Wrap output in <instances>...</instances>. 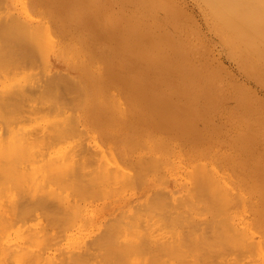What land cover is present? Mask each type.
I'll use <instances>...</instances> for the list:
<instances>
[{
	"label": "rangeland",
	"instance_id": "obj_1",
	"mask_svg": "<svg viewBox=\"0 0 264 264\" xmlns=\"http://www.w3.org/2000/svg\"><path fill=\"white\" fill-rule=\"evenodd\" d=\"M0 1H3L2 2V4H0V6L2 5V7H0V8H2V9H0V14L2 15L3 13V16H5V15H7V16H5L4 18H3V16H1L0 15V25L1 26H3L2 24H4L3 23V21L5 20L6 21V24H4V26H6L7 25V23L9 22V20L8 19H10V18H7V17H9V14H10V12H12V13H14V15L13 14H10V15H13V16H16V17H14V20L13 19H11L12 20V22H9L10 24H12V26H11V28H12V30H11V28L9 29V31H10V33L12 34V32H14L15 30V33H13L12 35L9 33V31H8V29L7 28H9L10 27V24H8L9 25V27L7 26V27H5V29L7 30V33H9L10 35H11V38H10V35H9V37H7V33H6V31H5V29H2V27L0 26V30H1V32L0 33H3V35H4V37L2 36V37H0V38H5V35H6V37L8 38V40L7 41H9V42H11L12 43V46L13 47H15L14 49H16V52H14V49L12 48V47H10L11 45L9 44V43H6L7 41H5L4 39V43L6 44V46H8L7 44H9V47H8V49L10 48V50L15 54L16 53V57H14L13 59L12 58H8V57H12V55L14 56V54L10 51V50H7V49H4L5 51H10V52H8V53H11V56H8V57H4L5 56V51L2 49V47L0 46V50L2 49L4 52L2 53V51H0L2 54H4L3 55V57L1 56V58L0 59H4V58H6V59H4V60H8V63H9V65L7 64V62H5L4 60H0V61H2V62H0V65L2 64L3 65V63L5 62V64H7V66H8V68L10 69V66L12 65V70L14 71V72H16V71H18L19 69L16 67V65L18 64H20L21 63V61L22 60H24L25 59V57H23V51H28L27 52V55H28V53L31 51L30 49H31V47H35V46H37V48H36V50H40L39 49V47L40 46H45V48L46 47H48V49L46 48H44V50L43 49H41V50H43V51H45V50H48L47 51V54L46 55H44V52L42 51V53L40 52H38L37 54L35 53V51L33 52V48H32V53L34 54V55H37L38 56V59L36 58L35 60L36 61H34V55L32 56V58H31V55H32V53H31V55L29 56L28 55V57H26V62H27V65H28V61H30V60H28V59H33V60H31L30 62H31V65L34 67H30V68H28L27 66H25L26 64L25 63H23V62H25V60L22 62V64L23 65H19V68H20V71H18V73L16 72V73H9L10 75H11V77H10V75L8 76V74L6 73L8 70H7V68H6V65L4 64L3 66H1V68L2 69H0V71L1 70H3V72L1 71L0 72V75H2V76H0V89H5L6 90V88L4 87V85L9 89V90H7V92L5 91V90H0V101L1 100H3V98L5 97V95H7V97H5L4 98V100L5 99H7V98H12V99H14V100H16L15 98H13V95H15V94H18L17 93V91L19 92V89L18 90H16V87H17V84H18V82H19V84H18V86L20 85V88H21V85L23 86V88L25 87V86H27V88L25 89V90H27V89H30L29 91L31 92V87H30V85L29 84H31L32 82V85L31 86H33V85H35L37 82L39 83L40 81L39 80H41V78H40V76H42V81H43V84H42V81H41V85L43 86V88L44 87H46V85L44 86V84H46V83H48V85H47V87L48 86H52V89H53V87H55L54 89H56L57 87H58V83H56V85L57 86H54V84L53 83H51V82H53V80H54V82H55V80H56V77L57 76H55V75H57L56 74V72L58 73H61V74H64V73H66L67 75H61V74H59V75H61L62 76V78H63V76H70L69 78L71 79V80H73L71 83L73 84H71L72 86H71V88H70V85L68 84V83H66V82H68V81H63V85H62V87H64V85H66L67 84V86H69L68 88H67V86L66 87H64L65 88V91L64 92H61L62 90H64L62 87H61V85H60V83L62 84V82H61V80H63L62 78H61V76L59 77V75H58V80L57 81H59L60 80V78H61V80H60V83H59V87L58 88H60V90H58V89H56V90H52L51 88H49L48 87V89H49V91H47L46 90V92H50L52 95L54 94V96H55V94L56 93H53V91L55 92V91H60V93L59 92H57V93H59V94H57V96L58 95H61L62 96V94L61 93H65L66 94V88H67V90H69V92H72L73 90V88L72 87H74V88H77V89H74V92H73V94L71 95L70 94V96H72V97H70L69 96V92H67V94H66V96H69L68 97V99H64L63 97H65L64 95L65 94H63V97H61L62 99H60V96H58L57 97V100H56V98H54L50 93V95L52 96V98H50L51 96L48 94V93H45L44 92V90H42V92L40 91L41 89H42V86H41V88H40V85L38 86V87H35L36 89L38 88L39 89V91L40 92H35L36 93V95H37V93H41V95H40V97L38 98L39 100H40V102L42 101V97L41 96H43V98H44V95H42V93L43 94H45V98L47 99V95L49 96L48 98H50L52 101H50V99H43L44 100V103L42 102V103H40V102H38L39 100H37V97L39 96H36V95H34L33 93V95L36 97H27V95L26 96H24L25 94L23 93V92H25V90L23 91L22 90V88H21V90L23 91V92H21V90H20V92L22 93H20L21 95H23L24 97H27V98H30L31 99V103H30V101L29 102H27V101H24V103L25 102H27L28 104H26L25 106L26 107H28V105H29V103H30V105H29V107L31 108L32 107V105L33 104H37V103H39L40 105L42 104V106H40L39 107V109H41V111H39V113H36V115L37 114H39V116L45 121L46 119V127H48V124H49V126H51L52 128H59L60 129V133H61V128L63 129V127H65V126H61V125H63V123H65V125L67 124L66 122H68V120H65V119H67V116H69V114L71 113V109H72V117H69V118H71L70 120H75L76 119V121H73V122H71L72 124L73 123H75V125H77L78 126V128H79V130H80V128H82L80 131H81V133L80 132H76L77 134L79 133V135L81 136H79V135H77L76 133V135H77V137L76 136H74V132H75V130H77V129H75V127L73 126L72 128L73 129H75V130H73L72 128H70V130H68V131H72L71 133V136L73 135L75 138H72V137H69L70 135L68 134V133H66V132H68V131H66L65 132V135H64V133L62 134L61 133V138L63 137L62 135H64V139H63V141L62 142H60L59 141V139L61 140V138H59L58 136V140H57V137H54V139H53V134L52 135H50L51 133V131L49 132L46 128H45V126H44V121H42V120H39L40 118H38L39 116H37L36 117V115H35V117H34V114H33V118H32V115H31V119H33L34 121H37V118H38V121H37V123L35 124L34 123V121L33 120H30L31 122H33V123H31L30 124V121L28 120L29 118H28V116L30 117V115H27V114H29L28 112H29V110H30V112H32L31 111V109H29L28 110V108H25L23 105V108H22V110H25V112H23V111H21V107H19L20 108V111L21 112H23L22 114H24L25 115V113H26V111H28L27 113H26V115L25 116H27V120L26 119H24L25 117L24 116H22V119H24V120H26L27 122H28V124H30V125H28L27 124V122L25 121L24 122V120H23V122L21 121L22 119H21V117H20V115L21 114H19L18 116H17V114L18 113H20V112H18V110H19V108L17 107V110H16V108H14V106H18V105H20V103H21V101H23V99H21L18 95H20V94H18L17 96H18V98L20 99V103L18 102V104L17 105H14L13 106V109H15L16 110V112L14 111L13 112V109L12 108H10V110L15 114V115H13L14 117L16 116V118L18 117V118H20L19 120H20V122H18L19 120L18 119H16V118H14V121L15 120H17V122L16 123H13L11 120V117H9L7 114H10L11 113V111L9 110V107H12L11 105V102H12V100H7L8 101V106H9V102H10V106L8 107V109L7 110H9L10 111V113H7L6 112V110H5V113H7L6 115L4 114V113H2V115H1V113H0V119H1V117L3 116V115H5L4 116V120H5V123L7 122V123H9L8 124V126L11 128V129H14L12 132H13V134H17V133H19V132H21L20 134H24V135H26L25 133H26V129H28L27 131H28V134L30 135V136H32L29 132H31L30 130H29V128H31V127H33L34 125H39V127L40 128H43L42 126H44V128L46 129V132L47 133H45V129L44 130H42L41 132H40V129L38 128H36V130H38V134H37V136H39L40 135V137H38L39 139L41 138V140H42V137H44V134L43 133H45V134H47V137L49 138V136H52V137H50L49 139H51L52 140V142L54 141V140H56V141H58L59 143H57L56 141H54L53 143H55V145L52 143V145H51V148H52V151L54 152V153H50V145L49 144H51L50 143V140H49V142L47 141L48 139H47V137H46V139H43L42 141H40L39 139H36V138H32L33 140H37L38 142H40V143H38V144H36L35 142H37L36 140H35V142H33L34 144H36V145H40L41 144V142H43V141H47V145H49V146H47V148L48 149H43V148H45V144H46V142H44V146H43V144H41V146H43V147H41L42 149H40L41 151H43L44 152V154H46L47 153V155H46V157H49V158H51L52 156H54V155H56L57 157H58V155L60 156L61 155V153H62V149H60L61 147L63 148V153H66V155L64 154V159H65V163L66 164H68L69 163V165H70V167L68 166V165H66L67 166V169H65L66 171H64V168H63V172H62V174L61 175H63L64 174V172H66L65 173V175H63V177H61L60 176V178L59 179H56L55 181H58V182H56V183H58L59 184V182H60V184L59 185H61L62 184V186L60 187V186H58L57 188H56V186L55 185H58V184H55V185H53L54 184V179L52 180V185L53 186H51V184L49 185V184H45V187L46 188H48V190H49V188L50 187H54V188H51V189H56V191L58 192V190H61L62 192H63V194L64 195H66V197L64 196V197H62L64 200L65 199H69V200H63V202H65L64 204H63V206H62V204H58L57 206L59 207V208H57V206L56 207H54L55 208V210L57 209H60L61 210V214H62V212H63V210L65 209V207H64V205L67 207V204L68 205H70V207L68 206L67 208L68 209H66V210H64V211H68L69 209V211L71 212H63V213H65L66 215H67V213L68 214H70L71 216H79L78 218H80V219H78V218H74L75 219V222H74V225H72V226H70V225H68V224H70L68 221H67V225H68V227H67V229H66V231L64 230V235H63V239H58V233L55 231V230H57V228H56V226H58V225H54L55 223H57V222H55L54 224L53 223H51V227H50V224H48V222L50 223V219H49V217L48 216H46V218L44 217L45 215H44V213H43V210H41L40 211V208L38 209V208H35L36 210L35 211H33L34 209H31L33 212H31V214L29 213V214H25V215H28V216H30V217H32L31 215H32V213L34 214V217H36L37 216V214L36 213H34V212H37L38 213V215H40L41 213H43V219H42V216H40V220L42 219L43 220V222L45 221H47L46 219H48V222H46V224H45V222H44V224L45 225H42L41 226V224H43V223H40L41 221H39V222H37V219H38V217H36L35 219H34V217H32V219H30V217H28V216H26L27 217V219H26V221H25V223L24 224H22L21 225V229L22 228H24V229H27L28 227H29V225L30 226H33V228L32 227H30V229H34V227L37 229V231H42L43 229H41V228H43L44 226H46V227H44V229L45 230H43L44 232H47V234L48 235H45V238H47L48 237V239H46V240H48L45 244V247H47L48 245H50L49 246V248L47 247L46 249H44L45 247H44V242L46 241L45 240V238H43V235L44 234H46V233H43L42 232V236H40L39 237V235H41V233L40 232H36V233H38L37 235L38 236H36V238L35 239H37V237H38V239L37 240H34V242H36V244L34 245L36 248H40V247H43V248H41V249H44V250H46V252H47V255H49V256H52V255H54V256H58V257H65L67 254L66 253H68V251L70 252L71 251V249L72 250H74L73 251V253H76V251L78 252L79 251V254L80 255H82L83 254V252L84 251H86L87 250V239H90V237L93 239H95V241H96V245L97 246H100V247H97V248H100V249H95L94 248V250L92 249V251H91V248L92 247H94V241H92V239H90L89 240V249H90V253L88 252V250H87V252H85L84 254L85 255H87L88 253H89V255L85 258V259H87L88 260V262L86 261L85 262V259H83L81 256V258H80V260L81 259H83L84 260V262H83V260L82 261H80V260H78V261H80V262H83V264H87V263H89L90 264V255H91V259H93V257H94V255H95V257L98 255V254H100V252L102 251V246H101V243H102V245H103V242H99L101 239H103L104 240V242H106V239L105 238H101L99 235L101 234V236H102V234L104 233H106V231H103V230H105L104 228L105 227H109V226H107L108 225V222H111L110 224H113L114 223V221L115 220H113V219H115V217L114 216H116V214L117 215H119L120 214V212H121V214L120 215H123L122 216V219L123 220H125L124 222H126L127 224H129L128 222H130V226H135V223H136V221L137 220H139L138 221V224L136 223V228L137 227H139L138 229L140 230V228H142L143 230H142V232L141 231H139V233L137 232L138 231V229L136 230V228H135V233H132L133 231H131V233L133 234V235H135L133 238H132V236L133 235H131V233L129 232L131 229H129V233H130V235H128L126 232H127V230H128V227H126L127 229L125 230V228H123V226H129V225H126L124 222H123V220H119L118 219V221H122L121 223H119V225L121 224V227H120V229L122 228V229H124L123 231H121V232H123V234H124V232L126 233L125 235L127 236V237H129V239H131L132 238V241L134 242L135 240H133V239H135L136 238V236H137V239H140L139 241H142V243H140V242H137V241H135L134 243H133V246L131 245L132 243V241L130 240V242H129V244H130V248H132L133 250H140L141 249V251H134L135 253H133V251H132V253H131V255L129 254L128 255V253H127V255L128 256H136L137 254L138 255H141V257H138V255L136 256V257H138V258H140V260H142V259H147V257H148V259L146 260V261H148L149 259L151 260V258H152V262L150 263V264H168L169 262H170V264L171 263H175L176 261H174V259H176L177 260V264H182L183 263V260H182V263L180 262L181 260H180V258L182 259L183 257V259H185L186 260V258H188L189 256H191V258L193 257V259H195L196 257V259L198 260L199 259V261H197L196 259H195V261L193 262V261H191L190 260V258H189V263H191V262H193L194 264H212V260H214L213 262V264H217L218 262H217V260L216 259H218L217 257H219V259H218V261H220V262H222L223 261V258H224V256H226L225 258H224V260L226 261V262H228V258H230V261L232 260L233 262H232V264H238V263H240V264H264V232L262 233V231H264V228L262 229L261 227H264V223H262V222H260V221H257V219H258V214H259V212H260V215H261V217H263V213H264V191H262V190H264V46H263V44H264V31H263V28H264V24H262V23H264V18H262V17H264V12H263V8L262 9H260L259 7H256V5H254V4H256V2H254V1H256V0H253V2H251L252 0H248L247 1V6H248V4H249V8L251 9L253 6L252 5H254L255 7H256V9H255V7H253L252 9H251V13H248V12H246L247 14H249V18L250 19H252L251 21L253 22V19L257 16L256 14L259 12V9H260V12H259V14H258V17L257 18H259V15H260V18H262L261 20H263V21H261L260 20V22H258V23H261V25L260 24H257V19L255 18L254 20L256 21L255 23L257 24V27H258V29H257V27L256 26H253V27H255V28H253V29H251V28H249L250 26L248 25V24H250V19L248 18V16H247V19H246V15L244 16V15H240V12L242 11V13H245V12H243V9L244 10H247V11H250V9H248V8H246L245 7V5H244V7L242 8V6L240 7V9L242 8V10L240 11V9L238 10V11H236V12H238V13H236V14H234V15H236V16H234V15H232V16H234L233 18H231L230 16H229V18H224L222 15V17H223V19H228L229 21L232 19V21H233V25L235 24V26H234V28H232V27H230V26H227V25H224L225 23V21H223V19L221 20L220 18H219V20L217 19L218 17H216V12L217 11H215V13H212L213 12V6L211 5V8L212 9H210V6H209V0H207V2L208 3H205V2H201V0H0ZM13 1V2H12ZM23 1V4L21 3ZM200 1V2H199ZM205 1V0H204ZM260 0H258L257 1V3H260L259 2ZM216 1H213V3H215ZM1 3V2H0ZM202 3V4H201ZM251 3H252V5H251ZM254 3V4H253ZM263 3H264V1H263ZM206 4V5H205ZM23 5V6H22ZM261 5V4H260ZM208 6V7H207ZM216 6H217V3H216ZM215 6V8H214V10H216V9H220L221 8V10H222V7H223V5H221L220 6V8L219 7H216ZM250 6H252V7H250ZM264 6V4H262V7ZM259 8V9H258ZM23 9H25L26 11H24ZM255 9V10H254ZM6 10V11H5ZM207 10V11H206ZM221 10H219V11H221ZM252 10H253V12H252ZM256 10H257V13H256ZM24 11V12H23ZM27 11H28V13L30 14H33V16L34 17H32V15H27L28 13H27ZM218 11V13H221L222 14V12H224V11H221V12H219ZM235 10H233V12H231V14H233V13H235L234 12ZM240 11V12H239ZM255 11V12H254ZM27 14H26V13ZM207 12H209V14L208 15H206V13ZM212 13V14H211ZM224 13H226V12H224ZM256 13V14H255ZM228 14H229V12H228ZM240 15V17L242 18V19H246V22L248 23V21H249V23L247 24V23H242V19H240V17H238L239 15ZM250 14H253V15H250ZM262 14V15H261ZM212 15H213V17L215 18H213L212 17ZM225 15H227V14H225ZM13 16H12V18H13ZM220 16V17H221ZM228 16V15H227ZM243 16H244V18H243ZM251 16V17H250ZM255 16V17H254ZM252 17H254V18H252ZM2 18L4 19V20H2ZM16 18V19H15ZM19 19V20H18ZM236 19V20H235ZM238 19H240V20H238ZM249 19V20H248ZM15 20H17V21H15ZM22 20V21H21ZM214 20V21H213ZM221 20V21H220ZM238 20V21H237ZM259 20V19H258ZM8 21V22H7ZM16 24H15V23ZM222 22V23H221ZM240 22V23H239ZM23 23V24H22ZM17 24H21V25H23V26H20L19 25V27H18V25ZM216 24V25H215ZM222 24V25H221ZM236 25H238V26H236ZM244 27H243V26ZM250 25H253V24H250ZM263 25V26H262ZM4 26H3V28H4ZM15 26H17L18 27V29H16L15 28ZM45 26H46V28H48V29H50V31H53L54 33H52L53 35H54V37L52 36V35H50L51 33H49V32H47V34H49L50 35V37L49 36H47V34H44V33H46V31H49V30H47L46 28H45ZM217 26L219 27L218 29H217ZM227 26V27H226ZM232 26V25H231ZM23 28V29H21V30H19V28ZM237 27V28H236ZM248 27V29L246 30L245 28H247ZM252 27V26H251ZM262 27V28H261ZM26 28L28 29L27 31H26ZM223 28H225V30L223 29ZM242 30H241V29ZM46 29V30H45ZM233 29V30H232ZM239 29V30H238ZM260 29H262L261 31H260ZM3 30V31H2ZM17 30H19V31H23L25 34H26V36L24 35V40H22V41H25V39L27 40V41H25L24 43L21 41V34L17 31ZM223 30V31H222ZM228 30V32H226ZM250 30V31H249ZM255 30H256V32H255ZM259 30V31H258ZM4 31H5V33L6 34H4ZM29 31V32H28ZM240 32V34H243V37L240 35V34H238L239 32ZM22 32V33H23ZM28 32V33H27ZM30 32H32V33H30ZM237 32V33H236ZM249 32V33H248ZM252 32L253 33H257V34H254V35H257L259 38H263L262 40L261 39H259L257 36H255L256 38H254V36H253V34H252ZM261 32V34H263L262 36H260V33ZM20 34V35H18V37L15 39V40H18V38L20 39L19 41H15L16 43L17 42H19V44H20V41L22 42V44H20V45H18V43H17V47H16V43L14 42V39H12V38H15L16 36H17V34ZM42 33L44 34L43 36H42ZM95 33V34H94ZM231 35H230V34ZM233 33V34H232ZM251 33V34H250ZM15 34H16V36H15ZM32 34H33V36H32ZM238 34V35H237ZM2 34H0V36H1ZM93 35V36H92ZM223 36V39L221 38V37H219V36ZM226 35V36H225ZM234 35V36H233ZM240 35V36H239ZM249 35V36H248ZM252 35V36H251ZM13 36V37H12ZM15 36V37H14ZM29 36H31V38L29 37ZM92 36V37H91ZM97 36V37H96ZM26 37V38H25ZM36 39H35V38ZM47 37H49V38H47ZM53 39H52V38ZM99 37V38H98ZM124 37V38H123ZM226 37V38H225ZM232 37V40L230 39ZM233 37L234 38H236V39H233ZM246 37V38H245ZM253 37V38H252ZM7 38H5V39H7ZM28 38H29V40H28ZM258 38V39H257ZM10 39H12V40H10ZM35 39V40H34ZM125 39V40H124ZM222 39V40H221ZM238 39V40H237ZM253 39V40H252ZM37 40V41H36ZM39 40H43L44 42H48L49 43V45H50V47L49 46H46V44L44 45V44H42L41 43V41L40 42H38ZM76 40V41H75ZM227 40H229V41H227ZM257 40V42H255ZM261 42H259V41ZM1 41L2 40H0V43H1ZM32 41H35V45L33 46L32 45ZM232 43H231V42ZM240 41V42H239ZM250 41V42H249ZM3 42V41H2ZM31 43L30 45H32V46H30L29 44H25V43ZM43 42V43H44ZM96 42V43H95ZM37 43V44H36ZM247 43V44H246ZM258 43V44H257ZM263 43V44H262ZM5 44H3V46L5 47ZM34 44V43H33ZM38 44H40V46L38 47ZM1 45H2V43H1ZM21 45H22V47H21ZM30 46V47H27L28 48V50H24V48H26L25 46ZM256 45V46H255ZM261 45V49L260 48H258L259 46ZM20 48H19V47ZM7 48V47H6ZM19 48V49H18ZM22 48V49H21ZM26 48V49H27ZM30 48V49H29ZM243 48H244V50H243ZM247 48H248V50H247ZM263 49V50H262ZM23 50V51H22ZM30 50V51H29ZM35 50V49H34ZM232 50H235V52L234 51H232ZM21 51V52H20ZM60 51V52H59ZM250 53H249V52ZM263 51V52H262ZM46 52V51H45ZM69 53V54H68ZM109 53V54H108ZM252 53V54H251ZM22 54V55H21ZM43 54V57H42V59L43 60H45L46 59V62H45V64H48L46 67L44 66V64L43 65H40V61H38L39 59H41V58H39V57H41V56H39V55H42ZM254 54V55H253ZM20 55H21V57L23 58H21L22 60H20ZM26 55V56H27ZM24 56H25V54H24ZM36 56V57H37ZM46 56V57H45ZM45 57V58H44ZM8 58V59H7ZM19 58V60L17 61V59ZM13 60L12 62L10 61L9 62V60ZM16 59V60H15ZM43 60H41V62H43ZM14 61H16V63L17 64H15L14 63ZM114 61V62H113ZM127 62L128 63V65H127V68H125V67H123L121 64H122V62ZM19 62V63H18ZM33 62L35 63V64H33ZM39 62V63H38ZM43 62V63H44ZM10 63H11V65H10ZM38 63V64H37ZM14 64H15V67L13 68V66H14ZM25 64V65H24ZM37 64V65H36ZM131 66H130V65ZM17 65V66H18ZM30 65V64H29ZM40 65V66H39ZM243 65V66H242ZM5 66V67H4ZM22 66H25V67H27V68H21ZM41 68V71L43 70V72H41V71H38V70H40L39 68ZM42 66V67H41ZM43 66H44V68H43ZM5 68H6V70H5ZM33 68V69H32ZM114 68V69H113ZM254 68V69H253ZM260 68V69H259ZM15 69H16V71H15ZM27 69H28V71H27ZM47 69V70H46ZM103 69V70H102ZM11 70V69H10ZM30 70V71H29ZM46 70V74H48V75H46L45 74V71ZM58 70V71H57ZM102 70V71H101ZM119 70V71H118ZM255 70V71H254ZM5 71V72H4ZM13 71H10V72H13ZM56 71V72H55ZM106 71V72H105ZM122 71V72H121ZM261 71V72H260ZM9 72V71H8ZM25 72H26V74L28 73V75H26L25 74ZM30 72V73H29ZM35 72H37L36 74H35ZM39 72H41L40 74H39ZM52 72H54L55 73V75L53 74H51ZM254 72V73H253ZM142 74V75H146V77H144V79H146L148 82H149V86H147V88L148 89H151L152 91L154 90L153 88H155V90L157 89H159L158 91L160 92H163L164 94H167L169 91L168 90H170V89H175L176 90V92L178 93L176 96L177 97H179L180 96V98H181V106H180V110L183 112V113H180L181 114V116L183 117V123H184V127H185V129H184V133L182 134V133H178V132H176V131H174V130H171L170 128H166L165 126H160L159 128L157 127L158 125H156L155 123H154V121L152 120V118H150L151 116L148 114V116H146V113H145V111H144V109H143V107L140 105V103H139V101H140V98H139V95H135L133 92H129V89L128 88H126L125 87V84H124V81L125 80H132L135 76H138V74ZM4 74V75H3ZM7 74V75H6ZM18 74V75H17ZM23 74H25V75H23ZM31 74V75H30ZM43 74V75H42ZM48 76V78L45 76ZM106 74V75H105ZM139 74V75H140ZM251 74V75H250ZM35 77H34V76ZM259 75V76H258ZM18 76H21V77H18ZM26 76V77H25ZM37 76V77H36ZM39 76V77H38ZM46 78H45V77ZM54 76V77H53ZM110 78H109V77ZM147 76H150V77H147ZM3 77V78H2ZM6 77V78H5ZM16 77L17 78H19L18 80L19 81H17L16 80ZM25 77V78H24ZM33 77H34V79H33ZM50 77H51V79H50ZM152 77H153V79H152ZM255 77V78H254ZM259 77V78H258ZM10 78H11V80H10ZM14 78V79H13ZM21 78L24 80H21ZM31 78H32V80H31ZM40 78V79H39ZM9 79V80H8ZM36 79V80H35ZM37 79H38V81H37ZM43 79H45V81H46V83H45V81L43 80ZM47 79V80H46ZM49 79V80H48ZM69 79V80H70ZM7 80V81H6ZM30 80V81H29ZM65 80H68V79H66V77H65ZM75 80V81H74ZM5 81H6V83H5ZM20 81H22V82H20ZM29 81V82H28ZM34 81H37L36 83L34 82ZM49 81V82H48ZM146 81V82H147ZM154 82V84L155 83H157V84H155V85H152V84H150L151 82ZM260 81V82H259ZM262 81V82H261ZM15 83V85H13L12 83ZM17 82V83H16ZM24 82V83H23ZM78 82V83H77ZM100 82V83H99ZM22 83V84H21ZM27 83H29L28 85H26ZM66 83V84H65ZM74 83H76V84H80V85H78L80 88H83V91H82V89H79V87H77L76 86V84H74ZM2 84V85H1ZM10 84V85H9ZM23 84H25V86L23 85ZM103 84H105V85H103ZM113 85L114 86V88H113V86L109 89L110 91H111V93H110V91H108V89H107V86L109 87V85ZM8 85H9V87H8ZM36 85H38V84H36ZM76 87H75V86ZM89 85V86H88ZM110 85V86H111ZM14 87V94L13 95H11L12 94V91H10V87ZM30 88H29V87ZM117 88V90H118V92H117V90H116V88ZM70 88V89H69ZM120 89V91L122 90L123 92H121V93H119V89ZM32 89H34V87L32 88ZM36 89H35V91H36ZM105 89H106V91H105ZM147 89V90H148ZM199 89H201V90H199ZM11 90H13V88L11 89ZM15 90H16V93H15ZM75 90H77V91H75ZM82 91V92H80V91ZM116 90V91H115ZM155 90L153 91V92H155ZM28 91V92H29ZM38 91V90H37ZM52 91V92H51ZM113 91H115V93L113 94ZM193 91V92H192ZM8 92H11V93H8ZM28 92H26V94H28ZM29 92V93H30ZM33 92V91H32ZM77 93L76 95H74V93ZM109 92V93H108ZM1 93H2V95H1ZM6 93H8V94H10V96L8 95V94H6ZM78 93H80V95L78 94ZM83 95H82V94ZM117 93H118V95L120 94L121 95V97H120V95H119V98H118V96H117ZM122 93H124V94H122ZM47 94V95H46ZM110 94H112V95H110ZM115 94H116V96H117V98L116 97H114L115 96ZM29 95H31V93L29 94ZM28 95V96H29ZM74 95V96H73ZM4 96V97H3ZM9 96V97H8ZM16 96V95H15ZM14 96V97H15ZM22 96V97H23ZM83 97L82 98V100L80 99L81 97ZM125 96H126V98H125ZM192 96H194V97H192ZM195 96L197 97L196 99H193V100H191V98H195ZM218 96L220 97V98H218ZM23 97V98H24ZM76 97H77V99H80V101H81V105L79 106L78 104V106H76V107H74V105L73 104H75L76 105V103H78L75 99H76ZM78 97H80V98H78ZM96 97V98H95ZM105 97V98H104ZM124 97V98H123ZM32 98H34L36 101H37V103L35 102V100L33 101V99ZM67 98V97H66ZM72 98V99H71ZM106 98H108V101H106ZM114 98H116L117 100H121L122 99V101H124V100H126V101H124V102H122V103H120L121 105H119V107H120V109H119V107H117L118 105L116 104V101L117 100H113ZM29 99V100H30ZM57 101V103H53V101H55V100ZM69 99H70V101H69ZM73 99L76 101V103L73 101ZM13 100V101H14ZM24 100H26L25 98H24ZM28 100V99H27ZM49 100V101H48ZM60 100V102H58ZM63 100V102H61ZM64 100H66V101H64ZM120 100L118 101V104H119V102H120ZM16 101H14L13 102V104L16 102ZM48 101V102H47ZM114 101V102H113ZM128 101L130 102V103H132L131 105H129V107H131V108H129L127 105L128 104H130V103H128ZM137 103H136V102ZM182 101H183V103H182ZM221 101V102H220ZM259 101V102H258ZM3 102V101H2ZM2 102H1V104H2ZM16 102V103H17ZM45 102H47L46 103V105L47 104H50V107H46V106H44V109L45 108H52L51 106H52V103H53V108L52 109H50L51 111L52 110H55V108H56V110L55 111H58L59 109H58V105H62V103H63V106H59V107H61L62 109H60L61 110V114H62V116H61V114H60V116H59V113L60 112H56L55 113V111H53V113H50V110H47L49 113H50V116H49V114H47L46 112V114H42L43 115V117H42V115H41V113H43V110H42V108H43V105H45ZM52 102V103H51ZM67 102V103H66ZM70 102H71V104H70ZM94 102H96V103H94ZM185 102V103H184ZM261 102V103H260ZM15 103V104H16ZM23 103V104H24ZM60 103V104H59ZM69 103V104H68ZM80 103V102H79ZM108 103V104H107ZM128 103V104H127ZM6 104L7 103H5V101H4V104H2L3 105V107H4V105H5V107H7L6 106ZM22 104V103H21ZM58 104V105H57ZM68 104V106H64V105H67ZM85 104H86V106H85ZM122 104H124V106H122ZM125 104H127L126 106H125ZM193 104V105H192ZM96 105H98V106H96V108H97V110H96V108H95V106ZM117 105V106H116ZM21 106V105H20ZM70 106H71V108H70ZM85 106V107H84ZM92 106H94V108H95V110L98 112V111H100V116H99V114L96 112V111H94V109H92ZM124 108V111L126 112H124V111H121V108L122 107ZM132 106H134L133 107V109H132ZM42 107V108H41ZM55 107V108H54ZM67 109H66V108ZM72 107H74L75 108V110L73 111V108ZM78 107V108H77ZM126 107H128V108H126ZM138 108V109H136V108ZM189 107V108H188ZM219 107V109H217ZM33 109H35V108H38V106H34L33 105V107H32ZM69 108V109H68ZM99 108H101L100 110H99ZM122 108V109H123ZM197 108V109H196ZM201 108V109H200ZM263 108V109H262ZM1 109H2V106H1ZM0 109V112L2 111ZM32 109V110H33ZM38 109V110H39ZM126 109H130L129 111L128 110H126ZM140 109H142V110H140ZM190 109H191V111H190ZM132 110H133V112L135 111L136 112V110H137V114H136V116L135 115H132L133 114V112H132ZM203 110V111H202ZM221 110V111H220ZM33 111H35V110H33ZM37 111V110H36ZM198 111V112H197ZM200 111V112H199ZM68 112H70V113H68ZM74 112V113H73ZM103 112V113H102ZM218 112V113H217ZM223 112V113H222ZM229 112V113H228ZM262 112V113H261ZM13 113H11V114H13ZM34 113V112H33ZM58 113V116H55V114H57ZM128 113H130V114H128ZM201 113V114H200ZM202 113H203V115H202ZM222 113V114H221ZM227 113H228V115H227ZM30 114H32V113H30ZM52 114V115H51ZM190 114H191V118L192 119H189L190 118ZM232 116H231V115ZM55 117H54V116ZM64 115H66V118H65V116ZM74 115L75 116H77V117H74ZM103 115V116H102ZM139 115H140V118L142 119H139L138 117H139ZM144 115V116H143ZM230 115V116H229ZM7 116L9 117V120L8 121H6L7 120ZM11 116V115H10ZM13 116H12V118H13ZM49 118H48V117ZM52 116V117H51ZM189 116V117H188ZM6 117V118H5ZM24 117V118H23ZM57 117V118H56ZM94 117V118H93ZM144 117V118H143ZM149 117V118H148ZM226 117V118H225ZM46 118V119H45ZM103 118V119H102ZM187 118V119H186ZM223 118V119H222ZM3 119V118H2ZM58 120V121H55V120ZM62 119H64L63 120V122H61V120ZM94 119V120H93ZM105 119V120H104ZM194 119H195V121H194ZM50 120V121H49ZM55 121V122H57V125L59 126V127H56V125H55V122H51V121ZM69 120V121H70ZM103 120H104V122H103ZM152 122H151V121ZM186 120H188V121H186ZM191 122H193V123H190V121ZM209 120H212L213 121V124H212V121H209ZM1 121V120H0ZM42 121V122H41ZM66 121V122H65ZM100 121V122H99ZM60 122H61V125H60ZM76 122H77V124H76ZM128 123V122H130V123H132V124H130V123H128L130 126H132L133 128H135L136 126V128L135 129H133L132 127H131V129H133V131L132 130H130V134H125L122 138L123 139H125V142H126V138L127 139H129V138H131L132 137V139H133V137H135V140L134 141H136V139L138 140H142L141 141V143L139 142V144H137V142H135V146H134V143H131V145H133V146H130V148L131 149H133L132 151H128L129 150V148H128V150H127V148L124 146V143H123V140H121V139H119V141H118V135H117V133L118 132H121L123 129H124V127H125V125H126V123ZM197 122V123H196ZM2 123H4V122H2ZM6 123V124H7ZM18 123H20V124H18ZM42 125V123H43V125L42 126H40V124ZM48 123V124H47ZM50 123H54L53 125L52 124H50ZM71 123H69L68 122V126H69V124L72 126V124ZM86 123V124H85ZM199 123V124H198ZM15 124V125H14ZM17 124V125H16ZM133 124H134V126H133ZM209 124L211 125V126H209ZM74 125V124H73ZM123 126V128L121 127V126ZM201 125V126H200ZM216 125V127H214V126ZM12 126V127H11ZM14 126H16V128L14 127ZM60 126H61V128H60ZM67 126V125H66ZM76 126V127H77ZM109 127V128H111V130L113 131L112 133H114L115 135L114 136H116V138H113L112 136V133L109 135L110 137H108L107 138V133L109 132V131H111L109 128H106V127ZM130 126H128V127H126L127 129H129L130 128ZM18 127H19V129H18ZM70 127V126H69ZM68 127V128H69ZM104 127V128H103ZM116 127V128H115ZM120 127V128H119ZM101 128H102V131H101ZM122 128V129H121ZM126 128H125V131L126 132H128L129 133V131L128 130H126ZM163 128V129H162ZM236 128V129H235ZM35 129V128H34ZM49 129H51V128H49ZM59 129L57 130V133L58 134H60L59 133ZM72 129V130H71ZM92 129H93V131H92ZM103 129H105V130H103ZM106 129H109L108 130V132H106L107 130ZM119 129H121V131H118ZM165 129V131H167L168 132V134L166 133V132H164V131H161V130H164ZM202 129H205L206 130V132H205V135L202 137V135H199V133L197 132V131H199V130H202ZM215 129H216V131H215ZM222 129V130H221ZM235 129V130H234ZM238 129V130H237ZM65 130H67V128L65 129ZM64 130V131H65ZM134 130H138V132H136L135 133V131ZM190 130H192V132L191 133H189L190 132ZM219 130V131H218ZM237 130V131H236ZM23 131V132H22ZM24 131H25V133H24ZM32 131H33V129H32ZM54 131H56L55 129H54ZM78 131V130H77ZM83 131V132H82ZM104 131V132H103ZM118 131V132H117ZM124 131V130H123ZM122 131V135L124 134V132ZM209 131V132H208ZM211 131V132H210ZM37 133V131H33L32 133ZM50 134H49V133ZM53 132V131H52ZM101 132V133H100ZM106 132V133H105ZM125 132V133H126ZM133 132V133H132ZM219 132V133H218ZM40 133V134H39ZM54 133V132H53ZM92 133H94V134H92ZM100 133V134H99ZM132 133V134H131ZM139 133V134H138ZM166 133V134H165ZM170 133H171V135H170ZM175 134V136H173L174 134ZM214 133H216V134H214ZM222 133V135H225V136H222V135H220ZM236 133H237V135H236ZM43 134V135H42ZM48 134H49V136H48ZM55 134V133H54ZM84 134V135H83ZM105 134V135H104ZM211 134V135H210ZM19 135V134H18ZM18 135L16 136V137H18ZM29 135H26V136H29ZM35 135V134H34ZM42 135V136H41ZM67 135H69L68 137H67ZM87 135V136H86ZM90 135H91V137H90ZM93 135H95L96 137H97V139H96V137L94 136V140H92L93 138ZM102 135H103V137H102ZM112 135V136H111ZM182 135V136H181ZM210 135V136H209ZM213 135H215L214 137H213ZM20 136H22V135H19V137ZM26 136H24L25 137V139L27 138ZM29 136V137H30ZM46 136V135H45ZM227 136V137H226ZM239 136V137H238ZM23 136H22V138H24ZM32 137H34V136H32ZM36 137V136H35ZM80 137V138H79ZM84 137H85V139H84ZM87 137H89V138H87ZM191 138L190 140L188 139V138ZM230 137V139H228ZM31 138V137H30ZM30 138H28V139H30ZM45 138V137H44ZM67 138H70V139H72V140H70V139H67ZM82 138H83V140H82ZM216 139V140H214V139ZM217 138H220V139H217ZM223 138V139H222ZM225 138V139H224ZM67 141H66V140ZM74 139H76V140H74ZM79 139H81V140H79ZM115 139V140H114ZM132 139H130V140H127V142L126 143H128V141H130L131 142V140ZM163 139H164V141H163ZM181 139V140H180ZM187 139V140H186ZM241 139V140H240ZM68 140L70 141V142H68ZM78 140L79 141H81L80 142V145H79V143H78ZM85 140V141H84ZM110 141V140H112V143H108L107 141ZM162 140V141H161ZM194 140V141H193ZM211 140V141H210ZM214 140V141H213ZM230 140V141H229ZM232 140H233V142H232ZM238 140H240V141H238ZM72 141H75V142H72ZM82 141H84V143L82 142ZM66 142V143H65ZM67 142H68V145H67ZM95 142H97V144L95 143ZM106 142H107V144H106ZM115 142V143H114ZM120 142V143H119ZM122 142V143H121ZM143 142V143H142ZM144 142L147 144V145H144ZM169 142H171V143H169ZM180 142H182V143H180ZM219 143V144H216V143ZM222 142H224L225 143V146L223 145L224 143H222ZM56 143H57V146L58 147H55V149H54V147L53 146H56ZM60 143H62L61 145H60ZM64 143V144H63ZM72 143H74V144H72ZM76 143H77V145H79V149H78V146H76ZM84 144V145H82V144ZM114 143V144H113ZM125 143V144H126ZM166 143H169V144H166ZM180 143V144H179ZM205 143H206V145H205ZM221 143V144H220ZM226 143H228V144H226ZM232 143V144H231ZM235 143H237V144H235ZM241 145V148H239L240 147V145ZM33 144V145H34ZM59 144V145H58ZM70 144H72V146H74V149H75V147H77L76 149H75V151H74V149H73V147L70 145ZM87 144H88V146H87ZM108 144H110V145H108ZM113 144V145H112ZM118 144L119 145V147H118V145H117V147H116V145ZM142 144V145H141ZM156 144V145H155ZM162 144H166V145H169V146H165V145H163V146H165L164 148H163V146H162ZM196 144V145H195ZM198 144V145H197ZM36 145H34V146H36ZM81 145H82V149H81ZM100 145V146H99ZM128 145V144H127ZM130 145V144H129ZM140 145H141V147H140ZM160 145H161V147H160ZM216 146V145H219V147L220 148H218L217 146V148H215L214 149V146ZM221 145L223 146V147H221ZM233 145H234V147H233ZM31 146H32V144H31ZM30 145L28 146V148L27 149H35V147L33 148V147H31ZM67 146H69V147H67ZM83 146H87L88 148H90V150L92 151H94V154L92 153L91 155H90V152L91 151H89V153H84V152H88V148L87 147H83ZM137 146V147H136ZM142 146H143V148H142ZM145 146H147V147H145ZM177 146H178V148H177ZM202 146H203V148H202ZM204 146H205V148H204ZM212 146H213V148H212ZM229 148H228V147ZM37 147V146H36ZM64 147H65V149H64ZM108 147L110 148V149H108ZM113 149H112V148ZM136 147V148H135ZM145 147V148H144ZM199 147V148H198ZM225 147V148H224ZM242 147H244L243 148V152L241 151V149H242ZM38 148V147H37ZM36 148V149H37ZM56 148H58V150H57V152H56ZM67 148H69L68 149V151H67ZM176 148L177 149H180V150H178V151H182L181 153H184V154H180V152H178L177 150H176ZM202 148V149H201ZM226 148H227V150H226ZM233 148V149H232ZM236 148V149H235ZM239 148V149H238ZM25 149V148H24ZM27 149H25V150H27ZM39 149V148H38ZM59 149H60V151H59ZM86 149H87V151H86ZM94 149H96L97 150V152H95L96 150H94ZM100 149H102V151L100 150ZM112 149V150H111ZM122 149H123V151H122ZM130 149V150H131ZM136 149V150H135ZM224 150V152L226 153V156H225V153L223 154V153H221V152H219V150ZM45 150H47V152L45 153ZM64 150L66 151V152H64ZM79 150V151H78ZM81 150V151H80ZM85 150V151H84ZM98 150H100V152L98 153ZM116 150V151H115ZM139 150V151H138ZM197 150V151H196ZM231 150V151H230ZM240 151V153H242L241 154V158H238V157H236V154H238V152ZM24 150H22V153L24 154L25 152H23ZM29 151V150H28ZM28 151H26V153H28ZM34 151V152H33ZM32 152L31 151H29V153L30 154H28L29 156H27L28 157V159L26 158V156H24L23 155V157H21L20 159V162L21 161H23L24 162V160H27L26 161V163H27V168H28V165L31 163V161L33 160L35 163L37 162V160L41 157V155L39 156L38 154H40L39 152H38V150H33ZM49 151V152H48ZM51 151V152H52ZM59 151V152H58ZM80 152V153H82L83 154V157H86V158H84L85 160L84 161H86L84 164H83V162L84 161H82L83 160V157H81L82 155H80V153H78V152ZM103 151H104V155H103ZM105 151H111L110 153H108V152H106L108 155L106 156L105 154ZM113 151V152H112ZM114 151H115V153H114ZM140 152L141 154H139L138 152ZM155 151V152H154ZM194 151V152H193ZM201 151H202V154H201ZM212 153H211V152ZM215 151V152H214ZM238 151V152H237ZM245 151V152H244ZM37 152H38V154H37ZM116 152H117V154H116ZM118 152H120V153H118ZM136 152H137V154H136ZM206 152V153H205ZM207 152H208V154H207ZM209 152H210V154H209ZM232 153V156H231V153ZM25 153V155H27ZM31 153H32V155H31ZM33 153L34 154H36V155H33ZM62 153V154H63ZM67 153H70V154H67ZM72 153V154H71ZM95 153H97V160H95ZM154 153H157V154H154ZM175 153V154H174ZM176 153H178V154H176ZM191 153H193L192 155H190ZM201 155H200V154ZM216 155V157L219 159L220 157H221V159H222V162L220 161V160H218L221 164H218L219 162H217L216 161V159L214 158H212V155H214V154ZM219 153H221V154H219ZM227 153L229 154V157H228V155H227ZM244 153V154H243ZM50 154V155H49ZM58 154V155H57ZM75 154V155H74ZM112 154H115L117 157H118V161H121V163H122V161H123V166L124 165H126L125 166V168L127 169H129L130 168V166H133V168L131 167V169H127V172L129 171V175L127 174V172L125 171V170H121L120 168H121V166H120V164H119V162L117 163V161H115L114 159H116V156H114V158H113V155ZM122 154V155H121ZM139 154V155H138ZM145 155V156H149V157H147V159L145 158L144 159V157L145 156H143V155ZM154 154V155H153ZM187 154V155H186ZM200 157L201 156V158H197L196 156L197 155ZM219 156H218V155ZM245 154H246V156H250V158L249 157H247L246 158V156H245ZM30 155H31V157H30ZM70 155H71V157H70ZM77 155V156H76ZM78 155H79V158L77 159V157H78ZM87 155V156H86ZM137 157H136V156ZM177 155V156H176ZM181 155V156H183V157H179V156ZM203 155H205V156H203ZM214 155V156H215ZM244 155V156H243ZM38 157V159H37V157ZM66 156V157H65ZM73 156V157H72ZM74 156H76L75 158H74ZM89 156V157H88ZM93 157V156H95L94 158H93V160L91 159V157ZM111 156V157H110ZM139 156L141 157V156H143V157H141V159L139 158ZM186 156H187V158L189 157L190 159L192 158V157H194L193 159H196V160H193V161H195V164L193 163V161H192V163L194 164V165H192V168H196V165L198 164L197 163V161H199V163L201 164L199 167H197L196 169H192L191 168V166H190V164H192V163H190L191 161H189L188 162V160H187V158H186ZM213 156V157H214ZM222 156H223V158H222ZM225 156V157H224ZM30 157V158H29ZM34 157H36V160H35V158ZM69 157H70V159L71 160H68L69 159ZM106 157H108V159L110 158L111 160H114V161H110L109 160V163L107 162L108 160H106ZM125 157V158H124ZM126 157H128L129 159L128 160H126L127 158ZM138 158V160L136 159V158ZM152 157H154V158H152ZM176 157H178V160L177 159H174V158H176ZM196 157V158H195ZM203 157H205V158H203ZM208 157H210V158H208ZM230 157H232L231 158V160H230ZM25 158V159H24ZM34 158V159H33ZM53 158H56V157H53ZM66 158H68V159H66ZM80 158H82V159H80ZM122 158V159H121ZM156 158V159H155ZM185 159V160H183V159ZM209 159L210 161H211V163L209 162V160H207V159ZM224 158H226V160L224 159ZM227 158H228V162H230V163H228L227 162ZM252 158H254V159H252ZM30 159H31V161H30ZM74 159V160H73ZM77 161H76V160ZM87 159H90L89 161L87 160ZM103 161H102V160ZM120 159V160H119ZM133 159V160H132ZM152 159V160H151ZM179 159L180 160H182L183 162L182 163H184V165L181 163V161H180V163L184 166H182V165H180V163H178L179 162ZM205 159V163H204V165L202 164ZM223 159H224V161H223ZM234 159V160H233ZM235 159H240L239 161H242V163L244 164V163H246V164H249V166L247 167L246 165L245 166H243L242 164H241V166H243V168H241V166L239 167V163H236L237 162V160L235 161ZM68 162H67V161ZM81 160V161H80ZM100 160L102 161V162H104V164L106 165V167H108V170L107 171H109V174H107V171L105 172V171H103L104 169H106V167L104 168L103 167V163L102 162H100ZM126 161V163H124L125 161ZM216 162H215V161ZM235 161V163H232L233 161ZM32 161V162H33ZM91 161V162H90ZM93 161V162H92ZM96 162V166L94 165V166H92V167H94V168H92L91 167V164H89V163H93V164H95V162ZM128 161V162H127ZM135 161H138V162H135ZM141 161V162H140ZM149 161V162H148ZM154 161V162H153ZM155 161H157V162H155ZM163 161V163H160V162H162ZM178 161V162H177ZM209 163H208V162ZM232 161V162H231ZM30 162V163H29ZM33 162V164L34 165H37L38 167L40 166V164H39V162H37L36 164ZM79 162V163H78ZM88 162V164H89V166H90V169H87L86 170V167H88L89 168V166H88V164H86ZM106 162V163H105ZM111 162H113V163H115V165H113ZM132 162H134L133 163V165H131L132 164ZM159 162V163H158ZM215 162V163H214ZM225 162V163H224ZM19 163V162H18ZM71 163V164H70ZM99 163H101L100 165H99ZM117 163V164H116ZM142 163H144L143 165H142ZM155 163V164H154ZM188 163H189V166H188ZM197 163V164H196ZM222 163H224V164H222ZM226 163H228V165H230V164H232V165H234L233 166V168L235 167V164H239L238 165V168L241 170V169H243V171L246 173V174H243L242 173V170H241V173L240 172H238V174L237 175H239V176H237V178L238 177H240V174L241 175H247V177L248 176H250L249 177V180H247L248 178L246 177V183H248V184H250L252 181H250V178L251 177H254V179L252 178L251 180H256L257 179V183H255L256 184V188L254 187V184H253V182L251 183V184H253V185H249L248 186V184H247V187H245V184H243V191H242V189H240L243 193H245V195L247 196V197H249V195H251L250 196V198H244V196H241L240 195V193H239V195L241 196V198H240V196H239V199H237V197H238V195H236L237 193V191H239V190H235V189H239V186H241V182H243V180H245V176L243 177V176H241L240 178H242V181H241V179H239V180H237V179H235V176H234V174H235V172L238 170V171H240L238 168H237V170H236V168L235 169H233V170H235V172H234V174H232L233 173V170H232V167H231V165H230V167H231V170L232 171H230V167H227V169L225 168L226 166H228ZM119 164V165H118ZM121 164V165H122ZM128 164V165H127ZM146 164V165H145ZM154 164V165H153ZM157 164V165H156ZM158 164L161 166V167H159L158 166ZM210 164H212V166L210 165ZM218 164V166H220V165H224L223 166V169H221V166H220V168L217 170V169H215V167H216V165ZM226 164V165H225ZM20 165H24V167H25V165L26 164H20ZM74 165V166H73ZM80 165H82V166H80ZM84 165V166H83ZM87 165V166H86ZM114 166V169L116 168L117 170L118 169H120V174H119V170L118 171H116V170H114L115 172H118V173H116V174H114L112 171V173L110 172V170H113L112 169V167ZM130 165V166H129ZM140 165V166H139ZM199 165V164H198ZM203 165V166H202ZM207 165H210V166H207ZM214 165V166H213ZM236 165V166H237ZM257 165V166H256ZM259 165L261 166V168L259 167ZM77 166V167H76ZM102 166V167H101ZM134 166H136V167H134ZM139 166V167H138ZM150 166V167H149ZM153 166V168H151ZM179 166H181V167H179ZM185 166H187V167H189V168H186ZM194 166V167H193ZM250 166H252V167H250ZM69 167V168H68ZM84 167V168H83ZM95 167H96V169L99 171V175L102 173L100 170H102L103 171V173H104V175H106L107 177H109V178H105L106 176H104L103 174H102V176L101 177H104V178H101V180L102 181H105L106 180V182L108 181L109 182V179H111L112 180V177H113V175H114V178H113V180L114 181H112V182H115V177L116 176H118V179H116V182L118 181V182H120V184H119V186H120V188H119V186H117V184H118V182L117 183H112L111 181H110V183H108L109 184V190H112L111 191V194H112V192L113 191H116V190H114V189H120V190H118V191H120V192H113L114 194H116V193H118V195L121 197V198H118V196H117V194H116V196L114 195V197H113V194H112V196H110V198H111V200H110V198L108 199L107 197H106V194H107V192H108V190H106L105 189V192H104V189H103V186L105 185L106 186V188H107V183L106 182H102L101 180H100V177L98 178L97 176H98V173L96 172V170H95ZM98 167H100V168H98ZM111 167V168H110ZM143 167V168H142ZM145 167V168H144ZM151 168V169H149V168ZM156 167V168H155ZM203 167V168H202ZM205 167V168H204ZM209 167V168H208ZM212 167H214V169L216 170H214ZM79 168H82V170L81 169H79ZM92 168V169H91ZM104 168V169H103ZM110 168V169H109ZM138 168V169H137ZM140 168V169H139ZM146 168H147V170H146ZM158 168V169H157ZM161 168V172H159V169ZM199 168H201V170L204 172H202L203 173V175H202V173L201 172H198L200 169ZM208 168V169H207ZM212 170H211V169ZM217 168V167H216ZM226 169V171L228 170V172L230 171V173L234 176V179L236 180V182L238 183V181H240L239 182V185L234 181L233 182V178H232V180L230 179L231 177V175L230 176H228V175H226L225 176V178H223V176H221L222 174H221V172L224 174V171H225V169ZM72 171H71V170ZM85 171H84V170ZM94 169V171H92ZM100 169V170H99ZM132 169H135V170H137V171H135L134 172V170H132ZM142 169H143V171H142ZM153 169H154V171H153ZM157 169V170H156ZM188 169V170H187ZM189 169H190V176H191V169L193 170L192 171V173L193 172H195L194 170H197V173H198V175H197V173H195L193 176L196 178L197 177V182H196V180L195 179H192L193 177L191 176L190 177V179H192L191 181H190V179H187V178H189V174H188V172L187 171H189ZM221 169V170H220ZM246 169V170H245ZM248 169H250V170H248ZM253 169V170H252ZM140 170V171H139ZM223 170V171H222ZM68 171H69V173H68ZM72 173H71V172ZM78 171V172H77ZM86 171H88V172H86ZM91 171V172H90ZM151 171V172H150ZM153 171V172H152ZM161 174H159L158 172ZM177 171L180 173V171H181V174H183V175H179V173H177ZM185 171L187 172V173H185ZM217 171H219V173L221 174H219V173H216ZM248 171H249V173H248ZM253 171V172H252ZM83 172H85V173H83ZM94 172H96L95 174H94ZM101 172V173H100ZM123 172V173H122ZM124 172H126V174L124 173ZM133 172V173H132ZM169 172V173H168ZM228 172H226V173H228ZM250 172H252L251 174H250ZM75 173H76V175H75ZM79 173V174H78ZM88 173V174H87ZM146 173V174H145ZM150 175H149V174ZM163 173V174H162ZM170 173L171 174H174V175H170ZM185 173V174H184ZM205 173H206V176H205ZM211 173H212V175H211ZM225 173V174H226ZM229 173V174H230ZM240 173V174H239ZM254 173V174H253ZM257 173V174H256ZM67 174V175H66ZM86 174V175H85ZM118 174V175H117ZM141 174V175H140ZM188 174V175H187ZM200 174L202 175V176H200ZM249 174V175H248ZM256 174V175H255ZM88 175H92L91 176V179L90 178H88ZM112 175V176H111ZM146 175V176H145ZM196 175V176H195ZM209 175H211L212 176V178H210L211 176H209ZM219 175H220V177H219ZM253 175V176H252ZM69 176V177H68ZM74 176V177H73ZM77 176V177H76ZM86 176V177H85ZM94 176V177H93ZM95 176L97 177L95 180H98V181H101L102 183H105L103 186L99 183V182H97V181H94V180H92L93 178H95ZM111 176V177H110ZM124 176V177H123ZM127 176V177H126ZM142 176H143V178H142ZM145 176V177H144ZM161 176V177H160ZM182 176H184L185 178H183ZM67 177V178H66ZM76 177V178H75ZM160 177V178H159ZM187 177V178H186ZM217 177H219L220 178V180H218L219 182H221V184L222 185H224L225 186V188L223 187V193H227V195H224V197H226V196H228L229 195V193L231 192H233V190H234V192H233V195L231 194V197L233 196L234 197V195H236L234 198H233V200H237V202L235 201V202H233V200H231L229 197H228V199L229 200H231L232 202H233V204L231 203V201H229V203H227V205H226V201L225 202H222V203H225L224 205L226 206V209H224V211L226 210L227 212H222L221 210V212L224 214V216H223V214L222 213H220L219 211H217L218 210V208H219V206L217 207V208H215V203H212V202H218L219 203V201L221 200V198H222V196L223 195H221V193H222V188L220 187V186H222L221 184H219V182H218V184L219 185H217L214 189H216V190H218L219 189V187H220V191H221V193H220V191L218 192L219 194H217L216 193V195H220V196H216V195H213V193H214V190H213V182H211V179H219V178H217ZM63 178H65V180L63 179ZM68 178H70V180L68 179ZM75 178V179H74ZM87 178V179H86ZM128 178H129V180H128ZM145 178H146V180H145ZM157 178V179H156ZM162 178V179H161ZM167 178V179H166ZM199 178V179H198ZM209 178V179H208ZM221 178H223V179H226L225 180V184H224V181L221 179ZM230 180H229V179ZM89 179V180H88ZM138 179V180H137ZM143 179V180H142ZM160 179V180H159ZM163 179H165L164 181H166V182H164V183H166V184H163L162 182V180ZM183 179V180H182ZM204 179H205V181H204ZM227 179H228V182H230V181H232V183H233V185H231V186H229V184L227 183ZM64 180V181H63ZM88 180V181H87ZM92 180V181H91ZM120 180V181H119ZM134 180V181H133ZM155 180V181H154ZM199 180H200V182H199ZM207 180V181H206ZM79 181H80V184H79ZM85 181V182H84ZM87 181V182H86ZM123 181V182H122ZM138 181V182H137ZM153 181V182H152ZM194 181V182H193ZM203 181V182H202ZM63 182V183H62ZM65 182H67V186L65 187V185H66V183ZM73 184H72V183ZM89 182V183H88ZM92 182V183H91ZM99 183V185H101L102 186V189L103 190H101L100 189V186H97V188L98 189H100L101 191H103V192H101L100 190H98L97 188H95V186L97 185H95V183ZM125 182V183H124ZM129 184H128V183ZM142 182H145V185H144V183H142ZM160 182V183H159ZM198 183L199 182V184H196V183ZM205 182V183H204ZM210 182V183H209ZM245 182V181H244ZM65 183V184H64ZM149 183V184H148ZM191 183V184H190ZM204 183V184H203ZM207 183V184H206ZM216 183V182H215ZM237 184V186H238V188L236 187L235 188V186H234V184ZM261 183V184H260ZM64 184V185H63ZM87 184V185H86ZM91 185V184H93V185H91V186H88V185ZM128 184V185H127ZM148 184V185H147ZM193 184H194V190H192L193 189ZM195 184L196 185H200V188H199V186H195ZM201 184L203 185V186H201ZM258 184H260V186H261V189H260V186L258 187ZM70 185H72V186H70ZM110 185H112V187H115V188H111V186ZM114 185V186H113ZM127 185V186H126ZM143 185V186H142ZM163 185V186H162ZM215 185V184H214ZM226 185H227V188H228V192H226V190H224V189H226ZM50 186V187H49ZM83 186V187H82ZM86 186V187H85ZM94 187V189L95 190H93V187ZM148 186H149V188H148ZM155 186H157V187H154ZM158 186H160V187H158ZM162 186V187H161ZM188 186H191V187H188ZM63 187H65V188H67V191H68V189H69V191H68V193H66L67 191L66 190H64L63 189ZM69 187H71V189L69 188ZM78 187H79V189H78ZM89 188V190L87 191V189ZM117 187V188H116ZM133 187V188H132ZM137 187H140V188H138L137 189ZM142 187H144V189L142 190ZM181 187V188H180ZM199 188L198 189V191L199 192H197L196 190H195V188ZM217 187H218V189H217ZM230 187V188H229ZM245 187V188H244ZM249 187V188H248ZM254 187V188H253ZM60 188V189H59ZM105 188V187H104ZM126 188H129V189H126ZM131 188V189H130ZM148 188V189H147ZM161 188H162V190H165L166 192H167V194H166V192L165 191H162L161 190ZM190 188H191V190H190ZM209 188V189H208ZM212 188V189H211ZM232 188V189H231ZM247 188V189H246ZM252 188V189H251ZM258 188V189H257ZM84 189V190H83ZM108 189V188H107ZM128 190V191H126V190ZM135 189V190H134ZM137 189V190H136ZM153 189H155V190H153ZM160 191H159V190ZM176 190L175 192H173V190ZM189 189V190H188ZM211 189V190H210ZM249 189V190H248ZM53 190V191H54ZM95 192V195H93L92 196V194L94 193L93 191ZM96 190H98V192H96ZM134 190V191H133ZM141 190L142 191V193L143 192H147L148 194L147 195H149L150 194V192H152V190L154 191V192H152L149 196L151 197V199H152V201H147V203H146V200H150V198H149V196H147V195H145L144 193L143 194H141V191L139 192V191ZM160 192H158V191ZM188 190V191H187ZM201 190V191H200ZM203 190L205 191V192H203ZM215 190V191H216ZM256 190V191H255ZM260 190V191H259ZM51 191V190H50ZM70 191H72L73 192V195H71L72 194V192H70ZM76 191V192H75ZM127 192V194H126V192ZM137 191V192H136ZM155 191H157V193H155ZM189 191H191L192 193H190ZM193 191H195L194 193H196L195 195L197 196L198 194L200 195V196H197V197H200V198H197L196 197V199H195V196L193 195L194 193H193ZM211 191H213V192H211ZM236 191V192H235ZM247 191H249V192H247ZM260 192L259 194L260 195H262L261 196V198H259V194H258V192ZM60 192V191H59ZM85 192V193H84ZM87 192V193H86ZM92 192V193H91ZM110 192V191H109ZM108 192V193H109ZM130 192V193H129ZM163 192L165 193V194H163ZM241 192V193H242ZM251 192V193H250ZM66 193V194H65ZM71 193V194H70ZM77 193V194H76ZM82 193V194H81ZM89 193V194H88ZM105 194V196H102V200L101 199H98L100 196V194ZM134 193V196L132 195V197L131 196H129V195H131V194H133ZM136 193V194H135ZM139 193V194H138ZM162 193V194H161ZM202 195H201V194ZM207 193H212V194H207ZM222 193V194H223ZM234 193H236V194H234ZM248 193H250V194H248ZM61 193H59V196L61 197L62 196V194L60 195ZM99 194V195H98ZM103 194V195H104ZM110 194V193H109ZM109 194H107L108 196H109ZM121 194V195H120ZM124 194V195H123ZM152 194H155V196L154 195H152ZM160 194V196H158ZM187 194H191L190 196H192V197H194V199L192 198V197H189V195H186ZM253 194H254V196H256L257 194H258V199H260L261 201H258L257 202V204H256V202H254L256 199H255V197H254V201H253ZM68 195H70L71 196V199L73 198V196H77L76 198V201H75V197H74V199H72V200H70V197L68 196ZM87 197H86V196ZM90 195V197H88ZM98 195V196H97ZM129 196V197H126V196ZM163 195H166V196H163ZM168 195V196H167ZM170 195V196H169ZM185 195V196H184ZM244 195V194H243ZM95 196V197H94ZM139 196V197H138ZM145 198H144V197ZM189 197V201H190V199H191V201L190 202H188L187 203V201H185L186 203H187V205H186V203L185 202H183L182 200H184L183 198L184 197ZM207 197V198H203V197ZM214 196H215V198H214ZM69 197V198H68ZM82 197V198H81ZM96 197H97V199H96ZM107 199H106V198ZM122 197H126V198H122ZM142 197H143V199H142ZM153 197H154V200H156L155 202L153 201ZM156 197V198H155ZM158 197H160V198H158ZM167 197V198H166ZM168 197H169V199H168ZM177 197V198H176ZM216 197H220V199H216ZM224 197L222 198V200L224 201ZM85 198V199H84ZM92 200H91V199ZM115 198V199H114ZM128 198H129V200H128ZM137 200H136V199ZM146 198H148V199H146ZM175 198L177 199V201L178 202H180V201H182V203H184V204H181V202L180 203H178V202H176V200H175ZM180 198V199H179ZM211 198H213V199H215L216 201H214V200H212ZM262 198H263V201H262ZM94 199H96V200H94ZM119 199H121V201H123V202H121V201H117V200ZM123 199V200H122ZM126 199V200H125ZM131 199H133V201H131ZM135 199V200H134ZM157 199H159L158 201H157ZM164 199H166V200H164ZM167 199H168V201H167ZM182 199V200H181ZM204 199H206V200H204ZM210 199V200H209ZM226 199V198H225ZM227 199V200H228ZM240 199H241V201H240ZM245 199H246V201H245ZM247 199H249L248 200V202H247ZM79 200H82V201H79ZM85 200H86V202H85ZM90 200V201H89ZM99 200H100V202H99ZM104 200H105V204H104ZM107 200V201H106ZM110 200V201H109ZM115 200V201H114ZM139 200V201H138ZM186 200H188V199H186ZM193 200V201H192ZM194 200H195V202L197 201H200V202H202V203H204L205 205L203 206V204L202 203H200V202H198V203H195V204H193L194 203ZM203 200H204V202H203ZM242 200H244V201H242ZM71 201V202H70ZM74 201H75V203H74ZM77 201H79V202H77ZM96 203H95V202ZM130 201V202H129ZM143 201V202H142ZM166 201H167V203H166ZM206 201V202H205ZM210 201V202H209ZM252 202V204H251V202ZM257 201V200H256ZM66 202H67V204H66ZM82 202V203H81ZM91 204H90V203ZM100 204H99V203ZM108 202V204H109V209H108V207L106 208H104V206H107L106 205V203ZM110 202V203H109ZM115 202V203H114ZM118 202V203H117ZM126 202V203H125ZM128 202L131 204H129V206H128ZM136 202H138V203H136ZM143 203V204H141V203ZM144 202H145V205L146 206H144ZM150 202H152V203H150ZM161 202V203H160ZM170 202H172V204H174V205H176V209L179 207V210L177 209H175V211H178L179 213H182V212H180V210L181 211H186L187 212V210L188 211H190L191 210V212H187V213H185V212H183L182 214H187L186 216L188 217L187 219H190V221L189 222H191L192 220L191 219H195L193 222H191L192 224H195L196 225V227H195V225H191V223L188 225L186 222H184V224L182 223V221L180 222H178V220H179V218H180V215L181 214H179L178 212H176V215L177 214H179V217H178V215L177 216H175V213H170L171 212V210L173 211L174 209H172V208H174V207H169V203ZM174 202V203H173ZM243 202V203H242ZM260 202V203H259ZM80 203V204H79ZM135 203V204H134ZM164 203V204H163ZM177 203V204H176ZM220 203H221V201H220ZM220 203H219V205H220ZM248 203V205H246V204ZM259 203V204H258ZM72 204H74V207H73V205ZM76 204V205H75ZM81 204H83V205H81ZM90 204V205H89ZM101 204H102V206H101ZM116 206H115V205ZM119 204H120V206L122 205V206H124V204H127V206L125 205L124 207H120L119 206ZM134 204V205H133ZM137 204V209H135L136 207H135V205ZM152 206V208L151 209H149V207H150V205ZM191 204V205H190ZM196 204H202V205H200L199 207H198V205L196 206ZM228 204H230V205H228ZM233 206H232V205ZM244 204V205H243ZM250 204V205H249ZM261 204V205H260ZM50 205V204H49ZM54 205V204H53ZM96 205H98L97 207H98V209H97V207H96ZM104 205V206H103ZM132 205H133V207H134V209H132L133 207H132ZM138 205H140V206H138ZM143 205V206H142ZM167 207L168 208V210L164 207ZM180 205H184V206H180ZM188 205H190V207L188 206ZM192 205H195V208H193L194 206H192ZM213 205V206H212ZM216 205H217V203H216ZM252 205H253V207H255V206H257V207H255V208H251L252 207ZM258 205H260V206H258ZM71 206H72V208H71ZM81 206V207H80ZM84 206V207H83ZM96 208H95V207ZM116 208H115V207ZM131 206V207H130ZM163 208H162V207ZM178 206V207H177ZM210 207V209H209V207ZM230 206V207H229ZM231 206H232V208H231ZM236 206V207H235ZM244 206H246V208L244 207ZM251 206V207H250ZM53 206H50V208H49V206H48V209L49 210H51V208H52ZM62 207H64V208H62ZM99 207H100V209H99ZM103 207V208H102ZM128 207V208H127ZM154 207V208H153ZM158 207V208H157ZM186 207V208H185ZM191 207L193 208V209H191ZM211 207H212V209L214 210V213L217 211V212H219L218 213V215L219 214H221L222 216L221 217H227L228 219V221L224 218V219H222L221 217H219L218 215H216V216H218L217 218H216V216H214V214L210 211L211 210ZM229 207V208H228ZM241 207H243V208H241ZM259 207V208H258ZM260 207L262 208L263 207V209H260ZM54 208H52V210H54ZM82 210H81V209ZM91 209L90 211H89V209ZM93 208H94V210H93ZM102 208V209H101ZM117 208H120V209H118V210H116ZM127 208V209H126ZM145 210H144V209ZM162 208V209H161ZM169 208L171 209V210H169ZM181 208H183V209H181ZM190 208V209H189ZM198 210H197V209ZM204 208V209H203ZM258 208V209H257ZM42 209V208H41ZM71 209L72 210H74V211H71ZM103 209H106L107 211H103ZM111 209V211H109ZM121 209H123V210H125L126 209V211H122ZM130 209H131V213H130ZM186 209V210H185ZM200 209V210H199ZM206 209H209V211L207 212L206 211V213H208L207 215L208 216H206L205 214V211L204 210H206ZM215 209H217V210H215ZM220 209V208H219ZM222 209V208H221ZM229 209V210H228ZM235 209L237 210V211H235ZM243 209V210H242ZM257 209V210H256ZM260 209V211L257 213V215H256V211H258ZM39 210V211H38ZM54 210V211H55ZM78 210V211H77ZM95 210H97V211H95ZM102 211V212H99V211ZM113 210H115V212H113ZM121 210V211H120ZM138 210L140 211V212H138ZM148 210V211H147ZM154 211V213H153V211ZM193 210V211H192ZM194 210H196L195 212H197V211H199V212H202V211H204V212H202V213H200V214H197V213H195L194 212ZM212 210V211H213ZM244 210H246V211H244ZM248 210H250L251 211V213L252 212H254V214L252 215V216H249V215H251V214H249L250 213V211H248ZM252 210H254V211H252ZM256 210V211H255ZM53 211V212H54ZM89 211V212H88ZM109 211V214L110 215H106V214H108V213H106V212H108ZM137 213H136V212ZM143 211V212H142ZM161 211H163V212H161ZM169 211V212H168ZM243 211V212H242ZM51 212V211H50ZM53 212H51V214L53 213ZM57 212V211H56ZM72 212H73V214H76V215H73L72 214ZM74 212H76V213H74ZM124 212V213H123ZM145 212V213H144ZM150 212V216L151 217H153V215H155V216H158V218H157V220L155 221L154 220V223H152L153 221H151L152 219H151V217H148L149 215L147 214V213H149ZM156 212V213H155ZM174 212V211H173ZM230 212V213H229ZM245 212V213H244ZM248 212V213H247ZM263 212V213H262ZM58 213H60V211L58 212ZM58 213H57V216H58ZM105 213V214H104ZM114 213H115V215H114ZM119 213V214H118ZM125 213H130L131 214V217L129 218V216L130 215H128V217L125 215ZM140 215H139V214ZM144 214V216H145V218H147V222L149 223V225H148V223H147V225H146V223H144L146 226H148V228H149V226H151V228H154L155 227V225L158 223V221L160 220H162L161 221V225L163 224H165L164 226L162 225H160V223H158V227H157V225H156V228H154V229H156V230H154V229H152L153 231L151 232V229L149 228V230H150V232L149 231H146L145 232V229L146 228H144V227H146V226H144L143 225V227H142V225L141 224H143V223H140V221L141 222H144V216H142L143 214ZM167 213H168V216H167ZM190 213H192V215H190ZM195 215H194V214ZM203 213H205V214H203ZM209 213H212V214H209ZM229 213V214H228ZM239 213V214H238ZM54 214L55 213H53V218H55L54 217ZM81 214V215H80ZM103 214V215H102ZM113 214V215H112ZM136 214V215H135ZM151 214H153V215H151ZM169 214H170V216H169ZM171 214H172V216H171ZM174 214V215H173ZM184 214V215H185ZM202 214V215H201ZM216 214V213H215ZM248 214V215H247ZM263 214V215H262ZM24 215V216H25ZM100 215H102L101 217H100ZM111 215H112V217H111ZM139 215V216H138ZM184 215H182V219H184L185 218V216ZM188 215H190V217L188 216ZM210 215V216H209ZM61 216H63V214L61 215ZM60 216V217H61ZM70 216V217H71ZM104 216V217H103ZM108 216V217H107ZM141 216V217H140ZM174 216V217H173ZM184 216V217H183ZM198 216V217H197ZM211 216H213V219H212V217ZM257 216V219H256V221H254L255 220V217ZM25 217V218H26ZM68 217V216H67ZM84 218V219H82V218ZM94 217V218H93ZM100 217V218H99ZM107 217V218H106ZM109 217H111V218H109ZM116 217H118V216H116ZM136 217V218H135ZM173 217V218H172ZM176 217H178V218H176ZM205 217V218H204ZM252 217L254 218V219H252ZM29 218V219H28ZM45 218V219H44ZM59 218V217H58ZM72 218V217H71ZM96 218V219H95ZM102 218V219H101ZM113 218V219H112ZM119 218H120V216H119ZM208 218H209V220H210V218L212 219V221H213V224H214V221L217 219H219V218H221L222 220H224V222L223 223H225V224H227V222H229V224H232L233 223V225H232V227H234V228H236L235 230L236 231H234L233 230V228L231 227V225H229L231 228H232V230H233V232H232V230L229 232V230H228V228H226V230H228V232L227 233H231V234H233L232 236H231V234L230 235H228V236H230V237H232V238H234V234H236V236L238 235V233H239V236H240V239H238L239 237H237L236 238V236H235V238L234 239H231L230 237V240H231V242H229L230 240H228V241H226V243L228 242L229 244L231 243V245L233 244V243H236L235 245L233 244V247L231 246V245H228V247H229V250H231L230 249V247H232V248H234V246H235V249L234 250H236V251H232L231 250V252H228V248H226V253H228V255H224L223 256V253H222V251H218V250H216V252L218 251V252H221L220 254L219 253H217V255H215V249H212V248H215L216 246H218V247H220L221 245H222V241H221V245H217V244H220L219 242L217 243V241L218 240H220V239H222L220 236V239L219 238H217V237H215L216 239H211V238H213L214 237V233H212V236L213 237H211V232H213V230H217L216 228H215V225H213V227L215 228V229H213V228H210V226L212 227V225H210V224H212L211 222H210V224H208L209 225V227L208 226H206L207 224H205V223H207L209 220H208ZM216 218V219H215ZM243 218H246L245 220L243 219ZM20 219H22L23 220V217H21ZM19 219V220H20ZM57 219V218H56ZM78 219V220H77ZM86 219H88V222H87V224H84L83 225V223L82 224H80L82 221L84 222V220L85 221H87ZM103 220V221H101V220ZM112 219V220H111ZM117 219V218H116ZM121 219V218H120ZM135 219H137V220H135ZM141 219V220H140ZM154 219V218H153ZM155 219H156V217H155ZM159 219V220H158ZM167 219V220H166ZM176 219H178V220H176ZM181 219V218H180ZM199 219H201L200 221H198ZM248 219V220H247ZM264 219V218H263ZM262 218H260L259 220H262L263 222H264V220H263ZM15 219L13 218L12 220H11V222L12 221H14ZM17 221V219H16V221H14L15 222V224L14 223H12V224H14L13 225V227L11 228V230L12 229H14V228H16V227H18V226H20V221ZM39 220V219H38ZM51 220H55V219H51ZM63 220V222H64V220H66V218L64 219H61V221ZM68 220H70V219H68ZM90 220V221H89ZM128 220V221H127ZM129 220H131V221H133V222H131V221H129ZM150 220V221H149ZM174 220L176 221V223L174 222ZM203 220H205V223L203 222ZM206 220H208V221H206ZM56 221H58V220H56ZM61 221H59V222H61ZM71 221H72V219H71ZM97 221H99V222H97ZM108 221V222H107ZM146 221V220H145ZM159 221V222H160ZM171 221H172V223H171ZM183 221H185V219L183 220ZM187 221V220H186ZM198 221V222H197ZM218 221H221L220 219L218 220ZM227 221V222H226ZM23 222H24V220H23ZM22 222V223H23ZM37 222V225L39 226L40 225V228L39 227H37V225L35 224ZM52 222V221H51ZM95 224H94V223ZM101 222H103V223H105V225L104 224H102ZM113 222V223H112ZM116 223H117V221H115ZM188 222V221H187ZM200 222V223H199ZM201 222H202V224H201ZM250 222V223H249ZM260 222V223H259ZM38 223H40V224H38ZM117 223V224H118ZM131 223H132V225H131ZM150 223H152V224H155L154 225V227H153V225L151 224L150 225ZM173 223H174V225H173ZM199 223V224H198ZM209 223V222H208ZM238 223V224H237ZM246 223V224H245ZM252 223V224H251ZM35 224V225H34ZM47 224H48V226H47ZM64 224L66 225V222H64ZM64 224H62L63 225V228L65 229V226H64ZM91 224V225H90ZM95 226H94V225ZM122 224H125V225H123L122 226ZM134 224V225H133ZM171 224V225H170ZM176 224H182L183 226H187L188 225V228L186 227V228H184V229H186V235H185V237L184 236H182L181 237V235L180 234H182V233H184V231H183V226L182 225H177L176 226ZM198 224V225H197ZM205 224V225H204ZM215 224H217L216 223V221H215ZM218 224H220V222H218ZM225 224H223L225 227H227ZM249 224H251V226H252V228L255 226V228H250L251 226L249 225ZM261 226H260V225ZM98 225H99V227L100 228H98ZM103 226V228H102V230H101V226ZM119 225H118V227H119ZM138 225H140V226H138ZM173 225V226H172ZM191 225V226H190ZM202 225H204L205 227H207L208 228V231H206L207 230V228H205L204 226H202ZM221 225V224H220ZM223 225H221L220 227H222ZM247 227H246V226ZM254 225V226H253ZM257 225H258V227H257ZM54 226H55V228H54ZM59 226H60V224H59ZM84 226H85V228H84ZM91 226H92V229H91ZM97 226V227H96ZM111 226V225H110ZM114 226H117L116 224H114ZM175 226H176V228H175ZM178 226H181V227H178ZM193 226V227H192ZM199 226V227H198ZM237 226V227H236ZM250 226V227H249ZM93 227H95V229L93 228ZM112 227H113V225H112ZM111 227V228H112ZM131 227V228H132ZM164 228L165 230L167 229V233H165L164 232V234H161L162 235V237H163V235H164V238H162L161 237V235L159 234V236H160V238H162V240H159L160 238H159V236L157 237V238H154V237H156L155 235H156V231L158 230L159 232H160V228ZM173 227H174V229H173ZM180 229V228H182V229H180V230H182L183 232H180L179 233V231H178V233L179 234H177V239H175V238H172L174 235H175V232H174V234L171 232V230L173 229L174 231H176L177 232V230H178V228ZM190 227H192V228H190ZM219 227V228H220ZM225 227H223V230H224V232L226 231L224 228ZM229 227V228H230ZM48 228H50L49 229V231H46ZM51 228L53 229L54 228V230L52 231L51 230ZM69 228V229H68ZM113 228H115V227H113ZM112 228V230L114 231L115 229H113ZM117 228V227H116ZM130 228V227H129ZM147 228V229H148ZM169 228V229H168ZM171 228V229H170ZM192 229V230H188V229ZM194 228V229H193ZM257 228V229H256ZM59 230H60V228H58ZM94 229V230H93ZM108 230L110 229V227L109 228H107ZM195 229H197V230H195ZM212 229V231H210ZM243 230L241 233L242 234H240V232L238 231V230ZM254 230V231H252V230ZM259 229V230H258ZM260 229H262V231L260 230ZM61 230H62V228H61ZM91 230V231H90ZM93 230V231H92ZM112 230H110L109 231V233H111L112 232ZM117 230H119V229H117ZM116 230V231H117ZM163 230V229H162ZM165 230H163V231H165ZM187 230H188V232H190V234L188 233L187 234ZM218 230H221V235L222 234H224V233H222V229H218ZM240 230V231H241ZM258 232H257V231ZM55 231V232H54ZM97 231H99V232H97ZM101 231V232H100ZM102 231H103V233H102ZM116 231H114L115 233H116ZM155 231V232H154ZM199 231H202L201 233L199 232ZM207 233H206V232ZM237 231H238V233H237ZM245 231V232H244ZM261 231V232H260ZM49 232V233H48ZM52 233V235H51V233ZM54 232V233H53ZM60 232V231H59ZM97 232V233H96ZM113 232V233H114ZM158 232V233H159ZM168 232H170V233H172V235L170 234L169 236L167 235L168 234ZM195 233V234H193V233ZM215 232V231H214ZM235 232V233H234ZM56 233H57V235H56ZM62 233V232H61ZM108 233V232H107ZM108 233V234H109ZM136 233H138V234H136ZM141 233V234H140ZM146 234L147 236H145L144 234ZM148 233V234H147ZM149 233H151V236L149 235ZM154 233V234H153ZM161 233H163V232H161ZM184 233V234H185ZM200 235H199V234ZM209 233V234H208ZM244 233H246L245 234V236H244ZM50 234V235H49ZM53 234H55L56 236H57V240H59V243H57L58 241L56 240V238H54L53 236ZM75 234V235H74ZM97 234V235H96ZM123 234H121L120 235V237L119 238H117L118 240H123L124 238H123V236H125V235H123ZM166 234V235H165ZM203 234H205L204 236H203ZM215 234H217L216 232H215ZM226 234V233H225ZM60 235V237H62L61 235L62 234H59ZM93 237H92V236ZM95 235V236H94ZM115 235V234H114ZM117 235V234H116ZM179 235V236H178ZM187 235H189V238H188V236ZM192 235H193V237H192ZM218 235H220V234H217V236ZM244 236V238H242L243 236ZM51 236V237H50ZM74 236H76V237H74ZM90 236V237H89ZM98 236H99V238H101L100 240L98 239ZM105 236L106 237H108V235H106L105 234ZM110 236H112V234L110 235L109 234V237ZM118 236H119V234H118ZM125 236V237H126ZM130 236H131V238H130ZM138 236H139V238H138ZM141 236V237H140ZM145 236V240H147V241H145L142 237H144ZM149 236V237H148ZM168 236V237H167ZM170 236H171V239H175L174 241H172L171 239H170ZM190 236H191V238H190ZM195 236V237H194ZM196 236H199V238L197 239L196 238ZM216 236V235H215ZM225 236V235H224ZM242 236V237H241ZM43 238V240H45V241H43L42 240V238ZM73 237V238H72ZM79 237V238H78ZM148 237V238H147ZM152 237H153V239H152ZM166 237V238H165ZM178 237H180V238H178ZM184 237V238H183ZM208 237L210 238V239H208ZM226 238L225 239H227V235L225 236ZM18 238H20V240H21V236L20 237H18ZM39 238L41 239V240H39ZM54 240H56V241H53V239ZM76 238V239H75ZM112 238H114V237H112ZM142 238V239H141ZM159 238V239H158ZM170 240H169V239ZM181 238H183V239H185L186 240V238L188 239V240H186V243L184 242V240H182ZM228 238V239H229ZM243 240H242V239ZM83 239V240H82ZM97 239H98V241H97ZM109 239V238H108ZM115 239V238H114ZM113 239V242L115 241ZM152 239V240H151ZM155 239V240H154ZM156 239H158L159 240V242H158V240H156ZM163 239H165V240H163ZM179 239H181V241H179ZM202 239H205V240H209V243H208V241L206 242L205 240H202ZM237 240L238 239V241L239 240H241V243H242V245L241 246H243V247H241L240 246V244L238 243V241H234V240ZM39 240V242H38V244H40L41 243V241H42V243L40 244V246H36L37 245V241ZM52 240V241H51ZM75 240V241H74ZM103 240H101V241H103ZM124 240H127L128 241V239L127 238H125ZM149 240H150V242L152 243H150L149 242ZM168 240V241H167ZM191 240H192V242H194L195 240L198 242H194V243H192L191 242ZM199 240L202 242H199ZM211 240V241H210ZM214 240H215V242H214ZM49 241H50V243L51 244H53V245H51L50 243H49ZM70 241H73V244L72 243H69ZM82 241H84V243H85V245H87V246H85V248H84V243L82 242ZM112 241V240H111ZM111 241H109V240H107V242L106 243H108V242H111ZM126 241V242H127ZM154 243H153V242ZM158 243H157V242ZM172 243H171V242ZM178 241V242H177ZM189 241V243H190V245H189V243H188V246L187 245H183V244H187V242ZM232 241H234L233 243H232ZM247 242V247H248V244H249V246H250V250H254L255 249V251H253V253H251L252 251H248V249H247V251H246V247H245V249H244V251L242 250L243 248H244V246H246V242ZM255 241V244H256V246L259 248L258 250H260V251H258V250H256L257 248H255L256 246H254V247H252V245H250V244H254L253 242ZM256 241H260L259 243H261V244H259L258 242H256ZM57 243V244H54V243ZM67 242V243H66ZM98 242V243H97ZM113 242H111L112 244H113ZM122 242V241H121ZM143 242H144V245H142L143 244ZM146 242H147V244H146ZM174 242H177V243H175L176 245H174ZM179 242H182V243H179ZM212 242V243H211ZM214 242V243H213ZM224 242V241H223ZM240 242V241H239ZM245 242V243H244ZM249 242H251V243H249ZM69 243V244H68ZM74 243H76V245L74 244ZM94 244L93 246H92V244ZM99 243H100V245H99ZM117 243H119L118 241H117ZM117 243H115V245L117 246ZM123 243H125V241L123 242ZM138 243H139V247L137 246L138 245ZM156 243H157V245H156ZM179 243V244H178ZM199 243H201V244H199ZM205 243H206V245H207V247H206V245H205ZM211 243V244H210ZM216 243V244H215ZM225 243V242H224ZM223 243V244H224ZM227 243V244H228ZM82 244V245H81ZM110 244V243H109ZM111 244V245H112ZM146 244V245H145ZM155 244V245H154ZM173 244V245H172ZM194 244H197V246L196 245H194ZM200 245V247L198 248V246ZM237 244H239V246H237ZM245 244V245H244ZM41 245H43V246H41ZM81 245V246H80ZM96 245H95V247H96ZM107 246H105V244H104V246H105V248L107 249V247H109V245L108 244H106ZM142 245V247H144V249L141 247L140 248V246ZM148 245V246H147ZM152 245V246H151ZM172 245V246H171ZM182 245V248H183V246H185L184 248H188L187 250H182L183 252V255L185 254V256L187 255L186 253H184L185 251L187 252L188 250H190L189 248H190V246L191 245H193V246H191V248H192V251H193V254L195 255H187V257L185 258V256H183V257H181L182 255H180L179 256V254L178 253H176V251L175 250H177V252H181V249L178 247V246H181ZM210 245H212V246H214V247H212V246H210ZM216 245V246H215ZM262 248V250H263V252H262V250H261V248L259 247V246ZM104 246H103V250L104 251H106L107 252V250L106 249H104ZM123 246V245H122ZM125 246V245H124ZM127 246V247H128ZM134 246H135V248L136 249H134ZM145 246H147V247H145ZM154 246H155V248H154ZM187 246V247H186ZM224 247L226 246L227 247V245L225 244V245H223ZM223 246H221L222 248H223ZM236 246L237 247H239V248H241V250H237L236 249ZM53 249H52V248ZM56 247V248H55ZM62 247V248H61ZM111 247V246H110ZM120 247V246H119ZM165 247V248H164ZM173 247H175V248H173ZM194 247V248H193ZM201 247H203V248H201ZM207 249H206V248ZM209 247V248H208ZM221 247L220 248H217V249H221ZM51 248V249H50ZM60 248H61V251H62V249H64L62 252L63 253H61L60 252ZM112 248V247H111ZM121 248H125V247H121ZM121 248H118V249H121ZM138 248V249H137ZM148 248V249H147ZM150 248V249H149ZM151 248H153V249H151ZM178 248V249H177ZM117 249V250H118ZM126 249H128V248H126ZM125 249V250H126ZM155 249V250H154ZM197 249V250H196ZM201 249V250H200ZM210 249H212L211 251L213 252V250H214V252L212 253V252H210ZM225 249V248H224ZM224 249H222L223 250V252L225 253V251H224ZM59 251V253H61V255L60 254H56V252L58 253V251ZM67 250V251H66ZM82 250H83V252H82ZM100 250V252H98L97 253V255H96V251H99ZM109 250H110V248H109ZM108 250V251H109ZM111 250H113V249H111ZM110 250V251H111ZM124 250V251H125ZM144 250H146V251H148V253H149V255L147 256V255H145L144 253ZM149 250H150V252H149ZM172 250H174V251H172ZM206 250V251H205ZM209 250V251H208ZM65 251H66V253H65ZM110 251H109V254H108V252H107V254L108 255H110ZM114 251V250H113ZM121 251V253H123L122 252V249L120 250ZM129 251H130V249H129ZM128 251V252H129ZM151 251H152V253H154L153 255H151L150 253H151ZM158 253H156V252ZM197 252V254L195 253V252ZM199 251V252H198ZM241 251V253H239ZM246 251V252H245ZM51 254H50V253ZM81 252V253H80ZM94 252V253H93ZM103 252V251H102ZM106 252H103V254L104 255H106V257H107V254H106ZM118 253H119V250L117 251ZM174 252V253H173ZM188 252H191V251H188ZM187 252V253H188ZM209 252V253H208ZM236 252V254H234ZM238 252V253H237ZM249 252V253H248ZM70 253H72V251L70 252ZM92 253H93V255H92ZM113 253V252H112ZM116 253V252H115ZM147 252H146V254H148ZM156 253V254H155ZM172 254V256L170 255V254ZM181 253V254H182ZM199 253V254H198ZM204 253V254H203ZM208 253V254H207ZM229 253H231V254H229ZM244 253H246V255L244 254ZM252 255H251V254ZM260 253H263V254H260ZM46 254V253H45ZM56 254V255H55ZM63 254V255H62ZM103 254H100L99 256H101V255H103ZM117 254V253H116ZM133 254V255H132ZM135 254V255H134ZM142 254H144V255H142ZM176 254H178V255H176ZM214 254V255H213ZM221 254H222V256H221ZM241 254H243V255H241ZM65 255V256H64ZM84 255V256H85ZM115 255V254H114ZM124 255V254H123ZM126 255V254H125ZM124 255V256H125ZM151 255V256H150ZM174 255V256H173ZM196 255H198V256H196ZM210 255L212 256V257H210ZM240 255V256H239ZM83 256V255H82ZM83 256V257H84ZM93 256V257H92ZM99 256H97L95 259H93V261L95 260V263L93 262V263H91V264H97L96 262V259L98 260V264H102V262L103 263H105V264H107V262H104V261H102L103 259L102 258H100ZM123 256V257H124ZM144 256V257H143ZM147 256V257H146ZM154 256V257H153ZM156 256V257H155ZM169 256H171L172 258H174V259H172V261H170L171 260V257H169ZM202 256V257H201ZM208 258H207V257ZM216 257V258H214V257ZM239 256V257H238ZM62 257V258H63ZM104 257V260H106L105 259V256H103ZM110 256H108V258H109ZM112 257H114V256H112ZM111 257V258H112ZM116 257V256H115ZM114 257V258H115ZM121 258V259H123V257H121V256H118L117 258ZM135 257V258H136ZM146 257V258H145ZM176 257V258H175ZM180 257V258H179ZM223 257V258H222ZM235 258V260H233V259H231V258ZM238 257V259H236ZM242 257V258H241ZM119 258V259H120ZM133 258V259H132ZM130 257L129 259H126V261L127 260H129V262L128 263H132V260H133V262H134V257ZM153 258H155V259H153ZM162 258V259H161ZM170 258V259H169ZM179 258V259H178ZM203 258V259H202ZM212 258V259H211ZM100 259V260H99ZM102 259V260H101ZM113 259V258H112ZM111 259V260H112ZM120 259V260H121ZM125 259V258H124ZM130 259H131V262H130ZM208 259V260H207ZM211 259V260H210ZM228 259V260H227ZM240 259V260H239ZM57 260V259H56ZM109 260H110V258H109ZM108 260V261H109ZM115 260V259H114ZM135 260H138V259H135ZM144 260V261H145ZM154 260V261H153ZM168 260V261H167ZM179 260V261H178ZM205 260V261H204ZM210 260V261H209ZM249 260H252V261H249ZM43 260H41L40 262H42ZM66 261H69V260H66ZM78 261H75V262H73L74 264H82V263H80V262H78ZM90 261V262H89ZM102 261V262H101ZM107 261V260H106ZM116 261V260H115ZM115 261H111V263L112 264H115L117 261H118V259H117V261L115 262ZM123 261V260H122ZM125 261V262H126ZM174 261V262H173ZM216 261V262H215ZM229 261V262H230ZM239 261V262H238ZM244 261V262H243ZM44 262V261H43ZM42 262V263H43ZM77 262V263H76ZM100 262V263H99ZM110 262V261H109ZM108 262V264H110ZM124 262V263H125ZM137 262V261H136ZM150 262V261H149ZM149 262H146V263H148L149 264ZM179 262V263H178ZM185 262V261H184ZM38 264H42V263H39V262H37ZM45 264H48V263H46V261L44 262ZM43 263V264H44ZM72 264V262H67V264ZM118 263V262H117ZM128 263H126V264H128ZM135 263V262H134ZM134 263H132V264H134ZM142 264L143 262H141V261H138L136 264ZM186 264H188L187 262H185ZM193 263H191V264H193ZM224 263V262H223ZM16 264H20V262L18 263H16ZM23 264V263H22ZM36 264V263H35ZM66 264V263H65ZM122 264V263H121ZM143 264H145V262L143 263ZM219 264V263H218ZM227 264V263H226ZM230 264V263H229Z\"/></svg>",
	"mask_w": 264,
	"mask_h": 264
},
{
	"label": "bare ground",
	"instance_id": "obj_2",
	"mask_svg": "<svg viewBox=\"0 0 264 264\" xmlns=\"http://www.w3.org/2000/svg\"><path fill=\"white\" fill-rule=\"evenodd\" d=\"M202 1L205 2V3H208V2L210 1V2H209L210 9H212L213 7L215 8L216 3H217V6H216V7H219V8H220L221 5H223V7L221 6V7H222V10H221V8H220L219 10L224 11V12H226V13H224V12H222V14H221V13H218L219 10H218V9L214 10V8H213V12H212V13H215V11H217L215 15H216V17H218V18H217L218 20H219V18L222 20L223 17H224V18H229L230 15L232 16V15L238 13V12H236V11H238V10L240 9L241 6H242V8H243L244 5H245L246 8L250 9V8H249V4H248V6L246 5L248 0H209L208 2H207V0H205V1H204V0H201V2H202ZM213 1H216V2L213 3ZM249 1H250V0H249ZM249 1H248V2H249ZM257 1H258V0L254 1V2H256V4H254V3H253V4L256 5V7H259L260 9L263 8L262 10H263V12H264V6L262 7V4H264V3H263L264 0H260V1H259L260 3H257ZM0 2H1L0 4H2L3 1H0ZM12 2H13V1H12ZM199 2H200V1H199ZM251 2H253V0H252ZM21 3L23 4V1H22ZM201 4H202V3H201ZM210 4L213 6L212 8H211V5H210ZM260 4H261V5H260ZM205 5H206V4H205ZM251 5H252V3H251ZM254 5H252V6L255 7ZM22 6H23V5H22ZM252 6H250V7H252ZM0 7H2V5H1ZM207 7H208V6H207ZM245 7H244V8H245ZM253 7H252V8H253ZM256 7H255V9H256ZM242 8L240 9V11L242 10ZM252 8H251V9H252ZM259 8H258V9H259ZM0 9H2V8H0ZM251 9H250V11H247V10H244V9H243V12H245V13H242V11H241V12L239 11V12H240V15H244V16L246 15V19H247V16H248V18H249V14H247L246 12L251 13ZM255 9H254V10H255ZM260 9H259V12H260ZM23 10L26 11L25 9H23ZM233 10H235V11H234L235 13L231 14V12H233ZM5 11H6V10H5ZM24 11H23V12H24ZM206 11H207V10H206ZM221 11H219V12H221ZM230 11H231V12H230ZM228 12H229V14H228ZM252 12H253V10H252ZM254 12H255V11H254ZM259 12L257 13V10H256V13H257V14H256V13H255V14H256L257 16H256V17L254 16V17L257 19V20H256V21H257V24H260V25H261V23H258V22H260V20H261L262 18H264V17L260 18V15H259V18H257ZM25 13H26V12H25ZM27 13H28V11H27ZM27 13H26V14H27ZM212 13H211V14H212ZM3 14H4V13H3ZM3 14H2V15L0 14V15L3 16ZM10 14H13V15H14V13H12V12H10ZM10 14H9V17H7V18H10V19H8V20H9V22H12L11 19L14 20V17H16V16H13V15H10ZM208 14H209V12L206 13V15H208ZM225 14H227L228 16L225 15ZM27 15H29V16L32 15V17L35 16V15L33 16V14H31V13H30V14L28 13ZM221 15H222L223 17H222ZM238 15H239V14H238ZM240 15H239L238 17H240ZM250 15H253V14H250ZM261 15H262V14H261ZM5 16H7V15H5ZM5 16H3V18H4ZM12 16H13V18H12ZM220 16H221V17H220ZM231 16H230V17H231ZM234 16H236V15H234ZM234 16H232L231 18H233ZM244 16H243V18H244ZM212 17H213V15H212ZM250 17H251V16H250ZM254 17H252V18H254ZM3 18H2V20H4ZM213 18H214V17H213ZM255 18H254V19H255ZM15 19H16V18H15ZM214 19H215V18H214ZM229 19H230V18H229ZM240 19H242V18L240 17ZM240 19H238V20H240ZM246 19H242V20H241L242 23H244V24L247 23V22H246ZM249 19H250V18H249ZM249 19H248V20H249ZM254 19H253V22L251 21L252 19H250V24H253V25L248 24L249 21H248V23H247V24L250 26L249 28H251V29L255 28V27H253V26H256V27H257V24L255 23L256 21H255ZM258 19H259V20H258ZM18 20H19V19H18ZM221 20H220V21H221ZM235 20H236V19H235ZM238 20H237V21H238ZM0 21H1V20H0ZM15 21H17V20H15ZM21 21H22V20H21ZM213 21H214V20H213ZM223 21H225V22H224V23H225L224 25H227V26H230V27L234 28L235 24L233 25V21H232V19H231L230 21H229L228 19H226V20L223 19ZM261 21H263V20H261ZM7 22H8V21H7ZM9 22L7 23L6 26H4V24H6V21L4 20V21H3L4 24H2V25L4 26V28H3V26L0 25V26L2 27V29H5V27H7V26L9 27V25H8V24H10ZM12 23H13V22H12ZM14 23H15V22H14ZM221 23H222V22H221ZM239 23H240V22H239ZM0 24H1V23H0ZM15 24H16V23H15ZM22 24H23V23H22ZM262 24H264V23H262ZM17 25H18V27H19V25H20V26H23V25H21V24H17ZM215 25H216V24H215ZM221 25H222V24H221ZM231 25H232V26H231ZM245 25H246V24H245ZM11 26H12V24H10V27L7 28L8 31H9V29L11 28ZM227 26H226V27H227ZM236 26H238V25H236ZM242 26H243V25H242ZM251 26H252V27H251ZM262 26H263V25H262ZM18 27L15 26L16 29H18ZM243 27H244V26H243ZM258 27H259V26H258ZM258 27H257V29H258ZM12 28H13V27H12ZM12 28H11V30H12ZM45 28H46V26H45ZM218 28H219V27L217 26V29H218ZM236 28H237V27H236ZM261 28H262V27H261ZM0 29H1V28H0ZM13 29H14V28H13ZM21 29H23V28H22V27L19 28V30H21ZM46 29L49 30V31H46V33H44V34H47V32H49V33H51V32L54 33L53 31H50V29H48V28H46ZM46 29H45V30H46ZM223 29L225 30V28H223ZM240 29H241V28H240ZM245 29L247 30L248 27L245 28ZM11 30H10V31H11ZM19 30H17V31L21 34V41H22V40H24V35L26 36V34H25L23 31H22V32H23V33H22V32L19 31ZM23 30H24V29H23ZM27 30H28V29L26 28V31H27ZM232 30H233V29H232ZM238 30H239V29H238ZM241 30H242V29H241ZM261 30H262V29H260V31H261ZM2 31H3V30H2ZM5 31H6V33H7V30H6V29H5ZM5 31H4V34H6ZM10 31H9V33H10ZM12 31H13V30H12ZM15 31H16V30H15ZM15 31L12 32V34L15 33ZM222 31H223V30H222ZM249 31H250V30H249ZM258 31H259V30H258ZM263 31H264V28H263ZM0 32H1V30H0ZM28 32H29V31H28ZM28 32H27V33H28ZM226 32H228V30H227ZM238 32H239V31H238ZM255 32H256V30H255ZM9 33H7V37H9V35L11 34V33H10V34H9ZM30 33H32V32H30ZM52 33H51L50 35H52V36L54 37V35H53ZM236 33H237V32H236ZM248 33H249V32H248ZM0 34H2L0 37H2V36L4 37L3 33H0ZM8 34H9V35H8ZM12 34H11V35H12ZM16 34H17V33H16ZM16 34H15V36H16ZM20 34H17L16 37L14 36L15 38H12V39H14V42L20 40V39H19L20 37L18 38V40H15V39L18 37V35H20ZM44 34L42 33V36H43ZM94 34H95V33H94ZM229 34H230V33H229ZM232 34H233V33H232ZM238 34H240V32H239ZM238 34H237V35H238ZM243 34H244V33H243ZM243 34H240V35L243 37ZM250 34H251V33H250ZM252 34H253L254 38H256L255 36L258 35L257 33H253V32H252ZM254 34H257V35H254ZM259 34H260V36L263 35V34H261V32H260ZM11 35H10V38H11ZM13 35H14V34H13ZM50 35L47 34V36H49V37H50ZM230 35H231V34H230ZM240 35H239V36H240ZM32 36H33V34H32ZM92 36H93V35H92ZM92 36H91V37H92ZM225 36H226V35H225ZM233 36H234V35H233ZM248 36H249V35H248ZM251 36H252V35H251ZM7 37H6V35H5V38H7ZM12 37H13V36H12ZM29 37L31 38V36H29ZM43 37H44V36H43ZM49 37H47V38H49ZM96 37H97V36H96ZM219 37H221V38L223 39V36L220 35ZM257 37H258V36H257ZM5 38H0V40L3 41V42L1 41L2 45H1V43H0V46L2 47V49L4 48V49H7V50H10V48L8 49L9 44L11 45L10 47H12V48L14 49L15 47H13V46H14L15 44L12 46V43L9 42V41H7L8 38H7V39H5ZM25 38H26V37H25ZM34 38H35V37H34ZM51 38H52V37H51ZM98 38H99V37H98ZM123 38H124V37H123ZM225 38H226V37H225ZM245 38H246V37H245ZM252 38H253V37H252ZM258 38H259V37H258ZM258 38H257V39H258ZM263 38H264V37H263ZM263 38H262V39H263ZM3 39H4L5 41H7L6 43H9V44H7L8 46H6V44L4 43V40H3ZM12 39H10V40H12ZM35 39H36V38H35ZM35 39H34V40H35ZM52 39H53V38H52ZM222 39H221V40H222ZM230 39L232 40V37H231ZM233 39H236V38L233 37ZM259 39H261V38H259ZM262 39H261V40H262ZM28 40H29V38H28ZM124 40H125V39H124ZM237 40H238V39H237ZM252 40H253V39H252ZM261 40H260V41H261ZM21 41H20V44H22V42L24 43V42L27 41V40L25 39V41H22V42H21ZM36 41H37V40H36ZM40 41H41L42 44H44V45L46 44V46H49V47H50V45H49L48 42H44L43 40H39L38 42H40ZM75 41H76V40H75ZM227 41H229V40H227ZM258 41H259V40H258ZM260 41H259V42H260ZM262 41H263V40H262ZM43 42H44V43H43ZM230 42H231V41H230ZM239 42H240V41H239ZM249 42H250V41H249ZM255 42H257V40H256ZM263 42H264V41H263ZM15 43H16V42H15ZM17 43H18V45H20L19 42H17ZM17 43H16V47H17ZM31 43H32L33 46L35 45V41H32ZM31 43H27V42H26L25 44H29V45H30ZM33 43H34V44H33ZM95 43H96V42H95ZM231 43H232V42H231ZM260 43H261V42H260ZM3 44H5V47L3 46ZM36 44H37V43H36ZM246 44H247V43H246ZM257 44H258V43H257ZM262 44H263V43H262ZM22 45H23V44H22ZM22 45H21V47H22ZM29 45H28V46H25V47L27 48V47L32 46V45H30V46H29ZM39 46H40V44H38V47H39ZM255 46H256V45H255ZM258 46H259V45H258ZM263 46H264V44H263ZM6 47H7V48H6ZM18 47H19V46H18ZM35 47L37 48V46H35ZM35 47H31V49L29 48V49L31 50V51H30V50H29V51L32 53V48H33V52L35 51V53L37 54L38 52H39V53H40V52L42 53V51H43L44 48H45V46L42 45V46L39 47V49L42 47L41 49H43V50H41V49H40V50H36ZM43 47H44V48H43ZM260 47H261V45H260L258 48H260ZM19 48H20V47H19ZM19 48H18V49H19ZM26 48H24V50H28V48H27V49H26ZM46 48L48 49V47H46ZM46 48H45V49H46ZM2 49H1L0 51H2V53H3L5 50L3 49V50H4V51H3ZM21 49H22V48H21ZM34 49H35V50H34ZM37 49H38V48H37ZM260 49H261V48H260ZM243 50H244V48H243ZM247 50H248V48H247ZM262 50H263V49H262ZM10 51H11V50H10ZM10 51H8V52H10ZM12 51H13V50H12ZM12 51H11V52H12ZM22 51H23V50H22ZM37 51H38V52H37ZM45 51H46V52H45ZM45 51H43V52H44V55L47 54V51H48V50H45ZM232 51L235 52V50H232ZM244 51H245V50H244ZM6 52H7V51H5V56H4V57L11 56V53H8V52H7V53L9 54V55H8ZM14 52H16V49H14ZM20 52H21V51H20ZM27 52H28V51H26V52L23 51V57H25V59H26V57H28V55H29V56L31 55L30 52H29L28 55H27ZM59 52H60V51H59ZM248 52H249V51H248ZM262 52H263V51H262ZM2 53L0 52V58H1V56L3 57V55H4V54H2ZM12 53H13V52H12ZM35 53H34V54H35ZM45 53H46V54H45ZM249 53H250V52H249ZM13 54H14V53H13ZM24 54H25V56H24ZM34 54L32 53L31 58H32V56H33ZM68 54H69V53H68ZM108 54H109V53H108ZM251 54H252V53H251ZM7 55H8V56H7ZM21 55H22V54H21ZM21 55H20V60L23 59V58L21 57ZM26 55H27V56H26ZM37 55H38V54H37ZM37 55H34V56H35V57H34V61H36V60H35L36 58L38 59V56H37ZM253 55H254V54H253ZM36 56H37V57H36ZM39 56H41V57H39V58H41V59L38 60V61H40V65H43V64H44V66L46 67L48 64H45L46 59H45V60L42 59L43 54H42V55H39ZM14 57H16V53L14 54V56L12 55V57H8V58H12V59H13ZM45 57H46V56H45ZM45 57H44V58H45ZM8 58H7V59H8ZM21 58H22V59H21ZM31 58L28 59V60H30V61L33 60V59H31ZM4 59H6V58H4ZM4 59H0V60H4ZM25 59H24V60H25ZM15 60H16V59H15ZM18 60H19V58L17 59V61H18ZM24 60L21 61V63H20L21 65H23L22 62H23ZM41 60H43V62H44V61H45V62L43 63V62H41ZM4 61L7 62V64L9 65L8 60H7V61L4 60ZM10 61L12 62L13 60L10 59L9 62H10ZM30 61H28V62H29L28 65H27L26 60H25V62H23V63L26 64V65L24 64L25 66H27L28 68H30V67H33V66L31 65V62H32V61H31V62H30ZM0 62H2V61H0ZM5 62L3 63V65L5 64ZM113 62H114V61H113ZM12 63H13V62H12ZM14 63L17 64L16 61H14ZM18 63H19V62H18ZM38 63H39V62H38ZM38 63H37V64H38ZM7 64H5V65H6L7 70L9 71V72H8V71L6 72V73L8 74V76H9L11 73H16V72L18 73V71H20V68H19V65H20V64H19V65L17 64L18 66L16 65V67L19 69L18 71H16V69H15L16 72H14V71L12 70V65H13V64L11 65V63H10V65H11V66H10V69H11V70L8 68ZM15 64H14L13 68L15 67ZM29 64H30V65H29ZM33 64H35V63L33 62ZM37 64H36V65H37ZM3 65H2V64L0 65V69L3 68V67L1 68V66H3ZM40 65H39V66H40ZM121 65H122L123 67L127 68L128 63L125 61V62H122ZM129 65H130V64H129ZM25 66H22L21 68H24ZM29 66H30V67H29ZM44 66H43V68H44ZM130 66H131V65H130ZM242 66H243V65H242ZM4 67H5V66H4ZM27 67H25V68H27ZM34 67H35V66H34ZM34 67H33V68H34ZM37 67H38V66H37ZM41 67H42V66H41ZM6 68H5V70H6ZM33 68H32V69H33ZM35 68H36V67H35ZM38 68H39V67H38ZM39 69H40V70H38V71H41V68H39ZM113 69H114V68H113ZM253 69H254V68H253ZM259 69H260V68H259ZM46 70H47V69H46ZM46 70L44 71L45 74H46ZM102 70H103V69H102ZM102 70H101V71H102ZM1 71L3 72V70H1ZM1 71H0V72H1ZM10 71H13V72H10ZM27 71H28V69H27ZM29 71H30V70H29ZM57 71H58V70H57ZM118 71H119V70H118ZM254 71H255V70H254ZM4 72H5V71H4ZM20 72H21V71H20ZM41 72H43V70H42ZM41 72H39V74H40ZM55 72H56V71H55ZM105 72H106V71H105ZM121 72H122V71H121ZM260 72H261V71H260ZM9 73H10V74H9ZM29 73H30V72H29ZM36 73H37V72H35V74H36ZM253 73H254V72H253ZM7 74H6V75H7ZM25 74H26V72H25ZM25 74H23V75H25ZM37 74H38V73H37ZM45 74H44V75H45ZM51 74H52V75H53V74L55 75L54 72H52ZM56 74H57V75H55V76H57V77H56L55 82H54V80H53V82H51V83L54 84V86H57L56 83H58V82L60 83V80H61V78H62L61 75H67L66 73L61 74V73H59V72H58V73L56 72ZM59 74H61V75H59ZM139 74H140V73H139ZM139 74H138V76H135L132 80H128V79L125 80V81H124V84H125V87L129 89V92L131 91V92H133L135 95H139V98H140L139 103H140V105L143 107V109H144V111H145V113H146V116H148V114H149V115L151 116L150 118H152V120L154 121V123H155L156 125H158V126H157L158 128H159L160 126H165L166 128H170L171 130H174V131H176V132H178V133H182V134H183V133H184V129H185V127H184V123H183V117H182L181 114H180V113H183V112L180 110V106H181V103H180V102H181V98H180V96H179V97L176 96V95L178 94V93L176 92V90H175V89H170V90H168L169 92H168L167 94H164V93L161 92V91L159 92V91H158L159 89H158V90H157V89L155 90V88H153V89L155 90V92H153L154 90L152 91L151 89H148V88H147V86H149V85H148L149 82H148L146 79H144V77H146V75H142V74L139 75ZM3 75H4V74H3ZM11 75H12V74H11ZM11 75H10V77H11ZM17 75H18V74H17ZM26 75H28V73H27ZM30 75H31V74H30ZM42 75H43V74H42ZM46 75H48V74H46ZM46 75H45V76H46ZM58 75H59V77L61 76V78H60L59 81H57V80L59 79V78H58ZM105 75H106V74H105ZM250 75H251V74H250ZM0 76H2V75H0ZM33 76H34V75H33ZM45 76H44V77H45ZM258 76H259V75H258ZM18 77H21V76H18ZM25 77H26V76H25ZM25 77H24V78H25ZM34 77H35V76H34ZM34 77H33V79H34ZM36 77H37V76H36ZM38 77H39V76H38ZM46 77L48 78V76H46ZM46 77H45V78H46ZM53 77H54V76H53ZM65 77H66V79H68V80H65ZM69 77H70V76H68V77H67V76H63L64 79L62 78L63 80H61L62 84L60 83L61 87H62V85H63V81H65V82L68 81V82H66V83H68V84L70 85V88H71V86L73 85L71 82H72L73 80H71ZM108 77H109V76H108ZM147 77H150V76H147ZM2 78H3V77H2ZM5 78H6V77H5ZM40 78H41V80H39V81H40L39 83L37 82L38 79H37V81H34L35 83L37 82L36 84H38V85L35 84V85L31 86L33 82H32L31 84H29V83L26 84V85H28V84L30 85V87H31V92L29 91L30 89L25 90V89L27 88V86H25V84H23V85L25 86L24 88H23V86L21 85L22 90H23V91L25 90V92H23V91L21 90V88H20V85L18 86V84H19V82H18L17 87H16V90L19 89V92L17 91V93L20 94L21 92H23V93L25 94V95H24V94H23V95H24V96L27 95V97H35V96H34V95H36L35 92H40V91L42 92V90H44V89H45L44 92H45V93H48V92H46V90L48 89V87L52 89V86H48V87H47L48 83H46L45 79H43V80L45 81V83H46V84H44V86L46 85V87L43 88V86L41 85L42 76H40ZM40 78H39V79H40ZM109 78H110V77H109ZM254 78H255V77H254ZM258 78H259V77H258ZM13 79H14V78H13ZM18 79H19V78L16 77V80H17V81L20 80V79H19V80H18ZM50 79H51V77H50ZM69 79H70V80H69ZM152 79H153V77H152ZM8 80H9V79H8ZM10 80H11V78H10ZM21 80H23V79L21 78ZM31 80H32V78H31ZM35 80H36V79H35ZM46 80H47V79H46ZM48 80H49V79H48ZM6 81H7V80H6ZM6 81H5V83H6ZM23 81H24V80H23ZM29 81H30V80H29ZM29 81H28V82H29ZM74 81H75V80H74ZM146 81H147V82H146ZM20 82H22V81H20ZM48 82H49V81H48ZM259 82H260V81H259ZM261 82H262V81H261ZM16 83H17V82H16ZM23 83H24V82H23ZM59 83H58V87L60 86ZM66 83H65V84H66ZM70 83H71L72 85H71ZM77 83H78V82H77ZM99 83H100V82H99ZM12 84L15 85L14 82H13ZM21 84H22V83H21ZM42 84H43V81H42ZM74 84H76V83H74ZM150 84L155 85V84H157V83L154 84V82L152 81ZM1 85H2V84H1ZM5 85H6V84H5ZM5 85H4V87L6 88V90H5V89H3V90H5V91L7 92V90H9V89H8ZM9 85H10V84H9ZM9 85H8V87H9ZM39 85H40V88H41V86H42V89H41L40 91H39L40 88L38 87ZM78 85H80V84H76L77 87H79ZM103 85H105V84H103ZM110 85H111V84H110ZM110 85H109V87L107 86L108 91H110L109 89L113 86V85H111V86H110ZM66 86H67V84L64 85V87H66ZM74 86H75V85H74ZM76 86H75V87H76ZM88 86H89V85H88ZM14 87H15V86H14ZM14 87H13V86L10 87V91H12V94H11V95L14 94ZM28 87H29V86H28ZM30 87H29V88H30ZM33 87H34V89H32ZM35 87H38L39 89H38V88L36 89ZM58 87H57L56 89L60 90V88H58ZM64 87H62L64 90H62L61 92H64V91H65V88H64ZM68 87H69V86H67V88H68ZM80 87H81V86H80ZM80 87H79V89H82V91H83V88H80ZM12 88H13V90H11ZM17 88H18V89H17ZM54 88H55V87H53V89H54ZM67 88H66V91L69 92V90H67ZM70 88H69V89H70ZM72 88H73V89H72L73 91L68 93L69 96H70V94H71V95L73 94L74 89H77V88H74V87H72ZM113 88H114V86H113ZM115 88H116V87H115ZM35 89H36V91H35ZM53 89H52V90H53ZM56 89H54V90H56ZM118 89H119V88H118ZM147 89H148V90H147ZM0 90H2V89H0ZM3 90H2V91H3ZM16 90H15V93H16ZM20 90H21V92H20ZM37 90H38V91H37ZM116 90H117V88H116ZM116 90H115V91H116ZM199 90H201V89H199ZM28 91L31 93V95H29L30 93H29ZM32 91H33V92H32ZM47 91H49V89H48ZM75 91H77V90H75ZM79 91H80V90H79ZM82 91H80V92H82ZM105 91H106V89H105ZM115 91H113V94L115 93ZM3 92H4V91H3ZM26 92H28V94H26ZM51 92H52V91H51ZM57 92L60 93V91H55V92L53 91V93H56L55 96H54V94L52 95L50 92H49V93H50L54 98H56V100H57V97H58V96H60V99H62L61 97H63V94H65V93H61L62 96H61V95H58V96H57V94H59V93H57ZM67 92H66V94H67ZM77 92H78V91H77ZM117 92H118V90H117ZM121 92H123V91H122V90L120 91V89H119V93H121ZM192 92H193V91H192ZM8 93H11V92H8ZM8 93H6V94H8ZM32 93H33L34 95H33ZM49 93H48V94H49ZM108 93H109V92H108ZM110 93H111V91H110ZM18 94H15L16 96L13 95V98H15V99L17 98L19 101H18L17 99H16V100L20 103V99L18 98V96H19V97L21 96L20 98L23 99V101H21L22 104L20 103L21 106H20V105H18V106H14V105H17V104H18V102H17L16 100H14V99H12V98H7V99L4 100V98L7 97V95H5V97L3 96V97H4L3 100L0 101V109H1V106H2V109H1L2 111L0 112L1 115H2V113H4L5 115H6L7 113H10V111H11L10 108L13 109V106H14V108H16V110H17V107H18V108L21 107V111L25 112L26 109H25V110H22V108H23V106H24L25 108H28L29 105H30V103H31V99H30V98H27V97H24L23 95H21L22 93H21L20 95H18ZM50 94H49V95H50ZM66 94L64 95L65 97H63L64 99H68V97H69V96H66ZM76 94H77V93L75 92L74 95H76ZM78 94L80 95V93H78ZM81 94H82V93H81ZM122 94H124V93H122ZM1 95H2V93H1ZM8 95L10 96V94H8ZM17 95H18V96H17ZM28 95H29V96H28ZM38 95H39V96H38ZM40 95H41V93H40V94L37 93V95H36V96H38V97H37V100H39L38 98L40 97ZM42 95H44V98H43V96H41V97H42V101H41V102H40V100L38 101V102H40V103H42V102L44 103V100L46 99V98H45V94L42 93ZM46 95H47V94H46ZM51 95H50V96H51ZM74 95H73V96H74ZM82 95H83V94H82ZM110 95H112V94H110ZM119 95H120V94H119ZM119 95H118V93H117L118 98H119ZM9 96H8V97H9ZM14 96H15V97H14ZM22 96H23L26 100H24V98H23ZM52 96H51L50 98H52ZM112 96H113V95H112ZM117 96H116V94H115L114 97L117 98ZM0 97H1V96H0ZM10 97H11V96H10ZM48 97H49V96L47 95V99H50V98H48ZM66 97H67V98H66ZM70 97H72V96H70ZM70 97H69V98H70ZM80 97H81V96H80ZM80 97H78V98H80ZM120 97H121V95H120ZM192 97H194V96H192ZM35 98H36V97H35ZM72 98H73V97H72ZM72 98H71V99H72ZM82 98H83V97H81L80 99L82 100ZM95 98H96V97H95ZM104 98H105V97H104ZM116 98H114V99L117 100ZM123 98H124V97H123ZM125 98H126V96H125ZM196 98H197V97L195 96V98H191V100L196 99ZM218 98H220V97L218 96ZM27 99H28V100H27ZM29 99H30V100H29ZM32 99H33V101L35 100L34 98H32ZM43 99H44V100H43ZM47 99H46V100H47ZM52 99H53V98H52ZM80 99H77V97H76L75 100H76L78 103H76V101L73 99V101L76 103V105L72 103V104L74 105V107L78 106L79 104L81 105V101H80ZM112 99H113V98H112ZM114 99H113V100H114ZM7 100H12V102H11L12 105H11L10 102H9V106L11 105L12 107H9V106H8V101H7ZM13 100L16 101L17 103L15 102L16 104H15V103L13 104V102H14ZM46 100H45V101H46ZM54 100H55V99H54ZM56 100L53 101V103H54V102L57 103ZM119 100H120V99H119ZM119 100L116 101V104L118 105V106L116 105L117 107H119V105H121L120 103L126 101V100L122 101V99H121L120 102H119V104H118V101H119ZM2 101H3V102H2ZM4 101H5V103H7V104H6L7 107H5V105H4V107H3L2 104H4ZM24 101H27V102L30 101L28 107L25 106V105L28 104V103H27V102L24 103ZM48 101H49V100H48ZM48 101H47V102H48ZM50 101H52V100L50 99ZM64 101H66V100H64ZM69 101H70V99H69ZM106 101H108V98H106ZM1 102H2V104H1ZM35 102L37 103L36 100H35ZM47 102H45V105H43V108L41 107L42 110H43V113H41V115L47 113V114H49V116H50V113H53V111H55L56 108H57V107H56V108L54 107L55 110H52V111H51L50 109H52L53 106H54L53 103L51 102V103H52V106H51L52 108H49V109H48V108H45V109H44V106H46V107H50V104H47V105H46ZM58 102H60V100H59ZM61 102H63V100H62ZM79 102H80V103H79ZM113 102H114V101H113ZM126 102H127V101H126ZM130 102H131V101H130ZM130 102L128 101V103H130ZM135 102H136V101H135ZM220 102H221V101H220ZM258 102H259V101H258ZM23 103H24V104H23ZM66 103H67V102H66ZM94 103H96V102H94ZM128 103H127V104H128ZM136 103H137V102H136ZM182 103H183V101H182ZM184 103H185V102H184ZM260 103H261V102H260ZM59 104H60V103H59ZM68 104H69V103H68ZM68 104H67V105H64V106H68ZM70 104H71V102H70ZM72 104H71V105H72ZM77 104H78V105H77ZM107 104H108V103H107ZM127 104H125V106H126ZM131 104H132V103L128 104L127 106L129 107V105H131ZM22 105H23V106H22ZM33 105H34L35 107L38 106V108L33 109V108H32ZM33 105H32L31 108H30V107L28 108V110L31 109L32 112H30V110H29V112L26 111V113H27V112L29 113V114H27V115H30V117L28 116V118H29L28 120H29V121H30V120H33V119H31V115H32V118H33V114H34V117H35L36 113H39V111H41V109H39V107L42 106V104L40 105L39 103H37L36 105H35V104H33ZM39 105H40V106H39ZM57 105H58V104H57ZM60 105H61V104H60ZM60 105H58V109H59V110H58V111H55V113H56V112H60V113H59V116H60V114L62 113L61 110H60V109H62V108L59 107ZM80 105H79V106H80ZM192 105H193V104H192ZM61 106H63V103H62ZM85 106H86V104H85ZM85 106H84V107H85ZM94 106H95V105H94ZM94 106H92V109H94V111H96V110H97L96 106H98V105L95 106L96 110H95ZM122 106H124V104H122ZM122 106H121V107H122ZM8 107H9V110H10V111L7 110ZM74 107H72V108H73V111L75 110ZM128 107H126V108H128ZM133 107H134V106H132V109H133ZM65 108H66V107H65ZM70 108H71V106H70ZM77 108H78V107H77ZM122 108H123V107H122ZM122 108H121V111H124V108H123V109H122ZM129 108H131V107H129ZM135 108H136V107H135ZM188 108H189V107H188ZM23 109H24V108H23ZM32 109L35 110V111H33ZM38 109H39V110H38ZM66 109H67V108H66ZM68 109H69V108H68ZM100 109H101V108H99V110H100ZM119 109H120V107H119ZM136 109H138V108H136ZM196 109H197V108H196ZM200 109H201V108H200ZM217 109H219V107H218ZM262 109H263V108H262ZM5 110H6L7 113H5ZM16 110L13 109V112H14V111L16 112ZM36 110H37V111H36ZM47 110H50V113H49ZM62 110H63V109H62ZM126 110H128V109H126ZM129 110H130V109H129ZM129 110H128V111H129ZM133 110H134V109H133ZM133 110H132V112H133ZM140 110H142V109H140ZM21 111H20V108H19L18 112H20V113H18L17 116H18L19 114H21V115H20L21 119H22V116H24L25 118H24V117H23V118L27 120V116H25L26 113H25V115H24V114H22L23 112H21ZM70 111H71V113H72V109H71ZM130 111H131V110H130ZM190 111H191V109H190ZM202 111H203V110H202ZM220 111H221V110H220ZM13 112L11 111V113H13ZM33 112H34V113H33ZM35 112H36V113H35ZM41 112H42V111H41ZM45 112H46V113H45ZM96 112H97V111H96ZM124 112H125V111H124ZM197 112H198V111H197ZM199 112H200V111H199ZM11 113H10V114H7V115H8L9 117H11L12 120H11V119H10V120H11L13 123H16L17 120L14 121V118H16V116L14 117L13 115H15V114H14V113L11 114ZM16 113H17V112H16ZM30 113H32V114H30ZM68 113H70V112H68ZM71 113L69 114V116H67V119H65V120H68L69 123H71V122H73V121H76V119H75V120H70L71 118H69V117H72V114H71ZM73 113H74V112H73ZM97 113H98L99 116H100V111H98ZM102 113H103V112H102ZM125 113H126V112H125ZM135 113L137 114V110H136V112L134 111L132 115H135V116H136ZM147 113H148V114H147ZM217 113H218V112H217ZM222 113H223V112H222ZM222 113H221V114H222ZM228 113H229V112H228ZM228 113H227V115H228ZM261 113H262V112H261ZM39 114H40V113H39ZM39 114H37L36 117L39 116ZM128 114H130V113H128ZM200 114H201V113H200ZM5 115H3V116L1 117V119H0V120H1V121H0V264H16L17 262H18V263L20 262V264H22V263H23V264H35V263L38 264L37 262L42 263L43 261H44V262L46 261V263H48V264H65V263L67 264V262L70 261V262H72V264H74L73 262L80 260L81 257H82L83 259H85V258L89 255V253L92 251V249H93V250H94V248H95L96 250H97V249H100V248H97V247H100V246H97V245H96V241H95V239H94V238L92 239L90 236H89L90 239H92V241H94V244L96 245V247H95L94 244L91 243L92 246L94 245V247H92V248H91V251H90V249H89V246H90V245H89V244H90V243H89V240H90V239H87V240H86V241H87L86 243H87L88 246L85 245L84 241H82V242L84 243V248H85V246H87V250H88V252H89L87 255L84 254L85 252H87V250L84 251V252H83V250H82V252H83L82 255H83V256L85 255V256L83 257L82 255L79 254V251H78V252L76 251V253H73L74 250L71 249L72 253H70L71 251H70V252L68 251V253H66V251H67V250H66L65 253H66L67 255H66V256L64 255L65 257L62 256L63 258H62V257L60 258V257H58V256H54V255L49 256V255H47L46 250H44V249H46L47 247L49 248V246H50V245H48L47 247H45V245H46L45 243L49 240L48 237L45 238V235H48L47 232H44V231H43V230H45L44 227H46V226H44L43 228H41V229H43L41 232H40V231H37L38 228L36 229V228H35L36 226L34 227V229H30V227L33 228V226H30V225H29V227H28L27 229H24L25 227L22 228V229L20 228L21 225L24 224L25 221H26V219H27L26 216H28V215H25V214H26V213H27V214H29V213L31 214V212H33V211L36 210L35 208H38V209L40 208V211L43 210V213H44V215H45V216H44L45 218H46V216H48L49 219H50V218H51V219H55L54 221L50 219V223L48 222V219H46V220H47L46 222H48V224H50V227H51L55 222H57V223L54 224L55 226L58 225V226H56L57 230H55V231L58 233V236H59L58 239H63V235H64L63 232H64V230L66 231L68 225H70V226L74 225V222H75V219H74V218H78V217H79V216H78V217H77V216H71V215L68 214V213H67V215H66L65 213H63V212H70V211H69L70 209H69L68 211H64V210L68 209V208H67L68 206L70 207V205L67 204V202H68L67 200H69V199H65V200L67 201V202H66L67 207L64 205L65 209H64L63 212H62L63 216H61L62 214H61V210H60V209H58V210L56 209V210H55V208H54V207H56L58 204H59V205L62 204V206H63V204L65 203V202H63L64 199H63L62 197H64V196L66 197V195L63 194V192L61 191L62 189H61V190H58V192H57L56 189L54 190V189H51V188H54L55 186H56V188H57L58 186H60V187L62 186V184L59 185L60 182H61L62 180L59 182V184L56 183V182H58V181H55V180H56V179H59L60 176L63 177V175H65L66 172H64L63 175H61V174H62V172H63V168H64V167H65V168H64V171H66V170H65V169H67V166H66V165H68V166L70 167L69 163H68V164L65 163V159H64V157H63L64 154L66 155V153H63V148L61 147L60 149H62L61 151H62L63 154L61 153L60 156L57 154L58 157H57L56 155H54V156H52L51 158H49L50 156H49V157H46V155H47V153H46L47 150H45V153H46V154H44V152H43L44 150L41 151L40 149H42L41 147H43V146H44V142H46V144H45V148H43V149H48L47 146L50 145L49 148H50V150L52 151L51 145H52V143H53L54 141H56V140H54V141L52 142V140L54 139V137H57V136L59 137V136L61 135V133H62V134L64 133V135H65V132L68 131V130H70V128H72L73 126L75 127V129L78 130V131H77V130H75V129L72 128L73 130H75V132L73 133L74 136L77 137V135H79V133L77 134L76 132H80V133H81L80 130H81L82 128H80V130H79L78 126L75 125V123H73L74 125L71 123L72 126L69 124V126H70V127H69V126H68V122H66V121H65V122L67 123V124H66L67 126L65 125V123H63V125H61V122H63V120H64V119H62L61 122H60V125H61L62 127H63V126H65V127H63V129H62L61 126H60V128H61V130H62L61 133H60V129H59V128H52L51 126H49L48 123H47V124H48V127H46V125H45L46 122H45V121H46L47 119L45 118L46 120L44 121V120L39 116V117H38V118H40L39 120H42V121L45 122V123H44L45 128H46V129L48 128V129H47L48 131H49V130H50V131L52 130V131L55 133V134H54L52 131H51V132L49 131V132L51 133V134H50V133L48 132L50 135L53 134V135H52V136H53V139H52V138H51L52 140L49 139V138L52 137V136H49V134H48V136H49V138H48V137H47V134H45V133H47V132H46V129L44 128V126H42L43 123H42V125L39 123L40 126H42L43 128H40L39 125H34L33 127L29 128V130L31 131V132H29V133H30L32 136H34V137H32V136H30V135L28 134V131H27L28 129H26V133H25V131H24V133H25L26 135H29V136L31 137V138H30L29 136H26V135H24L23 133L20 134L21 132L17 133L16 135L13 134L12 131H13L14 129H11V128L8 126L9 123H7V122H6L7 124L5 123V120H4V116H5ZM10 115H11V116H10ZM51 115H52V114H51ZM137 115H138V114H137ZM202 115H203V113H202ZM230 115H231V114H230ZM230 115H229V116H230ZM8 116H7V120H6V121L9 120V117H8ZM12 116H13V118H12ZM53 116H54V115H53ZM55 116H58V113L55 114ZM55 116H54V117H55ZM61 116H62V114H61ZM64 116H65V118H66V115H64ZM102 116H103V115H102ZM143 116H144V115H143ZM231 116H232V115H231ZM18 117H19V116H18ZM18 117H17L16 119L19 120L20 118H18ZM42 117H43V115H42ZM47 117H48V116H47ZM51 117H52V116H51ZM74 117H77V116L74 115ZM188 117H189V116H188ZM191 117H192V116H191V114H190V118H189V119H192ZM2 118H3V119H2ZM5 118H6V117H5ZM38 118H37V121H38ZM43 118H44V117H43ZM48 118H49V117H48ZM56 118H57V117H56ZM93 118H94V117H93ZM138 118L141 119V118H140V115H139ZM143 118H144V117H143ZM148 118H149V117H148ZM225 118H226V117H225ZM21 119H20V120H21ZM24 119H22L21 121L23 122ZM102 119H103V118H102ZM186 119H187V118H186ZM222 119H223V118H222ZM10 120H9V121H10ZM20 120H19L18 122H20ZM26 120H24V122H25ZM54 120H55V119H54ZM69 120H70V121H69ZM93 120H94V119H93ZM104 120H105V119H104ZM104 120H103V122H104ZM141 120H142V119H141ZM33 121H34V120H33ZM37 121H34V123L36 124ZM42 121H41V122H42ZM49 121H50V120H49ZM55 121H58V120H55ZM55 121L52 120L51 122H55ZM150 121H151V120H150ZM186 121H188V120H186ZM189 121H190V120H189ZM194 121H195V119H194ZM209 121H212V120H209ZM2 122H4V123H2ZM26 122H27V121H26ZM58 122H59V121H58ZM99 122H100V121H99ZM151 122H152V121H151ZM31 123H33V122L30 121V124H31ZM125 123H126V122H125ZM128 123H130V122H128ZM128 123H126V125H125V127H124V129H123L124 131L122 130V131L124 132L123 135L121 134V133H122L121 129L123 128V126L120 125L122 128L118 130V131H121V132H118V131H117V132H118V133H117V135H118V137H117V138H118V141H119V139H121L125 134H130V130L133 131V129H135V128L137 127V126L135 127L134 124H133V126L135 127V128H133V127L130 126ZM190 123H193V122L190 121ZM196 123H197V122H196ZM18 124H20V123H18ZM27 124H28V122H27ZM30 124H28V125H30ZM50 124L53 125L54 123H50ZM76 124H77V122H76ZM85 124H86V123H85ZM130 124H132V123H130ZM198 124H199V123H198ZM212 124H213V121H212ZM14 125H15V124H14ZM16 125H17V124H16ZM55 125H56V127H59V126H58L59 124L57 125V122H55ZM53 126H54V125H53ZM76 126H77V127H76ZM128 126H130L129 129L126 128V127H128ZM200 126H201V125H200ZM209 126H211V125L209 124ZM213 126H214V125H213ZM11 127H12V126H11ZM14 127L16 128V126H14ZM37 127L40 129V132H41L42 130L45 129V130H44L45 133H43L45 138L42 137V140H43V139H46V137H47L48 140H47V139H46V140H47L48 142H49V140H50V143H51V144L47 145V141H43V142H41V144H43V146H41V144H40V145H36V144L40 143V142H38V141L36 140V139H39L38 137H40V135L37 136V134H38V130H36ZM68 127H69V128H68ZM131 127H132L133 129H131ZM214 127H216V125H215ZM34 128H35V129H34ZM38 128H37V129H38ZM49 128H51V129H49ZM66 128H67V130H65ZM103 128H104V127H103ZM106 128H109V127L107 126ZM115 128H116V127H115ZM119 128H120V127H119ZM125 128H126V130L129 131V133L125 131ZM18 129H19V127H18ZM32 129H33V131H37V133H36V132H35V133H32V132H33ZM54 129H55L56 131H54ZM58 129H59V133H60V134L57 133V130H58ZM72 129H71V130H72ZM109 129L111 130V128H109ZM109 129H106V130H107L106 132H108ZM159 129H160V128H159ZM162 129H163V128H162ZM235 129H236V128H235ZM235 129H234V130H235ZM64 130H65V131H64ZM103 130H105V129H103ZM221 130H222V129H221ZM237 130H238V129H237ZM237 130H236V131H237ZM92 131H93V129H92ZM101 131H102V128H101ZM134 131H135V133L138 132V130H137V131L134 130ZM161 131H164V132H166V133L168 134V132L165 131V129H164V130H161ZM215 131H216V129H215ZM218 131H219V130H218ZM22 132H23V131H22ZM71 132H72V131H71ZM71 132H70V131L66 132V133H68V134L70 135V136L67 135V137H68V136H69V137H72V136H73V135L71 136V134H72ZM82 132H83V131H82ZM103 132H104V131H103ZM106 132H105V133H106ZM110 132L112 133L113 131L111 130V131H109V132L107 133V135H108L107 138L110 137V136H109V135L111 134ZM125 132H126V133H125ZM191 132H192V130H190L189 133H191ZM197 132L199 133V135H202V137H203V136L205 135L206 130H205V129H202V130H199V131H197ZM208 132H209V131H208ZM210 132H211V131H210ZM75 133H76L77 135H76ZM100 133H101V132H100ZM100 133H99V134H100ZM132 133H133V132H132ZM132 133H131V134H132ZM166 133H165V134H166ZM218 133H219V132H218ZM18 134H19V135H22L23 137L26 136L27 138H26V139H25V137L22 138V136L19 137ZM34 134H35V135H34ZM39 134H40V133H39ZM43 134H42V135H43ZM92 134H94V133H92ZM138 134H139V133H138ZM173 134H174V133H173ZM214 134H216V133H214ZM17 135H18V137H16ZM42 135H41V136H42ZM45 135H46V136H45ZM64 135H62V136H63V137H62L63 139L65 138ZM80 135H81V134H80ZM80 135H79V136H80ZM83 135H84V134H83ZM104 135H105V134H104ZM112 135H113V136H112ZM112 135H111V136H112L113 138H116V136H117V135L114 136V135H115L114 133H112ZM170 135H171V133H170ZM210 135H211V134H210ZM210 135H209V136H210ZM216 135H217V134H216ZM220 135H222V133H221ZM236 135H237V133H236ZM35 136H36V137H35ZM65 136H66V135H65ZM74 136H73L72 138H75ZM86 136H87V135H86ZM94 136H95V135H93V137H92L93 139H92V140H94ZM125 136H126V135H125ZM125 136H124V137H125ZM173 136H175V134H174ZM181 136H182V135H181ZM214 136H215V135H213V137H214ZM222 136H225V135H222ZM58 137H57V140H58L59 138H61V136H60L59 138H58ZM80 137H81V136H80ZM80 137H79V138H80ZM90 137H91V135H90ZM95 137H96V136H95ZM102 137H103V135H102ZM124 137H123V138H124ZM175 137H176V136H175ZM226 137H227V136H226ZM238 137H239V136H238ZM28 138H30V139H28ZM32 138H36L35 140H36L37 142H35V140H33ZM62 138H61V140L59 139L60 142L63 141ZM87 138H89V137H87ZM123 138H122L121 140H123L124 146L127 148V150H128V148H129L128 151H132V150L134 149V148L131 149L132 147L130 148V146H133V145H131V143H134V146H135V142L138 141L137 144H139V142L141 143V141H142V140H139V139H138V140L136 139V141H134V140H135V137H133V139H132V137H131V138H129V139L126 138V142H127V140L132 139L131 142L128 141V143H126V142H125V139H123ZM67 139H70V138H67ZM84 139H85V137H84ZM96 139H97V137H96ZM108 139H109V138H108ZM188 139L190 140L191 138L189 137ZM213 139H214V138H213ZM217 139H220V138H217ZM222 139H223V138H222ZM224 139H225V138H224ZM228 139H230V137H229ZM39 140L42 141L41 138H40ZM65 140H66V139H65ZM70 140H72V139H70ZM74 140H76V139H74ZM79 140H81V139H79ZM79 140H78V143H79V145H80V142H81V141H79ZM82 140H83V138H82ZM97 140H98V139H97ZM114 140H115V139H114ZM180 140H181V139H180ZM186 140H187V139H186ZM214 140H216V139H214ZM214 140H213V141H214ZM240 140H241V139H240ZM240 140H238V141H240ZM66 141H67V140H66ZM76 141H77V140H76ZM84 141H85V140H84ZM84 141H82V142L84 143ZM110 141H111V142H110ZM110 141L108 140L107 142H108V143H109V142L112 143V140H110ZM161 141H162V140H161ZM163 141H164V139H163ZM193 141H194V140H193ZM210 141H211V140H210ZM229 141H230V140H229ZM33 142H35L36 144H34ZM56 142L59 143L58 141H56ZM68 142H70V141L68 140ZM68 142H67V145H68ZM72 142H75V141H72ZM107 142H106V144H107ZM232 142H233V140H232ZM57 143H56V146H53L54 149H55V147H58V146H57ZM65 143H66V142H65ZM95 143L97 144V142H95ZM114 143H115V142H114ZM114 143H113V144H114ZM119 143H120V142H119ZM121 143H122V142H121ZM125 143H126V144H125ZM142 143H143V142H142ZM169 143H171V142H169ZM169 143H166V144H169ZM180 143H182V142H180ZM180 143H179V144H180ZM222 143H224V142H222ZM31 144H32V146H31ZM33 144L36 145L39 149H38L36 146H34ZM53 144L55 145V143H53ZM61 144H62V143H60V145H61ZM63 144H64V143H63ZM72 144H74V143H72ZM72 144H70V145L72 146ZM81 144H82V143H81ZM113 144H112V145H113ZM127 144H128V145H127ZM129 144H130V145H129ZM147 144H148V143H147ZM147 144L144 142V145H147ZM166 144H162V146H163V145H165V146H169V145H166ZM216 144H219V143L217 142ZM220 144H221V143H220ZM226 144H228V143H226ZM231 144H232V143H231ZM235 144H237V143H235ZM238 144H239V143H238ZM29 145H30L31 147L34 146L35 149H30V148L27 149ZM46 145H47V146H46ZM58 145H59V144H58ZM79 145H77V143H76V146H78V149L80 148ZM82 145H84V144H82ZM82 145H81V149H82ZM97 145H98V144H97ZM108 145H110V144H108ZM115 145H116V144H115ZM117 145H118V144H117ZM117 145H116V147H117ZM141 145H142V144H141ZM141 145H140V147H141ZM155 145H156V144H155ZM195 145H196V144H195ZM197 145H198V144H197ZM205 145H206V143H205ZM223 145L225 146V143H224ZM239 145H240V144H239ZM61 146H62V145H61ZM87 146H88V144H87ZM87 146H83V147L85 148V147H87ZM99 146H100V145H99ZM165 146H163V148H164ZM213 146H214V145H213ZM213 146H212V148H213ZM216 146H217L218 148H220L219 145H216ZM216 146H214V149L217 148ZM34 147H33V148H34ZM67 147H69V146H67ZM72 147H73V149H74V146H72ZM118 147H119V145H118ZM136 147H137V146H136ZM136 147H135V148H136ZM145 147H147V146H145ZM145 147H144V148H145ZM160 147H161V145H160ZM221 147H223V146L221 145ZM227 147H228V146H227ZM233 147H234V145H233ZM24 148L27 149V150H25ZM36 148H37V149H36ZM76 148H77V147H75V149H76ZM87 148H88V147H87ZM111 148H112V147H111ZM142 148H143V146H142ZM177 148H178V146H177ZM177 148H176L177 151L180 150V149H177ZM198 148H199V147H198ZM202 148H203V146H202ZM202 148H201V149H202ZM204 148H205V146H204ZM224 148H225V147H224ZM228 148H229V147H228ZM239 148H241V145H240ZM239 148H238V149H239ZM243 148H244V147H242L241 151L243 150ZM60 149H59V151H60ZM64 149H65V147H64ZM68 149H69V148H67V151H68ZM75 149H74V151H75ZM108 149H110V148L108 147ZM112 149H113V148H112ZM112 149H111V150H112ZM130 149H131V150H130ZM232 149H233V148H232ZM235 149H236V148H235ZM22 150H24L23 152H25V153H26V151H28V150L31 151V152H32L33 150H38V152H39L40 154H38V152H37V154H38L39 156L41 155V157H40L39 159H38L37 156H36V157H37V159H38L37 162H39L40 166L38 167L37 165H34V164H33L34 161L32 160V161H33V162H32L31 159H30L31 163L29 162L30 164L28 165V168L26 167V166H27V163H26L27 160H24V162H23V161L20 162V160H21L20 158L23 157V155L26 156V158L28 159L27 156H29L28 154H30L29 151H28V153H26L27 155H25V153H24V154L22 153ZM57 150H58V148H56V152H57ZM94 150H96V149H94ZM100 150L102 151V149H100ZM100 150H98V153L100 152ZM135 150H136V149H135ZM224 150H225V149H224ZM224 150L222 151V150L220 149L219 152H221V153L224 154V153H225ZM226 150H227V148H226ZM226 150H225V151H226ZM51 151H50V153H54V152H53L54 150H53L52 152H51ZM59 151H58V152H59ZM78 151H79V150H78ZM78 151H77V152H78ZM80 151H81V150H80ZM84 151H85V150H84ZM86 151H87V149H86ZM89 151H91L90 148H88V152H84V153L87 154V153H89ZM115 151H116V150H115ZM115 151H114V153H115ZM122 151H123V149H122ZM138 151H139V150H138ZM138 151H137V152H138ZM196 151H197V150H196ZM230 151H231V150H230ZM238 151H239V150H238ZM238 151H237V152H238ZM33 152H34V151H33ZM48 152H49V151H48ZM64 152H66V151L64 150ZM68 152H69V151H68ZM75 152H76V151H75ZM95 152H97V150H96ZM106 152H108V151H105V153H106ZM110 152H111V151H109L108 153H110ZM112 152H113V151H112ZM137 152H136V154H137ZM154 152H155V151H154ZM178 152H180V151H178ZM181 152H182V151H181ZM181 152H180V154H184V153H181ZM193 152H194V151H193ZM210 152H211V151H210ZM210 152H209V154H210ZM214 152H215V151H214ZM226 152H227V151H226ZM242 152H243V151H242ZM244 152H245V151H244ZM78 153H80V152H78ZM82 153H83V152H82ZM82 153H80V155H82L81 157H83V154H82ZM92 153L94 154V151H93V150L90 152V155H91ZM118 153H120V152H118ZM138 153L141 154L140 152H138ZM205 153H206V152H205ZM211 153H212V152H211ZM221 153H219V154H221ZM230 153H231V152H230ZM232 153H233V152H232ZM232 153H231V156H232ZM67 154H70V153H67ZM71 154H72V153H71ZM116 154H117V152H116ZM139 154H138V155H139ZM154 154H157V153H154ZM154 154H153V155H154ZM174 154H175V153H174ZM176 154H178V153H176ZM192 154H193V153H191L190 155H192ZM199 154H200V153H199ZM201 154H202V151H201ZM201 154H200V155H201ZM207 154H208V152H207ZM213 154H214V153H213ZM233 154H234V153H233ZM241 154H242V153H240V151H239L238 154H236V157L241 158V157H240ZM243 154H244V153H243ZM31 155H32V153H31ZM31 155H30V157H31ZM33 155H36V154L33 153ZM49 155H50V154H49ZM74 155H75V154H74ZM96 155H97V153H95V156H96ZM103 155H104V151H103ZM105 155L107 156L108 154L106 153ZM112 155H113V158H114V156H116L115 154H112ZM121 155H122V154H121ZM138 155H137V156H138ZM142 155H143V154H142ZM184 155H185V154H184ZM184 155H183V156H184ZM186 155H187V154H186ZM196 155H197V154H196ZM214 155H215V154H214ZM214 155H212V158H213V159L216 157V155H215V156H214ZM217 155H218V154H217ZM227 155H228V157H229V154H228V153H227ZM76 156H77V155H76ZM76 156H74V158H75ZM86 156H87V155H86ZM95 156H93V157L90 156V157H91V159L93 160V158H94ZM97 156H98V155H97ZM97 156L95 157V160H97ZM135 156H136V155H135ZM137 156H136V157H137ZM143 156H145V155H143ZM143 156H141V157H143ZM176 156H177V155H176ZM178 156H179V155H178ZM180 156H181V155H180ZM180 156H179V157H180ZM183 156H181V157H183ZM192 156H193V155H192ZM203 156H205V155H203ZM213 156H214V157H213ZM218 156H219V155H218ZM225 156H226V153H225ZM225 156H224V157H225ZM243 156H244V155H243ZM245 156H246V154H245ZM30 157H29V158H30ZM36 157H34L35 160H36ZM53 157H56V158H53ZM65 157H66V156H65ZM70 157H71V155H70ZM70 157H69V159H68V158H66V159L71 160ZM72 157H73V156H72ZM88 157H89V156H88ZM110 157H111V156H110ZM136 157H135V158H136ZM141 157L139 156L140 159H141ZM147 157H149V156H145L144 159H145V158L147 159ZM184 157H185V156H184ZM196 157H197L198 159L201 158V156L199 157L198 155H197ZM196 157H195V158H196ZM226 157H227V156H226ZM247 157L250 158V156H246V158H247ZM34 158H33V159H34ZM78 158H79V155H78L77 159H78ZM84 158H86V157H83V160H82V161L85 160ZM124 158H125V157H124ZM126 158H127L126 160L129 159L128 157H126ZM152 158H154V157H152ZM186 158H187V156H186ZM193 158H194V157H192V158L190 159V158L188 157V158H187L188 162L191 161L190 163H192L193 160H196V159H193ZM203 158H205V157H203ZM208 158H210V157H208ZM216 158H217V157H216ZM216 158H215V159H216ZM222 158H223V156H222ZM231 158H232V157H230V160H231ZM24 159H25V158H24ZM80 159H82V158H80ZM121 159H122V158H121ZM130 159H131V158H130ZM130 159H129V160H130ZM136 159L138 160V158H136ZM155 159H156V158H155ZM174 159H177V160H178V157H176V158H174ZM182 159H183V158H182ZM192 159H193V160H192ZM201 159H202V158H201ZM206 159H207V158H206ZM224 159L226 160V158H224ZM224 159H223V161H224ZM247 159H248V158H247ZM252 159H254V158H252ZM73 160H74V159H73ZM75 160H76V159H75ZM87 160L89 161L90 159H87ZM101 160H102V159H101ZM101 160H100V162L103 161V160H102V161H101ZM106 160H108V161H107L108 163H109V160H110V161H114V160H115V161H117V163H118V162H119V164L121 163V161H118V157H117V156H116V159H114V160H111L110 158L108 159V157H106ZM119 160H120V159H119ZM132 160H133V159H132ZM151 160H152V159H151ZM183 160H185V159H183ZM207 160H209V159H207ZM218 160H220V161L222 162L221 157H220L219 159H218V158L216 159L217 162H219ZM233 160H234V159H233ZM233 160H232V161H233ZM236 160H237L236 163H239V164H240V165L238 164L239 167L241 166V164H242L243 166H245V165H246V166H247V165L249 166V164H246V163L243 164L242 161H239L240 159H239V160H238V159H235V161H236ZM248 160H249V159H248ZM66 161H67V160H66ZM76 161H77V160H76ZM80 161H81V160H80ZM124 161H125V160H124ZM180 161H181V163L183 162V161L180 160V159H179V162H178V161H177V162L180 163ZM203 161H204V162H203L202 164L204 165V163H205L206 161H205V159H204ZM214 161H215V160H214ZM216 161H215V162H216ZM232 161H231V162H232ZM235 161H233L232 163H235ZM18 162H19V163H18ZM37 162H36V163H37ZM67 162H68V161H67ZM85 162H86V161H84L83 164H84ZM90 162H91V161H90ZM92 162H93V161H92ZM94 162H95V161H94ZM127 162H128V161H127ZM135 162H138V161H135ZM140 162H141V161H140ZM148 162H149V161H148ZM153 162H154V161H153ZM155 162H157V161H155ZM201 162H202V161H201ZM201 162H200V163H201ZM207 162H208V161H207ZM209 162L211 163L210 160H209ZM209 162H208V163H209ZM215 162H214V163H215ZM227 162H228V158H227ZM22 163H23V164H26L25 167H24V165H20V164H22ZM34 163H35V162H34ZM36 163H35V164H36ZM78 163H79V162H78ZM102 163H103V167L105 168L106 165L104 164V162H102ZM105 163H106V162H105ZM111 163H112L113 165H115V163H113V162H111ZM117 163H116V164H117ZM122 163H123V161H122ZM122 163H121V164H122ZM124 163H126V161H125ZM133 163H134V162H132L131 165H133ZM138 163H139V162H138ZM158 163H159V162H158ZM160 163H163V161L160 162ZM181 163H180V165H182V164L184 165V163H182V164H181ZM193 163L195 164V161H193ZM193 163L190 164L191 168H192V165H194ZM197 163H198L199 165H198ZM197 163H196V164H197V165H196V168L199 167V166L201 165V164L199 163V161H197ZM224 163H225V162H224ZM224 163H222V164H224ZM228 163H230V162H228ZM228 163H226V164L228 165ZM37 164H38V163H37ZM39 164H38V165H39ZM65 164H66V165H65ZM70 164H71V163H70ZM86 164H88V162H87ZM89 164H91V167L94 166V165L96 166V162H95V164H93V163H89ZM89 164H88V166H89ZM100 164H101V163H99V165H100ZM119 164H118V165H119ZM121 164H120V166H121L120 169H121V170H122V169L125 170V169H126V168H125L126 165L123 166V164H122V165H121ZM143 164H144V163H142V165H143ZM154 164H155V163H154ZM154 164H153V165H154ZM218 164H221V163L219 162ZM218 164L216 165L217 168L215 167V169L218 170V169L220 168V166H221V169H223V166H224V165H220V166H218ZM226 164H225V165H226ZM113 165H112V166H113ZM127 165H128V164H127ZM145 165H146V164H145ZM156 165H157V164H156ZM183 165H182V166H183ZM203 165H202V166H203ZM210 165L212 166V164H210ZM210 165H207V166H210ZM230 165H231V167H232V170L235 169V168H236V170H237V168H238V165H237V164H235V167H234V168H233L234 165H232V164H230ZM230 165L226 166L225 168L227 169V167H230ZM236 165H237V166H236ZM73 166H74V165H73ZM80 166H82V165H80ZM83 166H84V165H83ZM86 166H87V165H86ZM129 166H130V165H129ZM139 166H140V165H139ZM139 166H138V167H139ZM158 166L161 167L159 164H158ZM188 166H189V163H188ZM213 166H214V165H213ZM243 166H241V168H243ZM248 166H247V167H248ZM256 166H257V165H256ZM69 167H68V168H69ZM76 167H77V166H76ZM101 167H102V166H101ZM131 167L133 168V166H130L129 169H131ZM134 167H136V166H134ZM149 167H150V166H149ZM149 167H148V168H149ZM179 167H181V166H179ZM183 167H184V166H183ZM185 167H186V168H189V167H187V166H185ZM193 167H194V166H193ZM231 167L229 168L230 171H232V170H231ZM250 167H252V166H250ZM259 167L261 168L260 165H259ZM83 168H84V167H83ZM92 168H94V167H92ZM92 168H91V169H92ZM98 168H100V167H98ZM104 168H103V169H104ZM110 168H111V167H110ZM110 168H109V169H110ZM142 168H143V167H142ZM144 168H145V167H144ZM151 168H153V166H152ZM151 168H149V169H151ZM155 168H156V167H155ZM196 168H192V169H196ZM202 168H203V167H202ZM204 168H205V167H204ZM208 168H209V167H208ZM208 168H207V169H208ZM212 168L214 169V167H212ZM225 168H224V169H225ZM252 168H253V167H252ZM79 169L82 170V168H79ZM87 169H90V166H89V168L86 167V170H87ZM112 169H113V170H110V172H111V171L113 172L114 170H116V171L119 170V174H120V169H118V170H117L116 168L114 169V166L112 167ZM127 169H128V168H127ZM127 169L125 170L126 172H127ZM129 169H128V170H129ZM137 169H138V168H137ZM139 169H140V168H139ZM157 169H158V168H157ZM157 169H156V170H157ZM192 169H191V176L193 177L192 179H195L196 182H197V177L195 178L193 175H194L195 173H197V170H198V169H197V170H194L195 172H193V173H192V171H193ZM199 169H200V170H199L198 172H201V173H202V172L204 171V170L202 171L201 168H199ZM210 169H211V168H210ZM215 169H214V170H215ZM221 169H220V170H221ZM226 169H225V171H224V174L221 172L222 175L219 173V171H217L216 173H219L221 176H223V178H225L226 175H228V176L231 175V176H230V177H231L230 179L232 180V178H233V182H234V181L236 182L235 179H237V180L241 179V181H242V178L245 176V180H243V182H241L242 184H241V186H239V189H235V190H239V191H237V192L235 191L237 194H236V193H234V194L238 195L237 199H239V196H240V195H241V196H244V198H250V196H251L252 194L249 195V197H247V196L245 195V193L242 192V191H243V187H242L243 184H245V187H247V184H248V183H246V177H247V175H244V176L241 175L242 173H243V174H246V173H245L246 171H245V172L243 171L244 168L241 169V170H242V173H241V170H240L239 168H238V169H239L240 171L237 170V171L235 172V170H233V173H232V174H234V172H235V174H234V176L236 175V176H235V179H234V176L230 173V171L228 172V170L226 171ZM70 170H71V169H70ZM83 170H84V169H83ZM95 170H96V172L98 173V176H97V177H98V178L100 177V180H101V178H104V177H101L102 174L104 175V173L108 170V167H106V169L103 170V171H105L104 173H103L102 170L99 169V170L102 172V173L100 172V173H101V174H100L101 176L99 175V171L96 169V167H95ZM132 170H134V172L137 171V170H135V169H132ZM146 170H147V168H146ZM151 170H152V169H151ZM187 170H188V169H187ZM211 170H212V169H211ZM245 170H246V169H245ZM248 170H250V169H248ZM252 170H253V169H252ZM71 171H72V170H71ZM71 171H70V172H71ZM84 171H85V170H84ZM92 171H94V169H93ZM139 171H140V170H139ZM142 171H143V169H142ZM147 171H148V170H147ZM153 171H154V169H153ZM153 171H152V172H153ZM215 171H216V170H215ZM222 171H223V170H222ZM77 172H78V171H77ZM86 172H88V171H86ZM90 172H91V171H90ZM96 172H94V174H95ZM112 172H111V173H112ZM114 172H115V171H114ZM114 172H113V173H114ZM126 172H124V173L126 174ZM150 172H151V171H150ZM154 172H155V171H154ZM157 172H158V171H157ZM159 172H161V168L159 169ZM159 172H158V173H159ZM187 172H188V174H189V178H187V177H186V178H187V179H190V177H191V176H190V169H189V171H187ZM187 172L185 171V173H187ZM226 172H228V173H226ZM238 172L241 173V174H240V173H239V174H240V177L243 176L242 178H240V177L237 178V176H239V175H237ZM252 172H253V171H252ZM252 172H250V174H251ZM68 173H69V171H68ZM71 173H72V172H71ZM83 173H85V172H83ZM116 173H118V172H115L114 174H116ZM122 173H123V172H122ZM128 173H129V171L127 172V174H128ZM132 173H133V172H132ZM168 173H169V172H168ZM177 173H179V172L177 171ZM185 173H184V174H185ZM203 173H204V172H203ZM203 173H202V175H203ZM225 173H226V174H225ZM229 173H230V174H229ZM236 173H237V174H236ZM248 173H249V171H248ZM69 174H70V173H69ZM78 174H79V173H78ZM87 174H88V173H87ZM105 174H106V173H105ZM107 174H109V171H107ZM107 174H106V175H107ZM129 174H130V173H129ZM129 174H128V175H129ZM145 174H146V173H145ZM148 174H149V173H148ZM159 174H160V173H159ZM162 174H163V173H162ZM188 174H187V175H188ZM253 174H254V173H253ZM256 174H257V173H256ZM256 174H255V175H256ZM66 175H67V174H66ZM75 175H76V173H75ZM85 175H86V174H85ZM106 175H104V176H106ZM117 175H118V174H117ZM140 175H141V174H140ZM149 175H150V174H149ZM160 175H161V174H160ZM170 175H174V174H171V173H170ZM179 175H180V176L183 175V174H181V171H180ZM197 175H198V173H197ZM202 175L200 174V176H202ZM211 175H212V173H211ZM211 175H209V176H211ZM220 175H219V177H220ZM248 175H249V174H248ZM91 176H92V175H91ZM91 176L88 175V178L91 179ZM107 176H108V175H107ZM107 176H106L105 178H109V177H107ZM111 176H112V175H111ZM111 176H110V177H111ZM145 176H146V175H145ZM145 176H144V177H145ZM195 176H196V175H195ZM205 176H206V173H205ZM252 176H253V175H252ZM68 177H69V176H68ZM73 177H74V176H73ZM76 177H77V176H76ZM76 177H75V178H76ZM85 177H86V176H85ZM93 177H94V176H93ZM97 177L95 176V178H93L92 180L97 181V182L100 183L102 180H101V181H98L99 179H98V180H95ZM123 177H124V176H123ZM126 177H127V176H126ZM160 177H161V176H160ZM160 177H159V178H160ZM182 177L185 178L184 176H182ZM219 177H217V178H219ZM226 177H227V176H226ZM249 177H250V176L247 177V178H248L247 180H249ZM66 178H67V177H66ZM75 178H74V179H75ZM113 178H114V175H113V177H112V180L109 179V182H108V181H107V182L110 183V181H111V182L114 181ZM115 178L118 179V176H116ZM142 178H143V176H142ZM210 178H212V176H211ZM223 178H221V179L224 181V184H225V180H226V179H223ZM252 178L254 179V177H251V178H250V181L253 182L254 187H255V186H256L255 183H257V179L254 181V180H251ZM53 179H54V184H53V185H55V184H58V185H55L54 187H50V186H49L50 188H49V190H48V188H46L47 186L45 187V184H46V185H47V184H49V185L51 184V186H53V185H52V183H53L52 180H53ZM63 179L65 180V178H63ZM68 179L70 180V178H68ZM86 179H87V178H86ZM116 179H115V182H112V183H117L118 181L116 182ZM156 179H157V178H156ZM161 179H162V178H161ZM166 179H167V178H166ZM192 179H190V181H191ZM198 179H199V178H198ZM208 179H209V178H208ZM228 179H229V178H228ZM228 179H227V183L229 184V186L233 185L232 181L228 182ZM230 179H229V180H230ZM64 180H63V181H64ZM88 180H89V179H88ZM88 180H87V181H88ZM92 180H91V181H92ZM128 180H129V178H128ZM137 180H138V179H137ZM142 180H143V179H142ZM145 180H146V178H145ZM159 180H160V179H159ZM164 180H165V179L162 180V181H163L162 183H163V184H166V183H164V182H166L167 180H166V181H164ZM182 180H183V179H182ZM218 180H220V178H219V179H215V178H214V179H211V182H213V186H214V187H213V190H214L213 195H216V193L219 194L218 192L220 191V187L222 188V190H221L222 193L224 192V191H223V187L225 188V186L222 185L221 182H219ZM50 181H51L52 183H51ZM65 181H66V180H65ZM70 181H71V180H70ZM87 181H86V182H87ZM119 181H120V180H119ZM133 181H134V180H133ZM154 181H155V180H154ZM204 181H205V179H204ZM206 181H207V180H206ZM217 181L219 182V184L222 185V186L219 187V189H218V187H217L218 190L214 189L217 185H219ZM244 181H245V182H244ZM84 182H85V181H84ZM97 182L95 183V185L97 184V185L95 186V188H97V186H100V189H101V190L104 189V192H105V189L108 190V192L110 191V192H109L110 194L107 192V194H109V196L106 194V197H107L108 199L110 198V196H112V194H113V197H114V195L116 196V194H117L118 198H121V197L118 195V193L114 194L115 192H117V191L120 190V189H118V188L116 187L117 189H114V190H116V191H113L114 193L112 192V194H111V191H112V190H109V189H110V188L108 187L109 184L106 182V180H105V181H102V182H106V183L108 184V185H107V188H108V189H107L106 186L104 185L105 183H102V182H101L104 186L100 183V184L103 186V189H102V186L99 185V183H97ZM122 182H123V181H122ZM137 182H138V181H137ZM152 182H153V181H152ZM193 182H194V181H193ZM196 182H195V183H196ZM199 182H200V180H199ZM199 182L196 183V184H199ZM202 182H203V181H202ZM215 182H216V183H215ZM239 182H240V181H238V183H237V182H236V183L239 185ZM252 182H251V183H252ZM62 183H63V182H62ZM65 183H66V185H65V187H66L68 184H67V182H65ZM65 183H64V184H65ZM71 183H72V182H71ZM88 183H89V182H88ZM91 183H92V182H91ZM124 183H125V182H124ZM127 183H128V182H127ZM142 183H144V185H145V182H142ZM159 183H160V182H159ZM204 183H205V182H204ZM204 183H203V184H204ZM209 183H210V182H209ZM231 183H232V184H231ZM236 183L234 184V186L236 185L235 188H236V187L238 188V186H237ZM251 183L248 184V186H249V185H253V184H251ZM64 184H63V185H64ZM72 184H73V183H72ZM79 184H80V181H79ZM110 184H111V183H110ZM119 184H120V182H118L117 186H119ZM128 184H129V183H128ZM128 184H127V185H128ZM148 184H149V183H148ZM148 184H147V185H148ZM190 184H191V183H190ZM196 184H195V186H199V188H200V185H196ZM206 184H207V183H206ZM214 184H215V185H214ZM230 184H231V185H230ZM260 184H261V183H260ZM260 184H258V187L260 186ZM80 185H81V184H80ZM86 185H87V184H86ZM91 185H93V184H91ZM91 185L89 184L88 186H91ZM127 185H126V186H127ZM70 186H72V185H70ZM110 186H111L112 189L115 188V187H112V185H110ZM113 186H114V185H113ZM142 186H143V185H142ZM162 186H163V185H162ZM162 186H161V187H162ZM201 186H203V185L201 184ZM261 186H262V185H261ZM261 186H260V189H261ZM65 187H63V189L67 191V188H65ZM67 187H68V186H67ZM82 187H83V186H82ZM85 187H86V186H85ZM92 187H93V186H92ZM104 187H105V188H104ZM153 187H154V186H153ZM155 187H157V186H155ZM155 187H154V188H155ZM158 187H160V186H158ZM188 187H191V186H188ZM192 187H193L192 190H194V184H193ZM245 187H244V188H245ZM254 187H253V188H254ZM69 188L71 189V187H69ZM87 188H88V187H87ZM119 188H120V186H119ZM132 188H133V187H132ZM138 188H140V187H137V189H138ZM148 188H149V186H148ZM148 188H147V189H148ZM150 188H151V187H150ZM150 188H149V189H150ZM180 188H181V187H180ZM199 188L196 187L195 190H196L197 192H199V191H198ZM229 188H230V187H229ZM248 188H249V187H248ZM255 188H256V187H255ZM59 189H60V188H59ZM78 189H79V187H78ZM97 189H98V188H97ZM100 189H98V190H100ZM126 189H129V188H126ZM126 189H125V190H126ZM130 189H131V188H130ZM137 189H136V190H137ZM143 189H144V187H142V190H143ZM208 189H209V188H208ZM211 189H212V188H211ZM211 189H210V190H211ZM231 189H232V188H231ZM240 189H242V191H241ZM246 189H247V188H246ZM251 189H252V188H251ZM257 189H258V188H257ZM50 190H51V191H50ZM53 190H54V191H53ZM83 190H84V189H83ZM88 190H89V188L87 189V191H88ZM93 190H95L94 187H93ZM93 190H92V191H93ZM98 190H96V192H98ZM101 190H100V191H101ZM134 190H135V189H134ZM134 190H133V191H134ZM153 190H155V189H153ZM153 190H152V192H154ZM158 190H159V189H158ZM158 190H157V191H158ZM161 190H162V188H161ZM165 190H166V189H165ZM165 190H162V191H165ZM188 190H189V189H188ZM188 190H187V191H188ZM190 190H191V188H190ZM215 190H216V191H215ZM224 190H226V192L229 191L228 188H227V185H226V189H224ZM248 190H249V189H248ZM59 191H60V192H59ZM68 191H69V189H68ZM68 191H67L66 193H68ZM126 191H128V190H126ZM126 191H125V192H126ZM138 191H139V190H138ZM140 191H141V190H140ZM140 191H139V192H140ZM157 191H155V193H157ZM159 191H160V190H159ZM159 191H158V192H159ZM175 191H176V190L174 189L173 192H175ZM200 191H201V190H200ZM217 191H218V192H217ZM221 191H220V193H221ZM255 191H256V190H255ZM259 191H260V190H259ZM262 191H264V190H262ZM70 192H72V191H70ZM75 192H76V191H75ZM93 192H94V191H93ZM101 192H103V191H101ZM118 192H120V191H118ZM136 192H137V191H136ZM152 192H150V194H151ZM165 192H166V191H165ZM189 192L192 193L191 191H189ZM194 192H195V191H193V193H194ZM203 192H205V191L203 190ZM211 192H213V191H211ZM233 192H234V190H233ZM233 192H232V193L230 192V193L233 195ZM241 192H242V193H241ZM247 192H249V191H247ZM257 192H258V191H257ZM59 193L62 194L61 197L59 196ZM66 193H65V194H66ZM84 193H85V192H84ZM86 193H87V192H86ZM91 193H92V192H91ZM120 193H121V192H120ZM129 193H130V192H129ZM143 193H144L145 195L148 194L147 192H143ZM143 193H142V191H141V194H143ZM159 193H160V192H159ZM222 193H221V195H223L222 198L224 197V195H227V193H226V194H225V193L222 194ZM228 193H229V192H228ZM230 193H229L228 196L224 197V201H223L222 198H221V200H220L221 203H220V201H219L220 205H219L218 202H212V203H215V205H214L215 208H217L218 206H219V208H220V209L218 208V210H217V209H215V210H217V211H219L220 213H222V212L224 211V209H226V206H225L224 204L226 203V205H227V203H229V201L233 200V198L236 196V195H234V197H233V196L231 197V194H230ZM239 193H240V195H239ZM250 193H251V192H250ZM250 193H248V194H250ZM259 193H260V192H258V194H259ZM61 194H60V195H61ZM70 194H71V193H70ZM76 194H77V193H76ZM81 194H82V193H81ZM88 194H89V193H88ZM99 194H100V193H99ZM99 194H98V195H99ZM103 194H104V193H103ZM103 194H100V195H99L100 197H99L98 199H101V200H102V196H105V194H104V195H103ZM126 194H127V192H126ZM135 194H136V193H135ZM138 194H139V193H138ZM150 194H149V195H150ZM161 194H162V193H161ZM163 194H165V193L163 192ZM166 194H167V192H166ZM195 194H196V193L193 194V195L195 196V199H196L197 196H200L199 194H198L197 196H196ZM200 194H201V193H200ZM207 194H209V193H207ZM210 194H212V193H210ZM210 194H209V195H210ZM243 194H244V195H243ZM258 194H257L256 196H254V194H253V201H254L255 199L257 200V201H256V200L254 201V202H256V204H257L258 201H261V200L258 199V197H257ZM63 195H64V196H63ZM71 195H73V192H72ZM93 195H95V192L92 194V196H93ZM98 195H97V196H98ZM120 195H121V194H120ZM123 195H124V194H123ZM132 195L134 196V193L131 194V195H129V196L132 197ZM149 195H147V196H149ZM152 195L155 196V194H152ZM185 195H186V194H185ZM185 195H184V196H185ZM187 195H189V197H192V196H193V195L190 196L191 194H187ZM187 195H186V196H187ZM201 195H202V194H201ZM68 196L70 197V200L74 199V197H75V201H76V199H77V198H76L77 196H73L72 199H71V196H70V195H68ZM85 196H86V195H85ZM129 196L127 195L126 197H129ZM150 196H151V195H150ZM150 196H149L150 200H146V203H147V201H152V199H151ZM158 196H160V194H159ZM163 196H166V195H163ZM167 196H168V195H167ZM169 196H170V195H169ZM184 196H183V197H184ZM216 196H220V195H216ZM241 196H240V198H241ZM261 196H262V195L259 194V198H261ZM263 196H264V195H263ZM69 197H68V198H69ZM86 197H87V196H86ZM88 197H90V195H89ZM94 197H95V196H94ZM106 197H105V198H106ZM126 197H122V198H126ZM134 197H135V196H134ZM138 197H139V196H138ZM143 197H144V196H143ZM143 197H142V199H143ZM189 197H187V198L184 197V198H183L184 200H182V199H181V200H182L183 202L187 201V203H188V202L191 201V199H190V201H189ZM202 197H203V196H202ZM228 197H229L231 200H229ZM254 197H255V199H254ZM81 198H82V197H81ZM107 198H106V199H107ZM144 198H145V197H144ZM155 198H156V197H155ZM158 198H160V197H158ZM166 198H167V197H166ZM176 198H177V197H176ZM176 198H175V200H176V202H178ZM192 198L194 199V197H192ZM197 198H200V197H197ZM203 198H207V197H203ZM214 198H215V196H214ZM225 198H226V199H225ZM235 198H236V197H235ZM263 198H264V197H263ZM263 198H262V201H263ZM62 199H63V200H62ZM84 199H85V198H84ZM90 199H91V198H90ZM96 199H97V197H96ZM96 199H94V200H96ZM114 199H115V198H114ZM126 199H127V198H126ZM126 199H125V200H126ZM135 199H136V198H135ZM135 199H134V200H135ZM146 199H148V198H146ZM168 199H169V197H168ZM168 199H167V201H168ZM179 199H180V198H179ZM186 199H188V200H186ZM207 199H208V198H207ZM211 199L214 200V201H216V200L213 199V198H211ZM216 199H220V197H216ZM227 199H228V200H227ZM65 200H64V201H65ZM91 200H92V199H91ZM110 200H111V198H110ZM110 200H109V201H110ZM112 200H113V199H112ZM112 200H111V201H112ZM116 200H117V199H116ZM118 200H119V199H118ZM118 200H117V201H118ZM122 200H123V199H122ZM128 200H129V198H128ZM136 200H137V199H136ZM158 200H159V199H157V201H158ZM164 200H166V199H164ZM169 200H170V199H169ZM204 200H206V199H204ZM204 200H203V202H204ZM209 200H210V199H209ZM248 200H249V199H247V202H248ZM75 201H74V203H75ZM79 201H82V200H79ZM79 201H77V202H79ZM89 201H90V200H89ZM106 201H107V200H106ZM114 201H115V200H114ZM119 201H121V199H120ZM131 201H133V199H131ZM138 201H139V200H138ZM153 201H154V202L156 201V200H154V197H153ZM167 201H166V203H167ZM182 201H180L181 204H184V203H182ZM192 201H193V200H192ZM206 201H207V200H206ZM206 201H205V202H206ZM225 201H226V202H225ZM235 201L237 202V200H233V202H235ZM240 201H241V199H240ZM242 201H244V200H242ZM245 201H246V199H245ZM70 202H71V201H70ZM85 202H86V200H85ZM94 202H95V201H94ZM99 202H100V200H99ZM99 202H98V203H99ZM121 202H123V201H121ZM129 202H130V201H129ZM129 202H128V206H129V204H130ZM142 202H143V201H142ZM168 202H169V201H168ZM180 202H178V203H180ZM198 202H200V201H198ZM198 202H197V201L195 202V200H194V203H193V204L198 203ZM207 202H208V201H207ZM209 202H210V201H209ZM222 202H225V203H222ZM233 202L231 201L232 204H233ZM250 202H251V201H250ZM68 203H69V202H68ZM81 203H82V202H81ZM89 203H90V202H89ZM91 203H92V202H91ZM91 203H90V204H91ZM95 203H96V202H95ZM109 203H110V202H109ZM114 203H115V202H114ZM117 203H118V202H117ZM125 203H126V202H125ZM136 203H138V202H136ZM140 203H141V202H140ZM150 203H152V202H150ZM160 203H161V202H160ZM173 203H174V202H173ZM185 203H186V202H185ZM187 203H186V205H187ZM200 203H202V202H200ZM216 203H217V205H216ZM237 203H238V202H237ZM242 203H243V202H242ZM259 203H260V202H259ZM259 203H258V204H259ZM49 204H50V205H49ZM53 204H54V205H53ZM69 204H70V203H69ZM79 204H80V203H79ZM90 204H89V205H90ZM99 204H100V203H99ZM104 204H105V200H104ZM131 204H132V203H131ZM131 204H130V205H131ZM134 204H135V203H134ZM134 204H133V205H134ZM138 204H139V203H138ZM141 204H143V203H141ZM152 204H153V203H152ZM163 204H164V203H163ZM167 204H168V203H167ZM169 204H170L169 207H171V206L174 207V208H172V209H174V210H173L174 212L169 208V210H171L170 213H175V216L178 215V217H179V214H181V215H180V218H181V219H180V218H179V220L176 219V220H178V222L181 220L183 224H184V222H186V223L189 225L191 222H193V221L196 219V218H195V219L193 218V219H191L192 221L189 222L190 219H187L188 217H187L186 215H187L189 212H191V210H190V211L187 210L188 213H187L186 211H184V210H183V211L180 210V212H182V213H183V212L187 213V214L184 213V214H185V215H184V214H182V213H179L178 211H175V209H176V205L172 204V202H170ZM176 204H177V203H176ZM202 204H203V206L205 205L204 203H202ZM202 204H199V205L196 204V206L198 205V207H199V206L202 205ZM232 204H231V205H232ZM245 204H246V203H245ZM251 204H252V202H251ZM263 204H264V203H263ZM55 205H56V206H55ZM59 205H58V206H59ZM72 205H73V207H74V204H72ZM75 205H76V204H75ZM81 205H83V204H81ZM106 205H107V206H104V205H103L104 208H105V207H106V208L108 207V209H109L110 207H109L108 202L106 203ZM114 205H115V204H114ZM125 205L127 206V204H124V206H125ZM133 205H132V207H133ZM149 205H150V204H149ZM190 205H191V204H190ZM190 205H188V206L190 207ZM228 205H230V204H228ZM243 205H244V204H243ZM246 205H248V203H247ZM249 205H250V204H249ZM260 205H261V204H260ZM260 205H258V206H260ZM48 206H49V208H50V206H53L52 208H54L55 211L52 210V208H51V210H49V209H48ZM58 206H57V208H59ZM97 206H98V205H96V207H97ZM101 206H102V204H101ZM115 206H116V205H115ZM115 206H114V207H115ZM119 206H120V204H119ZM124 206L121 205L120 207L122 208V207H124ZM136 206H137V204L135 205V207H136ZM138 206H140V205H138ZM142 206H143V205H142ZM144 206H146V205H145V202H144ZM163 206H164V205H163ZM180 206H184V205H180ZM192 206H194L193 208H195V205H192ZM212 206H213V205H212ZM232 206H233V205H232ZM232 206H231V208H232ZM64 207H62V208H64ZM80 207H81V206H80ZM83 207H84V206H83ZM94 207H95V206H94ZM96 207H95V208H96ZM130 207H131V206H130ZM140 207H141V206H140ZM161 207H162V206H161ZM164 207H165V206H164ZM167 207H168V206H167ZM167 207H165V208L168 210ZM177 207H178V206H177ZM208 207H209V206H208ZM229 207H230V206H229ZM229 207H228V208H229ZM235 207H236V206H235ZM244 207L246 208V206H244ZM250 207H251V206H250ZM255 207H257V206H255ZM255 207H253V205H252L251 208H255ZM41 208H42V209H41ZM71 208H72V206H71ZM102 208H103V207H102ZM102 208H101V209H102ZM115 208H116V207H115ZM124 208H125V207H124ZM127 208H128V207H127ZM127 208H126V209H127ZM141 208H142V207H141ZM151 208H152V206L150 205L149 209H151ZM153 208H154V207H153ZM157 208H158V207H157ZM162 208H163V207H162ZM162 208H161V209H162ZM185 208H186V207H185ZM193 208L191 207V209H193ZM221 208H222V209H221ZM241 208H243V207H241ZM258 208H259V207H258ZM258 208H257V209H258ZM31 209H34V210L32 211ZM72 209H73V208H72ZM72 209H71V211H74V210H72ZM80 209H81V208H80ZM88 209H89V208H88ZM97 209H98V207H97ZM99 209H100V207H99ZM118 209H120V208H117L116 210H118ZM126 209H125V210L121 209V210H122V211H126ZM132 209H134V207H133ZM135 209H137V207H136ZM143 209H144V208H143ZM177 209L179 210V207H178ZM177 209H176V210H177ZM181 209H183V208H181ZM189 209H190V208H189ZM196 209H197V208H196ZM203 209H204V208H203ZM209 209H210V207H209ZM209 209L204 210L205 213H206V211L208 212ZM213 209H214V208H213ZM213 209H212V207H211V210H210V211L214 214V216L218 215L219 212L216 211V212H215L216 214H215ZM257 209H256V210H257ZM260 209H263V207H262V208L260 207ZM260 209H259L258 211L255 210V211H256V212H255L256 215H257V213L260 211ZM81 210H82V209H81ZM90 210H91V209H89V211H90ZM93 210H94V208H93ZM121 210H120V211H121ZM144 210H145V209H144ZM185 210H186V209H185ZM197 210H198V209H197ZM199 210H200V209H199ZM212 210H213V211H212ZM220 210H221L222 212H221ZM228 210H229V209H228ZM242 210H243V209H242ZM30 211H31V212H30ZM38 211H39V210H38ZM50 211H51V212L54 211L53 213H55V214H54V217H55V218L52 217V216H53V213L51 214ZM56 211H57V212H56ZM59 211H60V213H58ZM77 211H78V210H77ZM89 211H88V212H89ZM95 211H97V210H95ZM103 211H107V210H106V209H103ZM109 211H111V209H110ZM109 211L106 212V213H108V214H106V215H110V214H109ZM118 211H119V210H118ZM132 211H133V210H132ZM132 211H131V209H130V213H131ZM147 211H148V210H147ZM152 211H153V210H152ZM192 211H193V210H192ZM195 211H196V210H194V212H195ZM204 211H202V212H204ZM235 211H237V210L235 209ZM244 211H246V210H244ZM248 211H250V210H248ZM252 211H254V210H252ZM99 212H102V211L100 210ZM111 212H112V211H111ZM113 212H115V210H113ZM135 212H136V211H135ZM138 212H140V211L138 210ZM142 212H143V211H142ZM161 212H163V211H161ZM168 212H169V211H168ZM176 212H178L179 214L176 215ZM197 212H198V213H197ZM197 212H195V213H197V214L202 213V212H199V211H197ZM224 212H227V211L225 210ZM242 212H243V211H242ZM34 213L37 214L36 217H38V219H39V220L37 219V222H39V221H41V220L43 219V213H41L40 215H38L37 212H34ZM57 213H58V216H57ZM70 213H71V212H70ZM74 213H76V212H74ZM123 213H124V212H123ZM130 213H128V214L125 213V215L127 214V215H126L127 217H128V215H130V216H129V218H130V217H131V214H132V213H131V214H130ZM136 213H137V212H136ZM144 213H145V212H144ZM153 213H154V211H153ZM155 213H156V212H155ZM205 213H203V214H205ZM212 213H209V214H212ZM229 213H230V212H229ZM229 213H228V214H229ZM244 213H245V212H244ZM247 213H248V212H247ZM252 213L254 214V212H252ZM252 213H251V211H250L249 214H251V215H249V216H252V215H253ZM262 213H263V212H262ZM72 214H73V212H72ZM104 214H105V213H104ZM118 214H119V213H118ZM120 214H121V212H120ZM120 214H119V215L116 214V216H118V217L114 216L115 219L112 218L113 220L117 221V223H118V222H119V223L122 222V221H118V219H119V220H123V219L125 218V217H124V218L122 219V216H123V215H120ZM138 214H139V213H138ZM142 214H143V213H142ZM147 214L149 215L148 217H151V216H150V212L147 213ZM193 214H194V213H193ZM207 214H208V213H206L205 215L208 216ZM222 214H223V213H222ZM238 214H239V213H238ZM263 214H264V213H263ZM263 214H262V215H263ZM24 215H25V216H24ZM73 215H76V214H73ZM80 215H81V214H80ZM102 215H103V214H102ZM102 215H100V217H101ZM112 215H113V214H112ZM112 215H111V217H112ZM114 215H115V213H114ZM135 215H136V214H135ZM139 215H140V214H139ZM139 215H138V216H139ZM151 215H153V214H151ZM155 215H156V214H155ZM155 215H153V217H151V219H152L151 221H153L152 223H154V220L156 221L157 218H158V216H155ZM173 215H174V214H173ZM182 215L185 216V218H184L185 221H183L184 219H182ZM190 215H192V213H190ZM190 215H188V216L190 217ZM194 215H195V214H194ZM201 215H202V214H201ZM219 215H220V216H219ZM219 215H218L219 217L222 216L221 214H219ZM247 215H248V214H247ZM254 215H255V214H254ZM258 215H259V216H258V219H257V216H256V217L254 216V217H255V220H254V221H256V219H257V221H260V222L264 223L262 220H259L260 218L263 219V218H264V215H263V217H261L260 212H259ZM31 216L34 217V214L32 213ZM40 216H42V219H41V220H40ZM60 216H61V217H60ZM67 216H68V217H67ZM70 216H71L72 218H71ZM119 216H120L121 219L119 218ZM142 216H144V214H143ZM167 216H168V213H167ZM169 216H170V214H169ZM171 216H172V214H171ZM184 216H183V217H184ZM209 216H210V215H209ZM218 216H216V218H217ZM223 216H224V214H223ZM21 217H23L24 222H23L22 219H20ZM25 217H26V218H25ZM28 217H30V216H28ZM32 217H30V219H32ZM36 217H34V219H35ZM58 217H59V218H58ZM100 217H99V218H100ZM103 217H104V216H103ZM107 217H108V216H107ZM107 217H106V218H107ZM111 217H109V218H111ZM140 217H141V216H140ZM155 217H156V219H155ZM173 217H174V216H173ZM173 217H172V218H173ZM178 217H176V218H178ZM197 217H198V216H197ZM211 217H212V219H213V216H211ZM13 218L15 219L14 221H16V219H17V221L20 219L19 221H20L21 223H20V226H18V227H16V228H14V229L11 230V228H12L13 225L15 224L14 221L11 222V220H12ZM45 218H44V219H45ZM56 218H57V219H56ZM63 218H64V219L66 218V220H64V222H66V225L64 224L63 220L61 221V219H63ZM81 218H82V217H81ZM93 218H94V217H93ZM116 218H117V219H116ZM135 218H136V217H135ZM153 218H154V219H153ZM204 218H205V217H204ZM216 218H215V219H216ZM221 218H222V219L225 218L226 220L228 219L227 217H221ZM221 218H219L221 221H218L219 219H218V220H217V219L215 220L217 224H215V221H214V224H213V221H212L211 218H210V220H209V218H208L209 221L206 220V221H208L209 223H208V222L205 223V220H203V222H204L205 224H207L206 226H208V227H209L208 224H210V222H211L212 224H210V225H212V227L210 226V228H213V229H215V228L217 229V228H218V229H222V230H223V227H225L223 224H225V223H223L224 220H222ZM28 219H29V218H28ZM68 219H70V220H68ZM71 219H72V221H71ZM78 219H80V218H78ZM78 219H77V220H78ZM82 219H84V218H82ZM95 219H96V218H95ZM101 219H102V218H101ZM101 219H100V220H101ZM112 219H111V220H112ZM243 219L245 220L246 218H243ZM252 219H254V218L252 217ZM32 220H33V219H32ZM56 220H58V221H56ZM86 220H87V221L84 220V222L82 221L80 224H82V223H83V225H84V224H87L88 219H86ZM135 220H137V219H135ZM140 220H141V219H140ZM143 220H144V222H141L142 220L140 221V223H143V224H141L142 227H143V225L146 226L147 223H148V222H147V218H145V216H144V219H143ZM145 220H146V221H145ZM158 220H159V219H158ZM166 220H167V219H166ZM186 220H187L188 222H187ZM196 220H197V219H196ZM200 220H201V219H199L198 221H200ZM213 220H214V219H213ZM247 220H248V219H247ZM263 220H264V219H263ZM17 221H16V222H17ZM51 221H52V222H51ZM59 221H61V222H59ZM67 221H68L69 223H70V222H71V223L68 224ZM73 221H74V222H73ZM89 221H90V220H89ZM101 221H103V220H101ZM115 221H114V223L112 222L113 224H110L111 222H108V221H107V222H108V225H107V226H109L110 229L108 230L107 228H109V227H105V228H104L105 230H103V231H106V230H107L105 234L108 235V237L105 236V234L103 233V231H102V233H103L102 236H101V234L99 235L101 238L104 236L103 238L106 239V242H107V240H109V241L112 240L111 242H113V239L115 238V239H114L115 241L113 242V244H112L111 242H108V243L104 242V240L101 239V238H99V236H98V239H99V240H100V239L103 240V241H101V240L99 241L100 243L103 242V245H102V243H101V246H102L101 248H102V251H103V252H106V251L103 250V246H104V244H105V246H107L106 244L109 245V247H107V249H106L105 246H104V249L107 250L108 254H109V251H110L111 249H113L114 251L111 250V251H110V255H108L107 252H106L107 257H106V255H104L105 253L103 254V252H102V251L100 252V250L95 252L96 255H97L98 252H100V254H103V255H101V256H99L100 254H98L97 256H99L100 258H102L103 260H102V259H101V260L104 261V262H107V264H108L109 261H110L109 263L112 264L111 261H115V260L117 261V259H118V261H117L118 263L115 261V262H116L115 264H121V263H122V264H126V263L129 262V260H127V261H128V262H127L126 259H129L130 257H131V258L134 257V262H135V263H134L133 260H132V263H134V264H136L138 261H141V262H143V263L145 262V264H148V263H146V262H149V261H150V262H149V264H150V263L152 262V261H151L152 258H151V260L149 259L148 261H146V260L148 259L147 256L149 255L148 251H146V250H144V252H145L144 254L147 255V256H146V257H147L146 260H145V259L140 260V258H138V257H141V255H138V254H137L138 257H136L137 255H136V256H128L129 254L131 255L132 251H133V253H135L134 251H136V252H137V251H138V252L141 251V249L139 250L138 248H137L138 250H133L132 248H130V247H131L130 244L132 243L131 245L133 246V243H134L135 241L142 243V241H139L140 239H137V236H136L135 239H133V240H135V241H134V242L132 241V238L135 236V235H133L132 233H135V232H134V231H135V228H136L135 226H136V223L138 224V221H139V220L136 221L135 226H133V227L130 226V222H128L129 224H127L126 222H124L125 220H123V222H124L126 225H129V226H123V225H125V224H122V226H123V228H125V230L127 229L126 227H128V230H127V232H126L128 235H130L131 231L134 230V231L131 233V235H133L132 238H131V236H130L131 239H129V237H127L128 235H127V236L125 235V234H126L125 232H124V234H123V232H121V231H123L124 229H122V228L120 229L121 224L119 225V223L117 224ZM127 221H128V220H127ZM129 221H131V220H129ZM149 221H150V220H149ZM159 221H160V220H159ZM159 221H158V223H160V225H161V221H162V220H161L160 222H159ZM181 221H180V222H181ZM198 221H197V222H198ZM227 221H228V220H227ZM227 221H226V222H227ZM22 222H23V223H22ZM26 222H27V221H26ZM37 222L35 223L36 225H37ZM44 222H45V221H44ZM44 222H43V220L40 222V223H43V224H41V226L46 224V222H45V224H44ZM97 222H99V221H97ZM103 222H104V221H103ZM103 222H101V223L105 225L106 222H105V223H103ZM131 222H133V221H131ZM146 222H147V223H146ZM174 222L176 223L175 220H174ZM194 222H195V221H194ZM194 222H193V223H194ZM218 222H220V224L223 225V226L220 227L221 225L218 224ZM260 222H259V223H260ZM12 223H14V224H12ZM40 223H38V224H40ZM51 223H53V224L51 225ZM93 223H94V222H93ZM144 223H146V225H145ZM152 223H150V225H151ZM158 223L156 224L157 227H158ZM171 223H172V221H171ZM199 223H200V222H199ZM199 223H198V224H199ZM249 223H250V222H249ZM35 224H34V225H35ZM48 224H47V226H48ZM59 224H60V226H59ZM62 224H64L65 229L63 228V225H62ZM67 224H68V225H67ZM71 224H72V225H71ZM94 224H95V223H94ZM94 224H93V225H94ZM114 224H116L117 226H114ZM198 224H197V225H198ZM201 224H202V222H201ZM205 224H204V225H205ZM228 224H229V222H227V224H225V225L227 226V227L224 228L225 230H226V228H228V230L230 229L229 232L232 230V228H233L234 231L237 230L236 228L232 227L233 223H232V224H229V225H231L232 228H231ZM237 224H238V223H237ZM245 224H246V223H245ZM251 224H252V223H251ZM251 224H249V225L251 226ZM90 225H91V224H90ZM110 225H111V226H110ZM112 225H113V227H115V228H113ZM118 225H119V227H118ZM131 225H132V223H131ZM133 225H134V224H133ZM148 225H149V223H148ZM152 225H153V227H154L155 224H152ZM156 225H155L154 228H156ZM162 225H163V224H162ZM162 225H161V226H162ZM164 225H165V224H164ZM164 225H163V226H164ZM170 225H171V224H170ZM173 225H174V223H173ZM173 225H172V226H173ZM177 225H182V224H176V226H177ZM188 225L186 226L187 228H188ZM191 225H195V224H192V223H191ZM191 225H190V226H191ZM204 225H202V226H204ZM213 225H215V228L213 227ZM259 225H260V224H259ZM55 226H54V228H55ZM94 226H95V225H94ZM100 226H101V225H100ZM138 226H140V225H138ZM176 226H175V228H176ZM182 226H183V225H182ZM245 226H246V225H245ZM250 226H249V227H250ZM253 226H254V225H253ZM255 226H256V225H255ZM255 226H254L253 228H255ZM260 226H261V225H260ZM37 227L40 228V225H39V226L37 225ZM96 227H97V226H96ZM111 227H112L113 229H115L114 231H116L117 229H119V230H117L116 233H115V232L112 230ZM116 227H117V228H116ZM129 227H130V228H129ZM131 227H132V228H131ZM164 227H165V226H164ZM178 227H181V226H178ZM178 227H177V228H178ZM186 227H185V226L182 227L184 233L186 232V229H184V228H186ZM192 227H193V226H192ZM192 227H190V228H192ZM195 227H196V225H195ZM198 227H199V226H198ZM204 227H205V226H204ZM219 227H220V228H219ZM229 227H230V228H229ZM236 227H237V226H236ZM246 227H247V226H246ZM257 227H258V225H257ZM54 228H53V229L51 228V230L53 231ZM58 228H60V230H59ZM61 228H62V230H61ZM84 228H85V226H84ZM93 228L95 229V227H93ZM98 228H100L99 225H98ZM102 228H103V226H101V230H102ZM138 228H139V227H137L136 230H137ZM144 228H146V229H145V232H146V231H149V232H150L149 228L151 229V232L153 231L152 229H154V228H151V226H149V228H148V226H146V227H144ZM147 228H148V229H147ZM158 228H159V227H158ZM182 228H180V229H182ZM190 228H189L188 230H192V229H190ZM205 228H207V227H205ZM250 228H252V226H251ZM253 228H252V229H253ZM258 228H259V227H258ZM261 228L263 229L264 227H261ZM49 229H50V228H48L46 231H49ZM68 229H69V228H68ZM91 229H92V226H91ZM94 229H93V230H94ZM129 229H131V230L129 231ZM132 229H133V230H132ZM160 229H161L160 232H159L158 230L156 231V232H157L156 235H155L156 237H154V238H157V237L159 236V234H160V235H161V234H164V232L167 233V229L165 230V229L162 228V227H161ZM162 229L165 230V231H163ZM168 229H169V228H168ZM170 229H171V228H170ZM173 229H174V227H173ZM173 229L171 230V232H172L173 234H174V232H175V235H174L172 238L177 239V238H176V237H177V234H179L180 232H183V231L180 230V229L178 228V230H177V232H176V231H174ZM193 229H194V228H193ZM218 229H217V230H213V232H211V234H210L211 237H213V236H212V233H214V234H213L214 237L211 238V239H216L215 237H217V238L220 239V237L222 236L223 238L221 237L222 239H220V240L217 241V243L220 241V242H219L220 244H217V245H221V241L223 240L225 243L222 241V245H221V246H223V245L226 244L227 247H226V246H225V247L223 246V248H222V247L220 246L221 249L219 250V249H217V248H220V247H218V246L215 245L216 247H215V248H212V249H215V252H216V250H218V251H222L223 256H224L225 254L228 255V253H226V248H228V252H231V250H232L233 252L236 251V250H234V249H235V246H234V248H232V247H233V244H234V245L236 244V243H233V242H234V241L236 242V241H238V239H240V236H239L238 231L240 232V234H242L241 232H242L243 230H241V229H240L241 231L238 230V231H237V233H238L237 236H236V234H234V235L236 236V238H237V237H239V238H238L237 240L235 239L234 241H232L233 244L231 245V243L229 244L228 242H227V243H228V244H227L226 241L230 240V238H231V239H234L235 236H234V238L228 236V235L231 234V233H227L228 230H226L225 232H224V230H223L222 233H224V234L221 235V230H218ZM235 229H236V230H235ZM252 229H251V230H252ZM256 229H257V228H256ZM262 229H260V230L262 231ZM38 230H39V229H38ZM93 230H92V231H93ZM110 230H112L111 233H109ZM120 230H121V231H120ZM142 230H143V229L140 228V230L138 229L137 232H138V233H139V231L142 232ZM154 230H156V229H154ZM179 230H180V231H179ZM188 230H187V234H188V233L190 234V232H188ZM195 230H197V229H195ZM233 230H232V232H233ZM258 230H259V229H258ZM55 231H54V232H55ZM59 231H60V232H59ZM90 231H91V230H90ZM128 231H129L130 233H129ZM178 231H179V233H178ZM192 231H193V230H192ZM206 231H208V228H207ZM206 231H205V232H206ZM210 231H212V229H211ZM214 231H215L217 234H220V235L217 236V234H215ZM252 231H254V230H252ZM256 231H257V230H256ZM261 231H260V232H261ZM36 232H40L41 235H39V234L36 233ZM42 232H43V233H46V234L43 235ZM54 232H53V233H54ZM61 232H62V233H61ZM97 232H99V231H97ZM97 232H96V233H97ZM100 232H101V231H100ZM107 232H108L110 235L112 234V236L109 237V234H108ZM113 232H114V233H113ZM154 232H155V231H154ZM158 232H159V233H158ZM161 232H163V233H161ZM199 232L201 233L202 231H199ZM244 232H245V231H244ZM257 232H258V231H257ZM263 232H264V231H262V233H263ZM48 233H49V232H48ZM50 233H51V232H50ZM57 233H56V235H57ZM138 233H136V234H138ZM169 233H170V232H168V234H167L168 236H169L170 234L172 235V233H170V234H169ZM176 233H177V234H176ZM184 233L180 234L181 237H182V236L185 237L186 233H185V234H184ZM192 233H193V232H192ZM206 233H207V232H206ZM225 233H226V234H225ZM234 233H235V232H234ZM37 234L39 235V237L43 235V238H45V240L48 239V240L45 241V240H43V238L41 237L42 240L45 241V242H44V247H45L44 249H41V248H43V247L36 248V247L34 246V245L36 244V242H34V240H37V239H38V237H37V239H35L36 236H38ZM59 234H62V235H61L62 237H60ZM114 234H115V235H114ZM116 234H117V235H116ZM118 234H119V236H118ZM121 234L125 235L126 237L123 236V238H124V239L127 238L128 241L123 239V240H121V241H122V242H121L120 240H118L117 238H119ZM140 234H141V233H140ZM143 234H144V233H143ZM147 234H148V233H147ZM153 234H154V233H153ZM193 234H195V233H193ZM198 234H199V233H198ZM208 234H209V233H208ZM245 234H246V233H244V236H245ZM49 235H50V234H49ZM51 235H52V233H51ZM53 235H54L53 237L56 238V240H57V236H56L55 234H53ZM74 235H75V234H74ZM96 235H97V234H96ZM144 235L147 236L146 234H144ZM149 235L151 236V233H149ZM157 235H158V236H157ZM165 235H166V234H165ZM199 235H200V234H199ZM204 235H205V234H203V236H204ZM215 235H216V236H215ZM224 235H225V236L227 235V239H225L226 237H225ZM232 235H233V234H231V236H232ZM20 236H21V240H20V238H18V237H20ZM64 236H65V235H64ZM91 236H92V235H91ZM94 236H95V235H94ZM121 236H122V235H121ZM145 236L142 237V238L144 239ZM168 236H167V237H168ZM178 236H179V235H178ZM187 236H188V238H189V235H187ZM219 236H220V237H219ZM242 236H243V235H242ZM242 236H241V237H242ZM244 236H243L242 238H244ZM50 237H51V236H50ZM74 237H76V236H74ZM92 237H93V236H92ZM112 237H114V238H112ZM140 237H141V236H140ZM148 237H149V236H148ZM148 237H147V238H148ZM161 237H162V235H161ZM184 237H183V238H184ZM192 237H193V235H192ZM194 237H195V236H194ZM229 237H230V238H229ZM72 238H73V237H72ZM76 238H77V237H76ZM76 238H75V239H76ZM78 238H79V237H78ZM108 238H109V239H108ZM138 238H139V236H138ZM142 238H141V239H142ZM159 238H160V236H159ZM159 238H158V239H159ZM162 238H164V235H163ZM162 238H160L159 240H162ZM165 238H166V237H165ZM178 238H180V237H178ZM183 238H181V239L184 240V242L186 243V240H188V239L186 238V240H185V239H183ZM190 238H191V236H190ZM196 238L198 239L199 236H196ZM228 238H229V239H228ZM242 238H241V239H242ZM52 239H53V238H52ZM98 239H97V241H98ZM152 239H153V237H152ZM152 239H151V240H152ZM158 239H156V240H158ZM168 239H169V238H168ZM170 239H171V236H170ZM170 239H169V240H170ZM175 239H174V240H175ZM181 239H179V241H181ZM208 239H210V238L208 237ZM39 240H41V239L39 238ZM39 240L37 241V245H36V246H40V244L42 243V241H41V243L38 244ZM56 240L53 239V241H56ZM82 240H83V239H82ZM130 240H131L132 242L129 244ZM144 240H145V239H144ZM154 240H155V239H154ZM159 240H158V242H159ZM163 240H165V239H163ZM171 240L174 241L173 239H171ZM202 240H205V239H202ZM216 240H217V239H216ZM242 240H243V239H242ZM51 241H52V240H51ZM57 241H58L57 243H59V240H57ZM74 241H75V240H74ZM90 241H91V240H90ZM117 241H118L119 243H117ZM124 241H125V243H123ZM126 241H127V242H126ZM145 241H147V240H145ZM167 241H168V240H167ZM175 241H176V240H175ZM195 241H196V240H195ZM195 241H194V242H195ZM205 241H206V242L208 241V243H209V240H205ZM210 241H211V240H210ZM239 241H240V242H239ZM239 241H238V243H239L240 246H241L243 242L241 243V240H239ZM149 242H150V240H149ZM152 242H153V241H152ZM154 242H155V241H154ZM154 242H153V243H154ZM156 242H157V241H156ZM158 242H157V243H158ZM170 242H171V241H170ZM177 242H178V241H177ZM177 242H174V245H176L175 243H177ZM191 242H192V240H191ZM194 242H192V243H194ZM196 242H197V241H196ZM196 242H195V243H196ZM199 242H201V241L199 240ZM202 242H203V241H202ZM202 242H201V243H202ZM214 242H215V240H214ZM214 242H213V243H214ZM229 242H231V240H230ZM245 242H246V241H245ZM245 242H244V243H245ZM252 242H253V241H252ZM256 242L259 243L260 241H256ZM49 243H50V241H49ZM57 243L55 242L54 244H57ZM66 243H67V242H66ZM69 243H72V244H73V241H70ZM69 243H68V244H69ZM88 243H89V244H88ZM97 243H98V242H97ZM100 243H99V245H100ZM109 243H110V244H109ZM115 243H117V246L115 245ZM150 243H151V242H150ZM157 243H156V245H157ZM171 243H172V242H171ZM179 243H182V242H179ZM179 243H178V244H179ZM188 243H189V241L187 242V244H183V245H187V246H188ZM197 243H198V242H197ZM201 243H199V244H201ZM203 243H204V242H203ZM211 243H212V242H211ZM211 243H210V244H211ZM223 243H224V244H223ZM249 243H251V242H249ZM253 243H254V244H250V245H252V247L256 246L255 241H254ZM50 244H51V243H50ZM74 244L76 245V243H74ZM111 244H112V245H111ZM146 244H147V242H146ZM146 244H145V245H146ZM151 244H152V243H151ZM199 244H198V245H199ZM215 244H216V243H215ZM239 244H237V246H239ZM259 244H261V243H259ZM51 245H53V244H51ZM81 245H82V244H81ZM81 245H80V246H81ZM122 245H123V246H122ZM124 245H125V246H124ZM128 245H129L130 247H129ZM142 245H144V242H143ZM142 245L140 246V248L142 247ZM154 245H155V244H154ZM172 245H173V244H172ZM172 245H171V246H172ZM189 245H190V243H189ZM194 245L197 246V244H194ZM201 245H202V244H201ZM205 245H206V243H205ZM228 245H231V246H232V247H230L231 250H229ZM244 245H245V244H244ZM253 245H254V246H253ZM41 246H43V245H41ZM110 246H111L112 248H111ZM119 246H120V247H119ZM127 246H128V247H127ZM137 246L139 247V243H138ZM147 246H148V245H147ZM147 246H145V247H147ZM151 246H152V245H151ZM187 246H186V247H187ZM191 246H193V245H191ZM191 246H190V248H189L190 250H188V251H191V252H188V251H187V252H188V253H187V252L185 251L184 253H186L187 255H188V254H189V255H191V254L194 255ZM210 246H212V245H210ZM237 246H236V249H237V250H238V249L241 250V248H239V247H237ZM258 246H259V245H258ZM121 247H125V248L123 249V248H121ZM178 247H179V248H180V247L182 248V245H181V246H178ZM184 247H185V246H183L182 249L180 248V249H181V252H177V250H175L176 253H178V254L180 253L179 256L182 255L181 257L185 256V254L183 255V253H182L183 251H182V250H184V249L187 250V249H188V248L186 249V248H184ZM199 247H200V245L198 246V248H199ZM206 247H207V245H206ZM206 247H205V248H206ZM212 247H214V246H212ZM241 247H243V246H241ZM245 247H246V251H247V249H248V251H252L251 253H253V251H255V249H254V250H253V249L250 250V246H249V244H248V247H247V242H246V246H244V248L242 249L243 251H244ZM259 247H260V246H259ZM261 247H262V246H261ZM261 247H260V248H261ZM51 248H52V247H51ZM51 248H50V249H51ZM55 248H56V247H55ZM61 248H62V247H61ZM61 248H60V252L63 253L62 251H63L64 249H62V251H61ZM109 248H110V250H109ZM118 248H121V249H122V252H123L126 248H128V249H126L123 253H121V251H120L121 249H118ZM142 248L144 249V247H142ZM154 248H155V246H154ZM164 248H165V247H164ZM173 248H175V247H173ZM193 248H194V247H193ZM201 248H203V247H201ZM208 248H209V247H208ZM224 248H225V249H224ZM255 248H257L256 250L259 249L257 246H256ZM52 249H53V248H52ZM85 249H86V248H85ZM117 249L119 250V253L117 252V251H118ZM129 249H130V251H129ZM134 249H136L135 246H134ZM147 249H148V248H147ZM149 249H150V248H149ZM151 249H153V248H151ZM177 249H178V248H177ZM206 249H207V248H206ZM212 249H210V252H212V251H211ZM222 249H224L225 253L223 252ZM263 249H264V248H263ZM108 250H109V251H108ZM154 250H155V249H154ZM196 250H197V249H196ZM200 250H201V249H200ZM239 250H238V251H239ZM261 250H262V248H261ZM57 251H58V250H57ZM128 251H129V252H128ZM172 251H174V250H172ZM205 251H206V250H205ZM208 251H209V250H208ZM218 251L215 253V255H217V253H219V254L221 253V252H218ZM246 251H245V252H246ZM258 251H260V250H258ZM112 252H113V253H112ZM115 252H116L117 254H116ZM146 252H147L148 254H146ZM149 252H150V250H149ZM155 252H156V251H155ZM194 252H195V251H194ZM198 252H199V251H198ZM213 252H214V250H213ZM213 252H212V253H213ZM262 252H263V250H262ZM45 253H46V254H45ZM49 253H50V252H49ZM51 253H52V252H51ZM51 253H50V254H51ZM61 253H59V251H58V253L56 252V254H60V255H61ZM80 253H81V252H80ZM93 253H94V252H93ZM93 253H92V255H93ZM127 253H128V255H127ZM156 253H157V252H156ZM156 253H155V254H156ZM173 253H174V252H173ZM181 253H182V254H181ZM195 253L197 254V252H195ZM208 253H209V252H208ZM208 253H207V254H208ZM237 253H238V252H237ZM239 253H241V251H240ZM248 253H249V252H248ZM251 253H250V254H251ZM254 253H255V252H254ZM254 253H253V254H254ZM56 254H55V255H56ZM114 254H115V255H114ZM123 254H124V255L126 254V255L124 256ZM135 254H136V253H135ZM135 254H134V255H135ZM144 254H142V255H144ZM150 254L153 255L154 253H152V251H151ZM157 254H158V253H157ZM169 254H170V253H169ZM178 254H176V255H178ZM198 254H199V253H198ZM203 254H204V253H203ZM219 254H218V255H219ZM229 254H231V253H229ZM234 254H236V252H235ZM244 254L246 255V253H244ZM260 254H263V253H260ZM62 255H63V254H62ZM132 255H133V254H132ZM145 255H144V256H145ZM151 255H150V256H151ZM170 255L172 256V254H170ZM187 255L185 256V258L187 257ZM213 255H214V254H213ZM218 255H217V256H218ZM241 255H243V254H241ZM251 255H252V254H251ZM80 256H81V257H80ZM97 256H96V257H97ZM103 256H105V259H106L107 261L104 260V257H103ZM108 256H110V257H109L110 260H109ZM112 256H114V257L116 256V257L114 258V257H112ZM118 256H121V257L124 256V257H123V259H121V258L119 257V258L121 259V260H120L119 258H117ZM144 256H143V257H144ZM171 256H169V257H171ZM173 256H174V255H173ZM194 256H195V255H194ZM196 256H198V255H196ZM219 256H220V255H219ZM221 256H222V254H221ZM239 256H240V255H239ZM239 256H238V257H239ZM243 256H244V255H243ZM92 257H93V256H92ZM94 257H95V255H94ZM94 257H93V259L96 258V257H95V258H94ZM111 257H112L113 259H112ZM135 257H136V258H135ZM146 257H145V258H146ZM153 257H154V256H153ZM155 257H156V256H155ZM198 257H199V256H198ZM201 257H202V256H201ZM206 257H207V256H206ZM210 257H212V256L210 255ZM213 257H214V256H213ZM225 257H226V256H224V258H225ZM238 257H237L236 259H238ZM124 258H125V259H124ZM175 258H176V257H175ZM179 258H180V257H179ZM179 258H178V259H179ZM183 258H184V257H183ZM183 258H182V259L180 258V260H181L180 262H181V263H182V260H183V263H182V264H186L185 262H187L188 264H191V263H193V262L195 261V259H196L197 257H196L195 259H193V257L191 258V256H189L188 258H186V260L183 259ZM189 258H190V260L193 261V262L189 263V261H188ZM207 258H208V257H207ZM214 258H216V257H214ZM217 258L219 259V257H217ZM222 258H223V257H222ZM224 258H223V261H222V262L218 261V259H216V260H217V262H218L219 264H226V263H227V264H229V263L232 264L233 261H232V260L230 261V258H228L229 260L227 259L228 262H226V261L224 260ZM241 258H242V257H241ZM56 259H57V260H56ZM83 259H81L80 261H82ZM87 259H88V258H87ZM87 259H85V262H86V261L88 262ZM93 259H91V255H90V261H91V262L89 261L90 264L93 263V262L95 263V260L93 261ZM111 259H112V260H111ZM114 259H115V260H114ZM132 259H133V258H132ZM135 259H138V260H135ZM153 259H155V258H153ZM161 259H162V258H161ZM169 259H170V258H169ZM172 259H174V258L171 257V260H170V261H172ZM176 259H177V258H176ZM176 259H174V261L177 262ZM202 259H203V258H202ZM211 259H212V258H211ZM211 259H210V260H211ZM231 259L235 260V258H233V257H232ZM41 260H43V261L40 262ZM66 260H69V261H66ZM99 260H100V259H99ZM108 260H109V261H108ZM122 260H123V261H122ZM144 260H145V261H144ZM196 260H197V259H196ZM207 260H208V259H207ZM210 260H209V261H210ZM239 260H240V259H239ZM80 261H78V262H80ZM92 261H93V262H92ZM96 261H97L96 263L98 264V260H97V259H96ZM102 261H101V262H102ZM125 261H126V262H125ZM136 261H137V262H136ZM153 261H154V260H153ZM167 261H168V260H167ZM174 261H173V262H174ZM178 261H179V260H178ZM184 261H185V262H184ZM197 261H199V259H198ZM204 261H205V260H204ZM213 261H214V260H212V264L214 263ZM229 261H230V262H229ZM235 261H236V260H235ZM249 261H252V260H249ZM44 262H43V263H44ZM83 262H84V260H83ZM83 262H80V263L83 264ZM124 262H125V263H124ZM130 262H131V259H130ZM176 262H175L174 264H177ZM215 262H216V261H215ZM223 262H224V263H223ZM238 262H239V261H238ZM243 262H244V261H243ZM43 263H42V264H43ZM76 263H77V262H76ZM99 263H100V262H99ZM132 263H131V264H132ZM143 263H142V264H143ZM178 263H179V262H178ZM218 263H217V264H218ZM44 264H45V263H44ZM69 264H70V263H69ZM78 264H79V263H78ZM87 264H89V263H87ZM102 264H105V263L102 262ZM128 264H130V263H128ZM138 264H139V263H138ZM140 264H141V263H140ZM168 264H170V262H169ZM171 264H173V263H171ZM193 264H194V263H193ZM198 264H199V263H198ZM201 264H202V263H201ZM207 264H208V263H207ZM238 264H240V263H238Z\"/></svg>",
	"mask_w": 264,
	"mask_h": 264
}]
</instances>
